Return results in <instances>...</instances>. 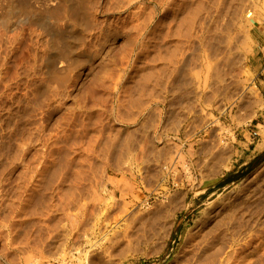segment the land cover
<instances>
[{"label":"rangeland","instance_id":"obj_1","mask_svg":"<svg viewBox=\"0 0 264 264\" xmlns=\"http://www.w3.org/2000/svg\"><path fill=\"white\" fill-rule=\"evenodd\" d=\"M7 0H0V17L4 20L3 22H5L6 23V25H4V23L2 24V20H1V18H0V27H1V29H0V31H3L2 32V34H1V32H0V34L2 35V39L0 38V57H1V55H3L2 53L5 51V48H6V51L4 52L5 54L2 56L3 57V59L2 58H0V60L2 59V61H0V79H1V81L0 82H2V84L0 85V155L2 156H0V158H1V162H0V168L1 167H3V169H5L4 171H3V169L1 168V170L3 171L2 173H1V170H0V174H1V176H0V187H2V188H0V194L2 195H0V197L1 198H3L4 196H6V195H8L9 194V198L11 199V197L13 198L14 197V195H15V199L16 200H14V199H11V201H13V203H11V201H8V200H10L9 198H7V197H4L2 200L3 201H1V198H0V202L2 203H0L1 205V208H0V215H2L3 213H4V215H2V216H0V230H2L1 232H3V233H1L4 237H2V235H0V264H13V262L15 261L16 263H14V264H22L23 262V264H26L27 262H29L30 264H32V263H34V264H49V263H51V264H63V263H68V264H84L85 262H83L84 261V255H83V253H88V252H93V250L95 251V252H100V249H101V251H102V247L103 246H107V244H108V246L109 245H112V243L110 244V241L113 239L114 240V238H116V241L114 240V242H113V244H115V242H117L116 243V245H112L113 246V248L114 247H116L117 246V244L120 246H123V244L126 242V241H128L127 239H129V238H127V236L129 235V237L130 238H133L134 240L136 239V240H138L140 243H139V245H138V247H140V248H144L145 247V245L146 244H148V242H149V246H148V249H147V254H144V253H141V254H138V255H130L126 260H125V262H124V264H170V262H172V264H178L180 261H181V255H177L179 252L182 254V250L184 251V245H185V243H184V241H185V239L184 238H186V232L187 231H192V233H194V231H198V230H200L201 229V227L203 226V224H205V222H206V224L207 225H209V226H213V225H215L217 222H213V220L214 221H216L215 219H217L218 220V217L220 218V216H221V214H223V212H226V211H229V213L231 212V210H232V212L230 213V215H232V214H234L233 213V211H234V209H232V208H236V210H238V211H234L235 213H236V215H239V217L238 216H236L235 214H234V217H233V215L232 216H229V218H228V221L226 222V224L222 227L223 229L225 228V230H223L222 229V234H224V236H229V235H231V237L229 238H227V237H224L223 235H222V237H223V239H224V241H228V244H226V242L224 243L225 245H227L226 247H224L223 246V250H220L219 252H221V253H215L214 254V256L215 257H217V258H215L213 255H211L212 256V258H211V256L210 257H208V259L210 260H208L207 258V260L206 259H204L203 261H202V263L201 264H203V263H207V264H214V261H215V264H216V262H218V264L221 262V261H223L224 260V258L227 256V252H229V254H228V256L225 258V260H228L229 258H231V260L229 259V262L231 263V264H240L241 262V264H264V156L263 157H261L259 160H257V161H255V162H250V159H251V157H252V155L258 150V149H261V148H264V0H242V2H241V0H199L200 1V4H198L199 3V1L198 0H130L131 1V3H129V0H127V2H126V0H86L85 2H83V0H81V2L80 1H78L79 3H80V6L82 7L80 10L78 9V7H80V6H78L79 5V3H77V0H72V1H68V0H63V2H62V0H48V2L46 1V0H30L31 2H29V0H25L26 1V3H27V8H26V11H28V14H27V18H29V19H26L25 20V22H27V24L23 21V23H21L20 22V24H24V26H26V27H24V26H22V25H19V24H17V20H16V18L15 17H12L11 16V18H10V16H8V15H6V13H7V5H8V2H6ZM28 1V2H27ZM33 1H38V2H36V4H35V2H33ZM56 1H57V3H56ZM58 1H61V3H62V5H61V3L60 2H58ZM74 1V2H73ZM125 3H124V2ZM142 2V4H140L141 2ZM180 1H182V3L180 2ZM189 1H192V3L191 2H189ZM198 1V2H197ZM213 1H214V3H213ZM219 1H220V3H219ZM247 1V2H246ZM250 3H249V2ZM253 1V2H252ZM43 2H45V4L43 3ZM193 2H195L194 4H193ZM217 4H216V3ZM239 4H238V3ZM244 2V3H243ZM31 3V4H30ZM32 3H34V5L32 4ZM38 3V4H37ZM69 3H71V5L73 4V6H71V7H75L77 4V6H76V8H75V11H76V14L78 15V16H74V14H72V12H68V11H72L68 6V4ZM75 3V4H74ZM81 3H82V5H81ZM84 3V4H83ZM88 3V4H87ZM92 3V4H91ZM120 3H122V4H120ZM128 5H127V4ZM135 3H137V4H135ZM139 3V4H138ZM155 3H156V8H155ZM177 3H178V5H177ZM188 3H190L192 6L190 7V4H188ZM249 3V4H248ZM46 4H48V5H46ZM53 4H54V6H56L57 7V10H59V12H61V14L59 13V12H57V10H54V9H56V7L54 8L53 7ZM60 4V5H59ZM91 4V5H90ZM146 4H147V6H146ZM175 6H174V5ZM198 4V5H197ZM215 5V6H213V5ZM236 4H238V5H236ZM52 5V6H51ZM65 5V6H64ZM85 5H87V6H85ZM118 5V6H117ZM120 5V6H119ZM122 5V6H121ZM133 5V6H132ZM137 5H139V6H137ZM144 5V6H143ZM199 5H201V6H199ZM217 5V6H216ZM6 8V10L4 9V7ZM30 6H31V8H30ZM32 6L34 7V8H32ZM63 7V9H65V10H62L61 8H59V7ZM85 6V7H84ZM88 6H91V7H88ZM149 6V7H148ZM152 6L154 7L153 9H152ZM170 6H171V8H170ZM189 6V7H188ZM237 8H239V9H237ZM241 6V7H240ZM247 6V9H245V7ZM3 7V8H2ZM47 7L48 8H50V9H47ZM53 7V8H52ZM88 9L87 10V12L85 11V9ZM88 7V8H87ZM138 7V8H137ZM140 7H141V9H140ZM201 7V8H200ZM214 7V8H213ZM216 7H217V9H216ZM244 9H243V8ZM253 7V8H252ZM255 7V8H254ZM59 8V9H58ZM69 8V9H68ZM145 8H147V9H150V11H148L149 12V14H150V16H149V14H148V12L146 13V9ZM190 9L189 10V12L188 11H186L187 12V14L186 13H184L185 12V10L186 9ZM194 8H196V12L198 11V9L201 11L200 12V14H199V11L196 13V15H194L195 14V11L193 10V15H192V9ZM198 8V9H197ZM249 8V9H248ZM28 9V10H27ZM68 9V10H67ZM172 11H171V10ZM187 9V10H188ZM238 10V12H237V10ZM53 10H54V12H53ZM65 13H62V11ZM67 10V11H66ZM140 10H141V12L143 11V13L141 14V12H140ZM167 10V16H166V11ZM174 10H176V11H174ZM246 10V11H245ZM5 11H6V13H5ZM32 11V12H31ZM33 11H34V13H35V15H37V17H34L33 16ZM49 13V14H47V12ZM80 11H82V12H80ZM84 11V12H83ZM90 11V12H89ZM138 11H139V13H138ZM154 11V12H153ZM170 11V12H169ZM173 11H174V14H173ZM235 11V12H234ZM249 11H251V12H249ZM252 11H254V13H252ZM45 14H44V13ZM77 12H80V14L79 13H77ZM151 12V13H150ZM169 12V13H168ZM5 13V14H4ZM27 13V12H26ZM31 13H32V15H31ZM50 13H51V15H50ZM91 14V16H90V14ZM139 14L140 16H137L136 14ZM144 13H146L148 16L147 17H149V18H147V19H144L142 16H145V18H146V14H144ZM164 13H165V15H164ZM171 13V14H170ZM190 13H191V15H190ZM247 13H251V15L250 16H247ZM2 14H4V15H2ZM40 14V15H39ZM57 14V15H56ZM64 14V15H63ZM66 14H67V17H66ZM70 14V15H69ZM89 14V15H88ZM135 14V15H134ZM152 14H154V15H152ZM184 16H183V15ZM186 14V15H185ZM31 15V16H30ZM47 15V16H46ZM49 15L51 16V17H49ZM58 15L60 16L58 19H56L57 17H58ZM86 15L87 17L85 18L84 16ZM164 15V16H163ZM174 15V16H173ZM177 15V17H175ZM187 15H189V17H195V18H190V21H187L186 19H188L189 17L187 16ZM4 16V17H3ZM45 16H46V21H45ZM66 18H65V17ZM69 16V17H68ZM71 16V17H70ZM72 16H74V17H72ZM80 16V17H79ZM82 16H83V18H82ZM134 16H135V18H134ZM171 16V17H170ZM173 16V17H172ZM182 16L183 18H184V20H185V22H178V20L179 21H183L182 20V17H181V20H180V17ZM185 16H186V18H185ZM31 17V18H30ZM55 17V18H54ZM63 17V18H62ZM79 17V18H78ZM150 17H152V18H150ZM156 17H158V18H156ZM161 17V18H160ZM164 17V18H163ZM171 19H170V18ZM179 17V19H177ZM245 17H247V18H245ZM6 19V21H5V19ZM8 18V19H7ZM36 18V19H35ZM50 18H53V19H51L50 20ZM83 20H82V19ZM136 18H137V20H136ZM145 20V22H144V20ZM168 18V19H167ZM173 18V19H172ZM207 18H210V19H208V20H206ZM245 18V19H244ZM32 19H34V21L32 20ZM40 19V20H39ZM56 19V20H55ZM63 19V20H62ZM64 19L66 20V21H64ZM78 19H80V21H82L83 23H81V22H78L79 20ZM140 19V20H139ZM150 19V20H149ZM156 19V20H155ZM196 19H197V21H198V19H199V22L197 23V21H196ZM205 19V20H204ZM32 20V21H31ZM51 22H50V21ZM61 20V22H59ZM70 21V22H68V21ZM78 20V21H77ZM134 20H136V23H134L135 21ZM158 20H159V22H158ZM171 20H175V21H171ZM177 20V21H176ZM195 20V21H194ZM13 22L14 21V25H10L11 24V22ZM15 21H16V23H15ZM29 21V22H28ZM47 21H49V25H48V22ZM138 21H139V24H138V26H137V23H138ZM141 21H142V23H144L145 25H143L142 23H141ZM148 21H149V23H148ZM154 21L156 22V23H154ZM170 21V22H169ZM187 21V22H186ZM192 21H193V23H192ZM208 21V22H207ZM245 22L244 23V25H242L243 24V22ZM52 22H54V24L52 23ZM55 22H56V25H55ZM57 22H58V24H57ZM146 22H147V24H146ZM188 22H190L191 23V26H189V28H187L188 26ZM206 22V23H205ZM19 23V22H18ZM65 23H67V24H65ZM70 25H69V24ZM140 23L143 25V29H142V26L140 25ZM158 23H159V27H158ZM173 23V24H172ZM176 23V24H175ZM177 23L178 24H180V26H182L183 28L185 27V25H183V24H185V23H187L186 24V28L187 29H184L183 30V32L186 30V32H187V30L190 32L189 33V35L187 36L186 35V33L184 32H181L182 31V29L183 28H181L180 26H176L177 25ZM183 23V24H182ZM251 23V24H250ZM16 24V25H15ZM52 24V25H51ZM83 24V25H82ZM134 24H135V28H133L134 27ZM153 24H154V26H153ZM182 24V25H181ZM196 26H195V25ZM204 24H206L205 26H204ZM209 24H210V26H209ZM2 25H4V26H2ZM18 25V26H17ZM60 25H62V26H60ZM67 27H66V26ZM68 25H69V27H68ZM82 25V26H81ZM133 25V26H132ZM140 25V26H139ZM152 25V26H151ZM174 25V26H173ZM194 25V26H193ZM198 25H200L199 26V29H195L194 27H197L198 28ZM11 26H15L14 28L15 29H17L18 27H22L23 28V32H25V30H26V32L25 33H22L21 31V27H20V29H18L19 31H17L16 32V30H14V29H12V32H13V34H17L18 32H21V34L23 35V36H21L20 37V39L19 38H17L16 39V35H13L14 37H12L11 36V34H10V38H6V37H9V32L10 33H12L11 32V30L9 29ZM17 26V27H16ZM28 26V27H27ZM31 28H30V27ZM38 26H40V27H38ZM45 26H46V28H45ZM58 27V26H60V27H56L55 28V31L54 30H52V29H54V28H52V29H50L51 27ZM175 26L176 27H178V28H175ZM243 26H245V27H247V30H246V34H244L243 33V31H242V28H245V27H243ZM2 27H3V30H2ZM7 27H9L8 29H7ZM49 27V28H48ZM63 27V28H62ZM66 27V28H65ZM71 27V28H70ZM83 27V28H82ZM136 27H138V28H136ZM154 30H152L151 28ZM156 27H158V28H156ZM27 28V29H26ZM29 28H30V31H29ZM37 28V29H36ZM44 28V30L43 31H41L42 29ZM76 28V29H75ZM140 28V29H139ZM150 28V29H149ZM180 28V29H179ZM191 28V29H190ZM193 28H194V30H193ZM202 28H204V29H202ZM210 28V29H209ZM35 30V32L37 33L36 35H35V32L33 33H29V32H31V30L32 31H34ZM46 29V30H45ZM62 29H64V32L65 33H63L62 34V32H63V30ZM79 29V30H78ZM82 29H84V30H86L87 32H85V31H82ZM137 29V30H136ZM147 29V30H146ZM178 29V30H177ZM201 29V30H200ZM207 29V30H206ZM208 29H209V31H208ZM246 29V28H245ZM6 30H8V33L6 32ZM59 30V31H58ZM69 30V31H68ZM71 30V31H70ZM73 30H74V32L76 31V32H78V33H74L73 32ZM142 32H141V31ZM150 30V31H149ZM159 32H158V31ZM198 31V32H196V31ZM208 31V32H206V31ZM40 31V32H39ZM44 31H45V33H44ZM53 31H54V33H55V36H54V33H53ZM81 31V32H80ZM139 31L141 32V33H139ZM148 31L150 32V34H148ZM164 31V32H163ZM177 31H179V32H177ZM192 31V32H191ZM200 31H201V33H200ZM41 34V32L44 34H41V35H39V33ZM60 32V34L58 35L57 33H59ZM137 32V33H136ZM152 32V33H151ZM153 32H155V33H153ZM158 32V34L156 35V33ZM196 32V34H193V33H195ZM204 32H206V33H204ZM53 34V36L52 35H50V34ZM67 33H69V34H67ZM71 33H72V35H71ZM84 35V36H81V38H83V40L81 39V38H76V37H78V36H80V35H82V34ZM135 33V34H134ZM178 33L180 34L179 36H178ZM192 33V34H191ZM199 33V35H197ZM31 34H33L32 36H33V38H32V36H31ZM74 34V35H73ZM80 34V35H79ZM138 34V35H137ZM144 34H148L149 35V37L147 36V35H144ZM153 34L155 35L154 37H153ZM188 34V33H187ZM242 34H243V36H242ZM1 35H0V37H1ZM7 35V36H6ZM26 35V36H25ZM30 35V36H29ZM43 35V36H42ZM64 35V36H63ZM86 35V36H85ZM89 35V36H88ZM92 35V36H91ZM135 35H137V36H135ZM151 35H152V37H151ZM192 35H195V36H198V37H196L195 38V36L193 37ZM202 35H204L205 37H207V38H205L204 36V38H202ZM208 35V36H207ZM244 35H246V36H244ZM34 36H36V37H34ZM43 38H42V37ZM52 36V37H51ZM59 36H63L65 39H62L61 37H59ZM74 37V39L76 38V39H78V40H80L79 42H78V40L77 41H75L74 39H73V37ZM142 38H141V37ZM146 36V37H145ZM160 38V40H159V38ZM188 37V39H186L185 38V40H184V37ZM25 37H28L27 39L25 38ZM31 39H30V38ZM46 37V38H45ZM53 37H56V38H53ZM72 37V38H71ZM88 37V38H87ZM161 37L163 38V37H165L164 39H161ZM177 37H179V38H177ZM183 37V38H182ZM189 37H190V39H189ZM247 37H248V39H247ZM12 38V39H11ZM22 38V39H21ZM25 38V39H24ZM41 38V41L39 40ZM86 40H85V39ZM89 38H90V41L92 42V43H90V41H88L89 40ZM92 38V39H91ZM156 38H158L157 39V41H156ZM246 38V39H245ZM9 39H11V40H13V41H11V40H9ZM15 39V40H14ZM18 39H19V41H18ZM36 41H35V40ZM46 41H45V40ZM51 39H52V41H51ZM56 39H58V40H56ZM95 39V40H94ZM132 39H134V40H132ZM165 39H168L167 41L165 40ZM243 41H242V40ZM9 40V42L7 43V41ZM20 40H22L23 42H21ZM24 40H26V41H24ZM31 40V42L29 43V42H27V41H30ZM48 40H50V41H48ZM58 42V41H60V43L58 42V43H56V41ZM63 40H66V41H63ZM70 40V41H69ZM73 40V41H72ZM82 40V41H81ZM141 40H142V42H141ZM162 40H163V42H162ZM183 40L185 41V42H183ZM190 40H192V42L190 41ZM196 40V41H195ZM201 40V41H200ZM11 41V42H10ZM44 41V42H43ZM48 41V42H47ZM53 41H54V43H53ZM69 43H71L72 44V46L74 47V46H76V47H78V46H80V44H81V46H82V49H81V46L79 47V48H76L75 49V47L74 48H72V46H70L71 44H69ZM72 41V42H71ZM75 41V42H74ZM87 41V42H86ZM132 41H134V42H132ZM144 41V42H143ZM156 42V43H154V42ZM182 41L183 42V45H185V47L182 45V42H181V44H180V42ZM189 41V42H188ZM194 41V42H193ZM205 41V42H204ZM228 41H230L229 43H227ZM240 41H242V42H240ZM13 42V43H12ZM17 42V43H16ZM18 42L20 43L21 42V44H23V45H21V44H18ZM37 42V43H36ZM65 42H67V43H65ZM77 42V43H76ZM81 42V43H80ZM86 42V43H85ZM162 42V43H161ZM166 42V43H165ZM189 43L188 45H189V47H190V50H188V46L186 45L187 43ZM190 42H191V44H190ZM195 42L198 44H195ZM250 42V43H249ZM25 43V44H24ZM32 43V44H31ZM41 43H43V44H41ZM49 43H50V45H49ZM62 43H65V44H62ZM80 43V44H79ZM84 43V44H83ZM89 43V44H88ZM133 45H132V44ZM142 43V44H141ZM144 43V44H143ZM159 43V44H158ZM177 43H178V45H177ZM240 43L242 44V46L244 47V49H243V47L242 46H240ZM9 44H12V45H9ZM38 46H37V45ZM58 44H60V45H58ZM61 44L63 45V46H61ZM74 44V45H73ZM76 44V45H75ZM79 44V45H78ZM91 44V45H90ZM138 44H140V45H138ZM150 44H152V45H150ZM165 44V45H164ZM171 44H173L174 45V47H173V45H171ZM194 44V45H193ZM229 44V45H228ZM234 44V45H233ZM248 44V45H247ZM14 45V46H13ZM15 45H19L18 47L16 46V49L14 48L15 47ZM42 45V46H41ZM47 45V46H46ZM49 45V46H48ZM142 45H143V47H142ZM144 45H145V47H144ZM149 45V46H148ZM168 46V48L170 49V51L168 52V55L170 56H168L169 58H171V57H174V58H176V59H174L173 60V63H175V65H172L171 64V62H169V58L168 59H166V61H165V59L164 60H162L161 62H159L158 63V65L160 64V65H162V64H168V65H162L161 67H162V72L159 74L160 76H159V83H161L162 82V84L161 85H164L165 84V86L163 87H161L160 88V84H158V86H157V83L155 82V78L152 76L154 73V68L153 67H155L156 66V63L154 62V56L155 55H153L154 53H156L157 51L160 53V54H162V56H163V58H164V56L167 54V52L166 53H164L165 51H163V50H166L167 51V49H166V47H164V46ZM170 45V46H169ZM179 45H181V46H179ZM222 46V48L224 47L223 45H225L226 47H224V49L226 48V50H224V49H222L221 48V46ZM227 45H228V47H227ZM230 45H233L232 46V48L233 49H231V46ZM246 45H247V47H246ZM12 46V47H11ZM51 46V47H50ZM55 46V49L54 48H52V47H54ZM138 46H139V49H138ZM141 46V47H140ZM155 46L158 48L159 46L161 47H159L158 48V50H157V48L155 49ZM172 46V47H171ZM177 46V47H176ZM179 46V47H178ZM186 46H187V48H186ZM192 46L194 47V48H192ZM199 46V47H198ZM218 46H220V47H218ZM239 46V47H238ZM10 47V49H13L12 51L10 50V49H8ZM32 49H31V48ZM58 47H61L62 48V50L60 49V48H58ZM66 47V48H65ZM69 47V48H68ZM83 47H85L84 49H83ZM152 47V48H151ZM175 47H176V51L174 52V50H175ZM182 47V48H181ZM198 47V48H197ZM229 47H230V49H229ZM247 49H246V48ZM18 48V49H17ZM22 50H21V49ZM29 48L31 49V50H29ZM38 48H40V50L38 49ZM67 48H68V50H67ZM72 48V49H71ZM131 48V49H130ZM140 48H141V50H143V51H140ZM143 48V49H142ZM145 48V49H144ZM147 48V49H146ZM148 48H151V50L150 49H148ZM172 48H173V50H172ZM179 50H178V49ZM216 48V49H215ZM221 50H220V49ZM229 50H228V49ZM240 50V53H239V50ZM262 48V49H261ZM38 49V50H37ZM43 49H47V50H43ZM48 49H51V50H48ZM59 49H60V51L61 52H63L62 54L63 55H61V52L59 51ZM74 49V51L77 53H75L74 51H72ZM85 49H86V51H85ZM152 49H154L155 51H153ZM160 49V50H159ZM183 51H182V50ZM191 49H194V50H191ZM196 49V50H195ZM64 50V51H63ZM67 51V55H65L66 57H64V52H66ZM130 50V51H129ZM135 50V51H134ZM149 50V51H148ZM223 50V51H222ZM233 50V51H232ZM246 50V51H245ZM7 51H9V52H7ZM11 51V52H10ZM16 51H18L17 53H18V56L20 55V57H18V56H16L17 55V53H16ZM23 51V52H22ZM47 51H50L51 53L50 54H48L47 55ZM56 51V52H55ZM71 51H72V53H71ZM81 51V52H80ZM82 51H83V53H82ZM91 51H93V52H95V53H93V52H91ZM136 51H138L137 53H136ZM140 51V52H139ZM145 51L147 52V54L145 53ZM152 51H153V56H151V53H152ZM163 51V53L165 54V55H163V53H161ZM172 51H173V56H172ZM180 51V53L182 54L183 52L185 53V54H187V55H185L184 53V55L188 58V60L187 61H191V59L189 60V56L190 55H192L191 57H192V60L194 59L195 61H196V63H194V62H188V64H187V62H186V64H185V68H184V70H186V71H189V72H186V71H183L182 73H180L179 71H180V67H181V65L179 64V63H177L176 62V60H177V58H178V60L181 58V54L179 55V52ZM182 51V52H181ZM192 53H191V52ZM196 51V52H195ZM197 51H198V53H197ZM219 52V53H215V52ZM226 52V53H224L225 55H223V53L222 52ZM6 52H7V54H6ZM14 52V53H13ZM20 52H22L23 54H22V56H21V54H20ZM29 52H31V53H29ZM142 52V53H141ZM177 52V53H176ZM202 52H204V53H202ZM230 52V53H229ZM232 52V53H231ZM241 52H243V53H241ZM27 53H28V56H30L29 58H28V56H27ZM38 53V55H35V54H37ZM44 53H45V55H44ZM49 53V52H48ZM54 53V54H53ZM58 53V54H57ZM71 53V54H70ZM81 53V54H80ZM87 53V54H86ZM90 54V57L88 56L89 54ZM91 53H93L92 54V56H91ZM125 53L127 54V55H125ZM138 53H140V54H138ZM191 53V54H190ZM194 53H195V55H194ZM196 53H197V55H196ZM212 53V54H211ZM220 53H222V54H220ZM8 54H10V55H8ZM33 54V55H32ZM66 54V53H65ZM68 54H70V55H68ZM143 54V55H142ZM206 54V55H205ZM220 54V55H219ZM226 54H228V55H226ZM25 57H24V56ZM51 55H52V57H51ZM56 55H57V57H56ZM86 55V56H85ZM137 55V56H136ZM177 55V57H175ZM194 55V56H193ZM208 55H211V57L209 56V58H208ZM219 57H218V56ZM232 55H234L233 57H232ZM36 56H38L37 58V61H36ZM40 56V57H39ZM45 56V57H44ZM68 56H70L69 57V59L71 60H69V59H66V58H68ZM83 56V57H82ZM88 56V57H87ZM145 56V57H144ZM147 56H151V57H147ZM207 58H206V57ZM215 56V57H214ZM222 56V57H221ZM231 56V57H230ZM236 56H237V58H236ZM242 58H241V57ZM10 57V58H9ZM23 57V58H22ZM50 57V58H49ZM54 57V58H53ZM62 57H64L65 58V60H64V58H62ZM76 57H77V59H76ZM79 57V58H78ZM190 57V58H191ZM195 57V58H194ZM196 57H198V59H196ZM238 57H240V58H238ZM244 57V58H243ZM27 58V59H26ZM40 58H42V60H40ZM53 58V59H52ZM73 58V59H72ZM145 58H146V61H145ZM149 58H151V59H149ZM165 58H166V56H165ZM216 58H219V60L220 61H223V62H219L218 61V63L221 65V63H222V65L223 66H220V65H218V63H216L217 61H216ZM5 59V60H4ZM7 59V60H6ZM20 59H26V60H20ZM29 59V61H27ZM31 59V60H30ZM47 59V60H46ZM49 59V60H48ZM51 59V60H50ZM76 59V60H75ZM91 59V60H90ZM147 59H149L150 61H147ZM209 61H208V60ZM213 61H212V60ZM215 59V60H214ZM230 61H229V60ZM237 59V60H236ZM239 59H242V60H239ZM244 59V60H243ZM46 60V61H45ZM69 60V61H68ZM74 60V61H73ZM203 60V61H202ZM207 60V61H206ZM232 60H234V61H232ZM21 61H24V63L22 62L21 63ZM42 61V62H41ZM73 61V62H72ZM164 61V62H163ZM199 63H198V62ZM210 61H212V63L210 62ZM216 61V62H215ZM29 63V64H27V63ZM32 62V63H31ZM54 62V64H51V63H53ZM71 62V66H70V63ZM75 62V63H74ZM145 62H146V64H145ZM148 62H150L149 64H148ZM153 62H154V64H153ZM204 62H209L208 63V68H210V69H206L205 68V66H204V64L206 65V63H204ZM39 64V65H37V64ZM44 63V64H43ZM45 63H47V64H45ZM50 63V64H49ZM67 63V64H66ZM73 63V64H72ZM204 63V64H203ZM213 63H215L216 64V66L213 64ZM226 63V64H225ZM228 63V64H227ZM230 63H231V65H230ZM239 63H240V65H239ZM5 64H8V65H5ZM22 64H24V66L22 65ZM26 64V65H25ZM37 66H36V65ZM43 64V65H42ZM150 64H152V66L150 65ZM171 64V65H170ZM196 64H198V65H196ZM210 64H212L211 66H210ZM226 66H225V65ZM234 64V65H233ZM238 64V65H237ZM13 65V66H12ZM15 65V66H14ZM17 65V66H16ZM44 65L47 67V68H45L44 67ZM54 65H55V67H54ZM149 67H148V66ZM154 65V66H153ZM179 65V66H178ZM193 65L195 66V68L193 67ZM218 65V66H217ZM227 65L229 66L230 65V67H227ZM238 66V67H235V66ZM5 66H7V67H5ZM12 66V67H11ZM35 66H36V68H35ZM43 68H42V67ZM50 66V67H49ZM53 66V67H52ZM169 66H170V68H169ZM174 66V67H173ZM189 66L190 67H192V68H194V72H195V69L197 68V66H198V68H200V69H196V71L197 72H195V73H197V78L195 77L196 76V74L195 73H193V70H190V69H188L189 68ZM216 68H214V67ZM219 66H220V68H219ZM5 68V72H6V76H5V73H2V72H4L3 71V69ZM15 67V68H14ZM20 67H21V70H20ZM22 67L23 68H27V67H29L28 69H25L26 71H24V69H23V71H22ZM31 67V68H30ZM61 67L63 68V70L66 68V70H65V72L64 71H57L58 69L60 70L61 69ZM147 67H148V69H147ZM177 67V68H176ZM211 67H213L212 68V70H211ZM223 67H225L226 69H229L230 71H228V70H225ZM235 67V68H234ZM241 69H240V68ZM2 68V69H1ZM11 68H12V70H11ZM40 70H39V69ZM49 68V69H48ZM57 68V70H55V69ZM150 68V69H149ZM167 68H168V70H167ZM172 68V69H171ZM173 68H174V70H173ZM221 68H223L222 70V72H219V70H221ZM233 69V73H231L232 72V69ZM237 68V69H236ZM15 70V72H13L14 70ZM43 69V70H42ZM47 70V72H46V70ZM51 69V70H50ZM69 69V75H67V77L66 76H64V79H63V77H61L62 79H61V83L59 82V84H57L56 85V83H54V81H52V79L53 80H55V81H57V83H58V80H60V74H62V76L63 75H65V74H67V70ZM145 69H147V70H149L148 72L149 73H152L151 74V76H150V74H146V72H147V70H145ZM164 69V70H163ZM169 69H170V71H169ZM176 69H177V71H176ZM188 69V70H187ZM205 69H206V72H205ZM214 69V70H213ZM219 69V70H218ZM236 69V70H235ZM238 69H240V70H238ZM35 72H34V71ZM38 70V71H37ZM50 70V71H49ZM52 70L54 71L55 70V72H53V73H56L57 72V74H53L52 73ZM168 72H167V71ZM204 70V71H203ZM209 70V71H208ZM225 70V71H224ZM237 70L239 71V72H237ZM241 70L243 71V73H241ZM16 71H18L19 73H17ZM48 71H49V73H51L50 75L48 74ZM143 71L145 72L144 74H146L147 75V78L148 77H150V78H152V79H150V80H152V81H145V80H147V78H145V76L146 75H144L143 74ZM151 71V72H150ZM165 71V72H164ZM171 71H172V75H170L171 74ZM177 72V74L176 73H174V72ZM199 71V72H198ZM208 71V72H207ZM213 71V73H212V75L210 74L211 72ZM214 71H217V73L218 74H215L216 72H214ZM226 71L228 72L227 74H226ZM236 72V74H235V72ZM24 72V73H23ZM31 72L32 73H34V74H31ZM58 72L60 73V74H58ZM62 72H64V73H62ZM164 72V73H163ZM168 74H167V73ZM184 72H186L185 73V75L183 74ZM192 72V73H191ZM230 72V73H229ZM22 73V74H21ZM26 73V74H25ZM37 73H39V75L37 74ZM42 73V74H41ZM141 73L144 75V77L143 76H141ZM180 73V74H179ZM187 73H189V74H187ZM204 73H206L205 75H204ZM219 73H222V74H220V75H224L223 77L222 76H220L219 75ZM226 75H225V74ZM19 74V75H18ZM167 74V75H166ZM179 74V75H178ZM190 75V76H192V78L190 77V79L188 80L187 78H188V76L187 75ZM195 74V75H194ZM202 74H203V79L205 78L204 76H206V80L204 79V81L202 80ZM228 74H231L230 76L228 75ZM10 75H14V76H16V77H14V76H11V78H10ZM29 75H31V76H29ZM38 75V76H37ZM46 75H49V77H47L49 80L47 81L46 79ZM55 76V77H52L51 78V76ZM58 75V76H57ZM166 75V76H165ZM170 75V76H169ZM178 75V76H177ZM181 75H183V76H181ZM215 75H217V77H218V79L221 77L222 79H220V82L219 81H216V80H218V79H216L214 76ZM227 75H228V77H230L229 79L231 80L230 82H228V85L230 84V83H232V85L230 86L229 85V87H228V85H227V87H226V84H227V81H229V79H228V77H227ZM234 75V76H233ZM1 76H2V78H1ZM27 76H29V77H27ZM166 78H165V77ZM169 76V77H168ZM171 76H173V77H171ZM177 76V77H176ZM185 76V78H184V81H182L183 80V77ZM187 76V77H186ZM226 76V77H225ZM239 76V77H238ZM7 77V78H6ZM43 77V78H42ZM46 79H45V78ZM57 77H59V79L57 78ZM66 77V78H65ZM179 77V78H178ZM181 77H182V79H181ZM216 79V80H214L213 81V79L214 78ZM248 77V78H247ZM4 78H6V80H4V81H6V83L5 82H3V80L2 79H4ZM16 78V79H15ZM41 78V79H40ZM50 78H51V80H50ZM56 78L58 79V80H56ZM68 78V79H67ZM142 78H144V79H142ZM154 78V79H153ZM160 78H162V79H160ZM173 78V79H172ZM174 78H176V80H174ZM195 78H196V80H195ZM209 78V79H208ZM223 78H226V79H228V80H226V79H224L223 80ZM232 78V79H231ZM234 78H235V80H234ZM245 78H247L248 80H246ZM18 79H21L22 80V82H20V80L18 81ZM43 79V80H42ZM138 79H141V80H138ZM167 79V80H166ZM239 79H244L243 81H244V83H243V81L242 80H239ZM8 80V81H7ZM26 80V81H25ZM37 80H39V81H37ZM64 80L65 81H67L66 83H64ZM138 80V81H137ZM143 80V82H142V84H141V81ZM173 80V81H172ZM180 80V81H179ZM226 80V81H225ZM10 81V82H9ZM12 81H14V82H12ZM40 81H42V82H40ZM62 81H63V83H64V85L63 86H65V88H63L62 89ZM145 81V82H144ZM154 81V82H153ZM161 81V82H160ZM179 81V82H178ZM191 83H190V82ZM196 81H199V82H196ZM215 81L218 83V85H216V83H215ZM225 81V82H224ZM238 81V83L240 84V86L242 87V86H244L245 87V89L246 90H248V88L249 89H251V87H253L252 88V90L254 89V92L259 96L260 95V99H259V105H260V107H259V105H258V107H256V108H254V110L252 109V110H250L252 113H255L253 116H250V114L252 115V113L250 112V114H249V111H247V110H245V109H243V108H238L237 107V102H239V100H240V98H239V96H237V95H239V94H234V95H232V96H236V97H230L229 98V96L230 95H228V98L230 99L229 101H225V99L227 98V97H225L226 95H227V91H231L232 92V90H233V88L235 87L234 86V84L236 83ZM240 81V82H239ZM241 81H242V83H241ZM18 82V83H17ZM21 84H20V83ZM136 82L138 83V84H136ZM140 82V83H139ZM146 82H148V84H149V86H151V87H153L154 86V90H155V87H156V90L154 91V90H152L151 92L153 93V95L155 94V96H153L152 97V93L150 92V90L149 89H152V88H148V84H145ZM163 82H165V83H163ZM174 82V83H173ZM177 82V83H176ZM187 82H188V84L190 83V85H188L187 84ZM202 82V83H201ZM223 82H224V84H223ZM4 83V84H3ZM11 83H12V85H11ZM22 83H24V85L22 84ZM37 83H40V84H38V86H37ZM45 83V84H44ZM154 83V84H153ZM193 83H195V84H193ZM205 85H204V84ZM214 83V84H213ZM220 83H221V88L219 87L220 86ZM226 83V84H225ZM28 84V85H27ZM53 84L56 86V87H54L53 86ZM61 84V87H59V85ZM143 84H145L144 85V87L146 86L147 88H144L143 89V87H142V85ZM151 84V85H150ZM153 84V85H152ZM167 84H169L170 85V87H169V89H168V86H167ZM182 84V85H181ZM183 84H186V86L188 87V89H186V90H188L189 92L187 93V92H182V91H186L185 90V85H183ZM204 86H203V85ZM4 85V86H3ZM19 87H18V86ZM27 85V86H26ZM140 86L141 85V89L142 90H140L141 91V93H142V95H140L141 97H142V99L140 98V96H139V89H138V87H134V86ZM179 85H181L182 86V89H180L181 88V86H179ZM194 85V86H193ZM222 85H224L223 87H222ZM9 86V89L7 88V87ZM11 86V87H10ZM23 86V87H22ZM38 87V89L40 88V89H42V90H37V88H35V87ZM47 87V88H45V87ZM57 86H58V94L56 93L57 92ZM177 86H179L178 87V89H177ZM183 86H184V88H183ZM189 86L191 87L190 88V90H192V91H190L189 90ZM239 86V85H238ZM239 86V87H240ZM17 87H18V89H17ZM28 87H30V89L28 88ZM42 87H44V89L42 88ZM48 87H52V88H48ZM109 87V88H108ZM114 87V88H113ZM159 87V88H158ZM175 87V88H174ZM186 87V88H187ZM198 87V88H197ZM212 87H214L216 90H214V88H211ZM248 87V88H247ZM24 88V89H23ZM120 88V89H119ZM128 88V89H127ZM130 88H131V90H130ZM138 89V91L136 90V89ZM195 88H197L196 89V91H195ZM243 88V87H242ZM242 88H239L240 90L242 89ZM8 89V90H7ZM22 89V90H21ZM29 89V90H28ZM46 89H47V91H46ZM50 89V90H49ZM54 91H56V92H53V93H51L52 92V90ZM110 89V90H109ZM135 89V93H134V90ZM145 89H147L146 91H147V93H146V91H145ZM160 89H162V90H160ZM206 91H205V90ZM210 89L214 92H212V91H210ZM230 89V90H229ZM244 89V88H243ZM244 89V90H245ZM24 91V92H21V91ZM25 90H26V93H25ZM31 90H34L33 92L31 91ZM49 90V91H48ZM63 90L65 91V93H63ZM120 90V91H119ZM125 90L128 92V90H129V93H126L125 92ZM170 90V91H169ZM177 91L178 92V90H179V93H182V94H185V96L186 97H188L187 99H185L186 101H188L191 97V99L189 100L190 101V103L192 104V105H190L188 102H184L183 104L184 105H187V106H185L186 107V109H188V110H186L184 107H182V108H178L179 109V112H178V110L177 111H175V113L177 114V113H181L180 114V118L179 117H177L176 118V115L175 114H173V110H174V108L175 109H177V107H174L173 109H171L170 108V106H169V103L171 102L170 101V99H171V96L172 97H174V96H178L179 94L176 92H174V91ZM221 90V91H220ZM222 90H224L223 92H225V94H223L222 93ZM239 90V91H240ZM245 90V91H246ZM31 91V92H30ZM118 91V92H117ZM158 91V92H157ZM164 91V92H163ZM204 91V92H203ZM207 91H208V95L210 96H206V94L205 93H207ZM243 90H241L240 92H242ZM31 94H30V93ZM40 92V93H39ZM49 92H50V95H49ZM59 92L61 93V95L59 94ZM132 92L134 93V94H137V95H135L134 96V94H132ZM136 92H138V93H136ZM145 92V93H144ZM161 92V93H160ZM201 94H200V93ZM220 92V93H219ZM240 92H238V93H240ZM23 93H25V94H23ZM35 93V94H34ZM36 93H39V95L38 94H36ZM54 93H55V95H54ZM117 93V94H116ZM119 93V94H118ZM140 93V94H141ZM157 93H158V95H157ZM163 93V94H162ZM170 93V95H168ZM174 93V94H173ZM192 93V94H191ZM213 93V95H215L216 94V97L215 96H213V95H211ZM259 93V94H258ZM27 94V95H26ZM42 94V95H41ZM131 94L133 95V96H131ZM143 94H147L146 95V97L143 95ZM150 94V95H149ZM162 94V95H161ZM198 94V96H196ZM203 94L206 96V97H209V98H206L205 97V99H209V100H205V102H204V98H202V97H204L203 96ZM220 94V95H219ZM223 94V95H222ZM23 97H22V96ZM56 95H57V97H56ZM120 98H118V100H117V96ZM149 95V96H148ZM161 95V96H160ZM187 95H189V96H187ZM191 95V96H190ZM195 95V96H194ZM225 95V96H224ZM27 96V97H26ZM39 96H41V97H39ZM45 96V97H44ZM60 96V97H59ZM100 96V97H99ZM220 96V97H219ZM13 97H14V99H13ZM17 97V98H16ZM25 97V98H24ZM55 98V99H53V98ZM99 98V100H98V98ZM102 97V99H100ZM144 97L147 99H144ZM155 97H157V98H155ZM168 97V98H167ZM195 97V98H194ZM215 97V98H214ZM221 97L223 98L222 100H221ZM21 100H20V99ZM42 98V99H41ZM104 98V99H103ZM130 98H131V104H133V105H131V107H130ZM139 98L141 99L140 101H144V100H146L144 103H145V105H146V103L148 102V100H150L149 98H151V100L148 102V104L145 106V105H143V104H139L138 102H137V100H139ZM152 98H154L155 100H153ZM213 98V99H212ZM228 98L226 99V100H228ZM231 98H234V103L232 102V100H231ZM13 99V100H12ZM25 99V100H24ZM132 99L134 100V101H132ZM137 99V100H136ZM201 99H203V102L206 104H204L203 102H201L202 100ZM32 100L34 101V102H32ZM42 100H43V103H41L42 102ZM101 100H102V102H101ZM103 100H105L104 102H103ZM153 100V101H152ZM164 100V101H163ZM15 101H18L17 103H15ZM23 101V103H24V105H23V103H20V102H22ZM25 101V102H24ZM28 102V104H26L27 102ZM92 101V102H91ZM118 101V102H117ZM136 101V102H135ZM157 101V102H156ZM209 101V102H208ZM212 101V102H211ZM213 101H214V103H213ZM220 101H222V103H224V104H221V102ZM117 102V103H116ZM133 102V103H132ZM137 103L136 104V107H135V103ZM154 102H156L157 104H155ZM195 103V104H193V103ZM12 103V104H11ZM15 103V104H14ZM36 103V104H35ZM104 103V104H103ZM188 103V104H187ZM210 103V106L208 105ZM227 103H228V105H227ZM261 103V104H260ZM16 104L18 105L17 107H19V108H17L16 107ZM20 104H21V107H20ZM36 106H35V105ZM155 104V105H154ZM236 104V105H235ZM24 107H23V106ZM27 107H26V106ZM30 105H32V106H30ZM144 106L143 108H139V111H138V107L139 106ZM153 105H154V107H153ZM184 105H182V106H184ZM216 105V106H215ZM222 105V106H221ZM13 106V107H12ZM117 106H119V107H117ZM132 106H134V108H132ZM138 106V107H137ZM190 106V107H189ZM194 108H193V107ZM206 106V107H205ZM208 106V107H207ZM15 107V108H14ZM149 107V108H148ZM153 107V108H152ZM168 107V108H167ZM187 107H189V108H187ZM192 107V108H191ZM196 107V108H195ZM197 107H199V108H201V109H199V108H197ZM14 108V109H13ZM119 108V109H118ZM135 108H137V109H135ZM165 108H167V109H165ZM191 108V109H190ZM229 108V109H228ZM235 108V109H234ZM142 111H141V110ZM148 109V110H147ZM154 109H156L155 110V112L157 113H154L153 111H154ZM165 109V110H164ZM183 109H185V111L183 110ZM193 110L194 109V111H190V110ZM199 109V110H198ZM223 109H224V112L225 113H223ZM239 109V110H238ZM93 110V111H92ZM99 112H98V111ZM147 110V111H146ZM171 110V111H170ZM182 112H181V111ZM195 110H198V111H196L195 112ZM204 110V111H203ZM219 110V111H218ZM230 110V111H229ZM256 110V111H255ZM12 111V112H11ZM26 111V112H25ZM29 111V112H28ZM91 111V112H90ZM118 111L120 112V113H118ZM186 111H187V113H186ZM190 111V112H189ZM203 112V113H201V112ZM229 111V112H228ZM245 111V112H244ZM99 114V118H98V114ZM120 115V117L118 116H116V114L117 113ZM136 112H139L137 115L135 114ZM141 112V113H140ZM152 112V113H151ZM160 112V113H159ZM164 112H165V114H164ZM246 112H248V114H246ZM10 113V114H9ZM27 113V114H26ZM28 113L30 114V115H28ZM92 113L94 114V115H92ZM114 113H116V114H114ZM144 113H149L150 114V116H149V114H147V115H145ZM168 113V114H167ZM183 113H185L186 115H184ZM193 113H194V115H193ZM197 113V114H196ZM200 113V114H199ZM232 113L234 114V116L235 117H232L233 115H232ZM240 113V114H239ZM97 114V115H96ZM157 115V118L155 117H153L152 115ZM159 114V115H158ZM170 114V115H169ZM182 114H183V116H185L184 118H183V116H182ZM189 114V115H188ZM201 114H202V116H201ZM230 114V115H229ZM9 115H10V117L12 118H10L9 117ZM25 115H28L27 116V119L25 118ZM75 115V116H74ZM139 115V116H138ZM143 115H145V116H143ZM192 117H191V116ZM196 115V116H195ZM205 115V116H204ZM75 117V118H71V120H70V117ZM92 116V117H91ZM94 116H97L96 118H94ZM116 116V117H115ZM152 116V117H151ZM165 116H168V117H165ZM175 116V117H174ZM187 116V117H186ZM196 118H194V117ZM132 117H134V120H132ZM136 117V118H135ZM144 119H143V118ZM199 117V118H198ZM202 117V118H201ZM207 117V118H206ZM237 117V118H236ZM94 118V119H93ZM98 118V119H97ZM115 118V119H114ZM116 118H119L120 119V121H119V119H116ZM127 118V119H126ZM130 118V122H128L127 120ZM164 118H166V119H169V122H168V120H166V119H164ZM191 118H193V119H191ZM207 119V120H205V119ZM232 118V119H231ZM124 121H123V120ZM125 119H126V121L128 122H126L125 121ZM143 119V120H142ZM148 119V120H147ZM155 120V122L157 123V124H155V122H153L154 123V126H152L151 124H153V123H151V120ZM157 119V120H156ZM162 119H164L163 121H162ZM182 119H185V120H182ZM201 119L203 120L202 122H201ZM240 119H244L243 121L242 120H240ZM73 120V121H72ZM146 121V122H144L143 123V121ZM150 120V121H149ZM176 120V121H175ZM215 120V121H214ZM217 120V121H216ZM241 122V123H239V121ZM123 121V122H122ZM138 121H140V122H138ZM142 121V122H141ZM167 121V122H166ZM187 121V122H186ZM204 121H206L207 123V127L206 126H204ZM211 121H213V122H211ZM220 121V122H219ZM233 122V123H231V122ZM238 121V122H237ZM114 122V123H113ZM136 122H137V124L139 123L140 125H141V123H142V125L140 126V125H138L139 126V128L141 129V131L139 130V128H138V130H137V128H135V125H137L136 124ZM150 124H149V123ZM179 122V123H178ZM185 122V123H184ZM200 122V123H199ZM215 122H218V124H216V125H220V129H224V131L223 130H221L222 132H220V129H219V127L218 126H216L215 125ZM98 123V124H97ZM112 123V124H111ZM172 123H173V125H172ZM178 123V124H177ZM188 123V124H187ZM238 123H239V125H238ZM26 124V125H25ZM146 125V128H147V126H148V129H147V131H145L146 130V128L144 127V129L142 128L143 126H145ZM149 124V125H148ZM159 124V125H158ZM164 125V127H167V128H165V129H167V130H165L164 129V127H163V125ZM169 124H171L170 126H169ZM184 124V125H183ZM185 124H186V126H185ZM190 124H194V126H191ZM217 127H215L214 125ZM234 124V125H233ZM95 125H97V126H95ZM105 125V126H104ZM106 125H107V127H106ZM115 127V128H119L120 130H118V129H116L115 130V128H113V126ZM132 125V126H131ZM151 125V126H150ZM156 125V126H155ZM166 125V126H165ZM199 125V126H198ZM201 125V126H200ZM228 125V126H227ZM95 126V127H94ZM108 126H110V128L108 127ZM133 126H134V128H133ZM137 126V127H138ZM161 126V127H160ZM180 126V127H179ZM214 127V130H213V127ZM100 127V128H99ZM102 127H105L103 130H102ZM112 127V128H111ZM125 127V128H124ZM129 128V130H131V132H132V130H133V139H132V136H131V138L129 139V137H130V134L128 133V132H130V131H127V136H126V133H124V131H125V129H127V128ZM149 127H151V129L149 128ZM158 127V128H157ZM163 127V128H162ZM178 127V128H177ZM197 127V128H196ZM204 127V128H203ZM228 129H227V128ZM233 127V129H231ZM96 128V129H95ZM107 128H109V129H107ZM131 128V129H130ZM171 128V131H168L169 129ZM174 128H176L175 129V131L177 132H174ZM196 128V129H195ZM211 128H212V130H211ZM113 129L115 130V131H113ZM122 129H123V131H122ZM143 129V130H142ZM154 129V130H153ZM160 129V130H159ZM181 129V130H180ZM185 129V130H184ZM217 129H219V130H217ZM101 131V134L99 133L100 131ZM109 130V131H108ZM111 130H112V132H111ZM118 130V131H117ZM154 132H152V131ZM163 130H165V132H162ZM209 130H211L210 132H209ZM227 130H233L231 133H230V135L228 134L229 133V131H227ZM107 131V132H106ZM119 131H122V132H119ZM125 131V132H126ZM135 131H137V132H135ZM143 131V132H142ZM150 131V132H149ZM213 131H215V134L216 135H213L214 133H213ZM218 131H219V133H218ZM226 131V132H225ZM94 132H97L96 134H100V135H94ZM103 132V133H102ZM104 132H105V134H104ZM109 132H111V133H109ZM116 133L115 135H114V137H113V135L112 134H114V133ZM117 132H119L120 134V138H117V137H119L118 136V133ZM149 133V134H151L152 136H151V139H150V137H149V135L147 136L146 135V133ZM158 132V133H157ZM159 132H161V133H159ZM167 132V133H166ZM195 132V133H194ZM198 132H200L199 134H198ZM212 132V133H211ZM217 132V133H216ZM93 134V136L92 137H88V136H91L92 134ZM125 134V138H124V134ZM166 133V134H165ZM210 133V134H209ZM220 133H223V134H221V135H219ZM91 134V135H90ZM121 134H123V136H122V138H123V140L125 139V141H128V142H123L122 141V138H121ZM135 134H137L136 136H138V137H140L141 139L139 140L138 139V137L136 138L134 135ZM141 134V135H140ZM146 135L147 136V138H148V142L151 140V142H147V144H151V148H150V145L149 146H147V144H146V141H147V138L145 137V136H143V135ZM159 134V138L158 137H156L157 135ZM164 134V135H163ZM27 135V136H26ZM105 135V136H104ZM110 135H112V139H111V136ZM183 135V136H182ZM185 135V136H184ZM211 135V136H210ZM217 135H219L218 137H217ZM227 135V136H226ZM229 135V136H228ZM235 135V136H234ZM26 136V137H25ZM102 136H103V138H102ZM106 136H110V137H106ZM161 136V137H160ZM173 136H174V139H172L173 138ZM194 136V137H193ZM210 136V137H209ZM213 136V140H212V137ZM226 136V137H225ZM23 137H24V140H26V138H27V140L26 141H24L23 140ZM95 137H97V139L95 138ZM116 137V138H115ZM135 137V138H134ZM153 137V138H152ZM185 137H187L186 139L187 140H192L193 141V149H192V151H200V149H201V146H202V149L204 148V151H202V149H201V151L200 152H197V154H196V152H195V154H194V152L190 155V153L188 152L187 153V151H183V153H182V155L183 154H185V158L183 159V162L182 163H176V164H174L173 163V165H175L174 166V168L178 171L177 172V174L174 172V171H172L171 170V167H170V171L168 172V171H166V170H164L165 171V173L167 172V174H166V177L164 178V181H161L160 183H161V185L159 186L158 184H156L157 183V181H155L154 180V178H152L151 179V176L153 177L154 175L153 174H155L157 171H158V169H159V164L161 163L160 162V160L161 161H163V159L164 158H168V156H169V154L166 152L167 150H169V147L172 145V144H170L173 140H175L176 142L178 141V143H184V142H186V139H184ZM188 137L190 138V139H188ZM208 137H209V139H210V141H209V139H208ZM232 137H233V141H232ZM88 138H89V140H88ZM108 138V139H107ZM115 138V139H114ZM144 138H145V141H144ZM163 138V139H162ZM176 138H177V140H176ZM195 138V139H194ZM219 140H221V142L222 143H225V144H222L220 141H218V139ZM222 138V139H221ZM224 138V139H223ZM87 139V140H86ZM93 140V143H92V140ZM98 139L100 140V141H98ZM105 139H107V142H106V146H107V144H108V146H109V148L111 149L110 151H111V154H109V148H108V146L106 147V146H102L103 145V143L105 144ZM114 139V140H113ZM117 139V140H116ZM119 139H121V142L119 141ZM135 139H136V141H135ZM155 139V140H154ZM160 139H161V141H160ZM179 139V140H178ZM206 139H208L207 141H206ZM230 139V140H229ZM91 140V141H90ZM97 140V142H95ZM105 140V141H104ZM109 140H111V142H109ZM130 140L131 141H134L132 144L130 143ZM142 140V144L141 143H139V145H136L138 142H140ZM170 141V143L169 142H165V141ZM185 140V141H184ZM215 140V141H214ZM224 140V141H223ZM228 140V141H227ZM234 140H235V142H234ZM22 141H24L26 144H24ZM89 141V143H90V145L87 143V142ZM104 141V142H103ZM113 141H116L115 143H121V144H114V143H112ZM144 141V142H143ZM152 141H154V142H152ZM163 141H164V143H163ZM183 141V142H182ZM195 141V142H194ZM197 141V142H196ZM212 141H214V142H212ZM218 141V142H217ZM52 142H54L53 144H52ZM103 142V143H102ZM122 142H123V144H127L128 145V147H126V145H124V146H122L123 144H122ZM137 142V143H136ZM162 142V143H161ZM211 142H212V144H211ZM215 142H216V145H215ZM19 143H21V145H22V143H23V145L24 146H27V147H24V146H21V145H19L18 146V144ZM29 143V144H28ZM57 144V146H58V144L60 145V147L57 149L58 151H56L55 149H56V146H54V145H56ZM75 143V144H74ZM76 143H79V146L76 144ZM82 143H84V147H85V145L86 144H88V146H89V148L91 147V146H93V147H91V148H93V149H91V151H89L88 149H84V148H82L83 147V144ZM102 143V144H101ZM160 143V144H159ZM199 143V144H198ZM210 143V144H209ZM219 143V144H218ZM230 143V144H229ZM74 144V145H73ZM91 144H93V145H91ZM97 144H100L102 147H100V145H97ZM113 145V146H111L110 147V145ZM198 144V145H197ZM214 144V145H213ZM232 144V145H231ZM70 145V146H69ZM120 147V148H118V150L116 149L118 146ZM133 145H134V147H133ZM135 145H136V147H135ZM155 145H156V147H155ZM165 145V146H164ZM209 145H212V146H209ZM221 145L222 146H228V147H230V145H231V147L228 149L227 147H226V149L225 148H221ZM54 147L55 149H52L51 150V148L50 147ZM78 147V150H77V147ZM87 146V145H86ZM87 146V147H88ZM97 146V147H96ZM115 146H117L116 148H115ZM121 146L122 147H126V148H131L132 147V151H131V149H129V150H126V152L123 150V149H121ZM141 146H143V147H141ZM154 146V147H153ZM159 146V147H158ZM161 146H163L162 147V149L163 150H160L161 149ZM167 146H169L168 148H166L165 149V147H167ZM217 146H220V147H217ZM20 147H23V148H20ZM87 147H85V148H87ZM95 147H96V151H94V149H95ZM99 147V148H98ZM105 147V148H104ZM212 148V150L210 149V148ZM213 147H215V148H213ZM70 148V149H69ZM76 148V149H75ZM81 148V149H80ZM105 150H104V149ZM106 148H108L107 150H106ZM135 148H136V150H135ZM139 148H141V150L143 149V152H141V150L139 149ZM153 148H157L156 149V151H155V153H154V150L155 149H153ZM207 148V149H206ZM218 148V149H217ZM220 148V149H219ZM21 149H23V153L24 154H22V150ZM25 149V150H24ZM50 149V150H49ZM84 149V151L85 150H88V153L87 152H84V151H81V150H83ZM103 149V150H102ZM117 151H116V150ZM140 151H139V150ZM145 149V150H144ZM146 149H147V152H146ZM164 149H165V151H164ZM197 149V150H196ZM205 149H206V151H207V153L205 152ZM222 149L227 153V151L230 153H225L224 152V155H226V157L225 158H223L225 161H222L220 164H219V166H216V167H213V165H212V162H213V154L216 152V153H218L217 151L219 150H221L222 151ZM228 149V150H227ZM46 150L48 151L49 150V153L47 152V153H44L43 154V152H46ZM76 150V151H75ZM80 150V151H79ZM98 150V151H97ZM117 152V154H118V156L116 155V152ZM138 150V151H137ZM209 150H211V151H209ZM50 151H51V153H50ZM93 151V152H92ZM105 153H103V152ZM108 151V153L106 154V152ZM112 151L114 152V153H112ZM120 151V152H119ZM121 151L123 152L124 151V154L122 153V154H120L121 153ZM127 151H128V153H127ZM153 151V152H152ZM159 152V154H160V156H162L163 154H161V152H163L164 154H167L168 156L167 157H161L162 159H160V157H159V154L157 155V153ZM12 152H14L15 154H16V152H18L17 154H19L20 155V157L18 156V155H16V156H18V158L17 157H15V156H13V155H15L14 153H12ZM41 154H40V153ZM77 152V153H76ZM80 152V153H79ZM100 152V153H99ZM119 152V153H118ZM135 152H136V154H135ZM138 152V153H137ZM141 152V153H140ZM150 152V153H149ZM152 152V153H151ZM169 152V151H168ZM172 152V151H171ZM37 153L38 154H40V155H37ZM82 154V155H84L85 153V155L84 156H80V155H77V156H75L76 154ZM96 153V154H95ZM100 155H99V154ZM103 153V154H102ZM131 153V154H130ZM145 155H144V154ZM203 153H205V154H203ZM210 153H212V154H210ZM215 153V154H216ZM11 154V155H10ZM13 154V155H12ZM36 154V155H35ZM51 155V158H52V160H55V162L54 161H50V157H49V155ZM88 154V155H87ZM90 154V155H89ZM102 154V155H101ZM114 154V155H113ZM119 154H120V157H122L121 155H123V157L124 158H121V160H119ZM127 154V156H125ZM137 154H138V158L136 157L137 156ZM141 154L143 155V157L141 156ZM171 154V153H170ZM188 156H187V155ZM208 154H210L211 156L209 157L208 156ZM4 155H5V157H4ZM23 155L25 156V157H23ZM35 155V156H34ZM43 155H45V156H43ZM48 155V156H47ZM54 155V157H52ZM91 155H92V157H91ZM93 155L95 156V158H93ZM99 155V156H98ZM104 155V156H103ZM107 155V156H106ZM112 157H111V156ZM131 155V156H130ZM136 155V156H135ZM149 155V156H148ZM152 155V156H151ZM157 155V156H156ZM7 156H8V158H7ZM9 156H11V157H9ZM22 156V157H21ZM32 156V157H31ZM73 156H75L74 158H73ZM78 156H80L81 157V159L78 161L77 160V164H76V159H79L80 157H78ZM86 156L88 157V158H92V159H89V161H92L91 163L89 162V166H87V165H81L80 163H81V161H82V163H84L85 161H88L87 160V158H86ZM96 156H98V157H100L101 158V160H100V158H98V157H96ZM102 156H103V158L104 157H106L108 160H106V159H104V161H103V158H102ZM113 156L114 157H116V158H118L117 160H119V161H121V162H124V160H125V163H122V166L124 167V169L126 168L127 170L129 169V170H131L132 172H134L135 174H138V172L140 173V174H142V175H146V178H144V179H146V180H144V179H142V178H139V177H136V179H130L129 178V170L128 171H126V169L125 170H123L122 168V166L119 164V163H117V161L115 162H113L111 159H113V160H116V158L114 159L113 158ZM147 158H146V157ZM154 156H156L157 158L159 157V160L157 161V160H154L155 158H153ZM197 156V157H196ZM207 156H208V158H207ZM37 157V158H36ZM44 157V158H43ZM78 157V158H77ZM82 157L85 159V161H84V159H82ZM110 157V158H109ZM137 158V159H135V158ZM140 157V158H139ZM204 157V158H203ZM205 157H206V161H204L205 160ZM3 158H6V159H3ZM10 158V160H7V159H9ZM11 158H13V159H11ZM25 158V159H24ZM32 158H34L33 159V161H32ZM35 158L38 160H35ZM39 158V159H38ZM46 158V159H45ZM73 158V160H71ZM126 158V159H125ZM143 158H146V160H147V162H149V163H147L146 162V160L144 159L143 160ZM196 158H198V161L199 162H202V163H199L198 161H197V159ZM2 159H3V162H2ZM15 159V160H14ZM21 159V160H20ZM28 159V160H27ZM43 160V162L41 161V160ZM49 159V160H48ZM69 159H70V161H69ZM96 159H98L96 162H97V165H98V163L99 164H106L105 166H103L102 167V165H101V167H100V165H98V167L97 168H95V170H97L98 171V168L100 167V169L102 168L103 170H101L100 171V169H99V171L97 172H95V173H99V172H102V175L99 173V175H97V174H95L94 173V171H93V167L91 168V166H94L93 164L95 163V166L94 167H96L97 165H96V162H94L93 163V160H96ZM124 159V160H123ZM130 161H129V160ZM152 159V160H151ZM195 159V160H194ZM204 159V160H203ZM222 159V160H223ZM4 160H7L8 162L6 163V161L4 162ZM19 161V164H17L18 162L17 161ZM23 160V161H22ZM29 161V162H26V161ZM44 160H48L49 162H47V161H44ZM69 162H68V161ZM110 160H111V162H113V164L110 162ZM128 162H127V161ZM137 161V163H135L136 161ZM188 160V161H187ZM211 160V161H210ZM12 161V162H11ZM14 161H15V163L18 165H15V163H14ZM33 162V164H32V162ZM72 161V162H71ZM75 163H74V162ZM84 161V162H83ZM99 161H101V163L99 162ZM103 161V162H102ZM112 164H110L109 162ZM133 161V162H132ZM142 161V162H141ZM152 161L154 162V163H152ZM203 161L205 162V165L203 166ZM10 162H11V164H10ZM41 162V163H40ZM68 162V163H67ZM73 164V166H72V164ZM127 162V163H126ZM143 162H145V164L147 163V165H145ZM158 162H159V164H158ZM192 162V163H191ZM196 162V163H195ZM224 162V163H223ZM24 163H26V164H24ZM30 163V164H29ZM38 164V165H36V167H33V166H35V164ZM49 163V164H48ZM70 163V164H69ZM115 163V164H114ZM119 164V166H121V167H118V165L117 164ZM133 163H134V165H133ZM142 163V164H141ZM150 163H151V166H149L150 165ZM197 163H199V165L200 166H202L201 167V170H199V169H196L195 167L198 165ZM7 164V165H6ZM10 164V165H9ZM14 164V165H13ZM21 164H23V166L24 167H21L22 165ZM42 164V166H43V168L40 166ZM46 164H48L47 165V167H45V165ZM52 164V165H51ZM67 164L69 165L68 167H70V166H72L71 167V169L69 168H67ZM75 164H76V166H75ZM81 166V168H83L84 167V169H82V170H85V169H87L86 170V172L85 171H83L82 172V176H83V178H82V176H81V178H80V176L79 175H81L80 173H81V168L79 169V165ZM84 164H86V162L84 163ZM92 164V165H91ZM136 164V165H135ZM144 164V168L142 167V165ZM154 164V165H153ZM157 164V165H156ZM179 164V165H178ZM181 164H183V167L181 166ZM207 164H209L210 166H212L214 169H218V170H215V171H217L216 173H213V172H215L214 171V169L212 168V167H210L209 165H207ZM2 165V166H1ZM3 165H5V167L7 168V169H11V167L12 166H15V170L13 171V173L11 174L10 173V170H7ZM9 165V166H8ZM26 165L29 167V169H27L28 167H26ZM30 165H31V167H33V168H30ZM33 165V166H32ZM49 165H51V166H49ZM91 165V166H90ZM108 165V166H107ZM111 165V166H110ZM113 165H114V167H113ZM115 165H117V166H115ZM196 165V166H195ZM220 165H221V168H220ZM49 166V167H48ZM79 166V167H78ZM87 166V168H85ZM110 166V167H109ZM127 166H129L128 168H127ZM135 166V167H134ZM138 166V167H137ZM148 166V167H147ZM172 166V165H171ZM181 166V167H180ZM195 166V167H194ZM262 166H263V169H262ZM17 167V168H16ZM26 167V168H25ZM64 167H66V168H64ZM77 169H76V168ZM90 167V168H89ZM116 167V168H115ZM137 167V168H136ZM155 167H157V169L155 168ZM188 167H190V168H188ZM209 167V168H208ZM217 167H219L220 168V170H219V168H217ZM36 168V169H35ZM133 168H136V169H133ZM140 168H142V169H140ZM150 168H151V170H154V171H151L150 170ZM186 170H185V169ZM203 168V169H202ZM208 168V169H207ZM213 169V171H211L212 169ZM20 169H23V171L25 172V175L27 176V177H29L28 175H30V177L28 178V180L26 179L27 177L26 176H24V172H23V174H22V171H20ZM25 169H27V170H25ZM33 169V170H32ZM80 170V173H79V170ZM106 169H108V172L106 173ZM114 169V170H113ZM138 169V170H137ZM143 169H145V170H143ZM189 169H190V171H189ZM257 169V170H256ZM29 170H31V171H29ZM36 170V171H35ZM47 170V171H46ZM62 170H63V172H62ZM73 170H75V173H76V171H77V173H79L78 175L77 174H75L74 173V171ZM90 170H92V171H90ZM135 170V171H134ZM141 170V171H140ZM156 170V171H155ZM202 170H203V172H202ZM209 170V171H208ZM27 171H29V172H27ZM41 173L42 171H43V173H41V174H43L42 176H44V179H40L39 178V180H35L36 178L38 179V177H40V173ZM46 173H45V172ZM60 171H61V173H60ZM65 171H66V175L64 174L65 173ZM68 171H70L69 172V174L71 175H69L68 174ZM71 171H72V173H74V175L78 178V180L76 179L75 181L73 180L72 181V185L74 184V182L75 183H77L76 184V187H74V188H72V190L73 191H75V189L76 190H79V191H77L78 193H81L80 192V190H82L83 188H85L82 192H84V195L81 193V196H84L85 197V191L88 189V187L87 186H89V188H90V190L88 189V191H86V193L88 192V194L89 193H92V195L94 194V193H96L97 195H98V197H100L101 198V200L99 199V198H97V195L95 194V196H94V198L96 197V202L99 200V201H102V199L104 198V199H106V201L104 200L103 201V205H102V202L100 203V202H98V203H95L94 202V200H92V198H91V194L90 195H87L86 194V197L88 196V198H89V196H90V199H88V198H86L87 200H89V201H85L86 199H84V201L86 202H84L83 201V197H80V195H79V197H77L76 196V194H78V193H74V192H72L73 194H75L74 195V197L73 198H78V201H79V205H80V207H83L84 209L87 207V209H86V215H88V219H87V216L85 217L84 216V218L82 219V220H84V221H86V219H87V221L86 222H84V221H82L81 223H80V227L78 226V220L81 218V216H78V213L77 212H79V205L78 204H76L75 203V199H73L72 198V202H73V200H74V204L72 205V206H68L69 207V209H70V207H71V209H73L72 207H74L75 205H77V207H76V209H78V210H76L75 209V207H74V209H73V211L72 210H69L67 207H65L64 209H63V207H62V210H65L66 211V213H65V211H63L62 212V210H61V207L59 206L60 204V198H62V197H64V192H66V190H63V188H65V189H69V190H71V187H72V185H71V183H70V187H69V182H66L65 183V181H68V179L70 180H72L73 178H71V177H75L74 175H72V173H71ZM117 171V172H116ZM120 173H119V172ZM142 171H143V173H142ZM146 171V172H145ZM187 171H188V174H189V177H188V174H186L187 173ZM199 171H201V172H199ZM207 172V174H206V172ZM256 171V172H255ZM263 171V172H262ZM33 172V173H32ZM36 172H38V173H36ZM89 174H88V173ZM129 172V173H128ZM147 173V174H145V173ZM149 172H150V174H149ZM174 172V173H173ZM210 172H211V174H210ZM259 172V173H258ZM6 173V174H5ZM8 173H10V175L8 174ZM21 174L20 176H22V178H23V176H24V180H27V181H24L21 177H19L18 178V176H19V174ZM35 173H36V175H35ZM45 173V174H44ZM57 173H60L59 175L57 174ZM64 175H63V174ZM84 173H86V174H88L87 176H90V177H95V178H97L98 176V178H101L100 180L99 179H96V181L94 180V179H92L91 180V178L90 177H87L86 176V178H89V181L87 182V179L86 178H84L85 177V175L86 174H84ZM94 173V176L92 175L91 176V174H93ZM201 173H202V175H201ZM258 173V174H257ZM261 173V174H260ZM3 174V175H2ZM14 174V175H13ZM15 174L17 175L16 176V180H15V183L14 182H12L13 184H10L11 182H10V178H12V176L13 177H15ZM28 174V175H27ZM32 174V175H31ZM56 174H57V176H56ZM68 174V175H67ZM121 174V176H124V177H121L122 179L124 178V180L126 181V178H127V182H125L124 180H122V184L123 185H125L126 183L128 184V185H126L125 186V188L122 186V184L120 183L121 181H120V179H119V181H118V177H119V175ZM126 174V175H125ZM150 176H149V175ZM172 174V175H171ZM173 174H176L175 175V177H178L179 179H177V183H175V181H172V179L174 178V175ZM207 176H206V175ZM208 174H209V176H208ZM215 174V175H214ZM37 175H38V177H37ZM63 176V179H60V178H62V176ZM107 176V177H110V179L112 178V179H115L116 181H113L112 179V181L113 182H116V183H118L117 185H116V183L114 184L113 183V185L111 184V180L108 178V180L110 181H108V180H106V177L105 176ZM7 176H9V177H7ZM32 176V177H31ZM36 176V177H35ZM55 176H56V178H55ZM60 176V178H58ZM68 176V179L66 178ZM79 176V177H78ZM147 176H148V178H150L151 180H147ZM171 176V177H170ZM250 176V177H249ZM2 177H6V178H4L5 179V181H4V179H2ZM34 177H35V179H34ZM8 178V179H7ZM22 179V182L24 181V183H23V185L27 182V184L26 185H24L25 186V188L27 189H25L24 187H23V190L21 191V190H19V185H21V187L23 186L22 185V183H21V180L19 181V179ZM64 178H65V180H64ZM172 178V179H171ZM189 180H188V179ZM263 178V179H262ZM32 179H34L35 181H33ZM55 179V180H54ZM67 179V180H66ZM82 179L84 180V179H86V181L84 182V184L82 183L83 181H82ZM142 179V180H141ZM192 179V180H191ZM3 180V182H1ZM18 180V181H17ZM41 180V182H43V184H39V182L38 181H40ZM43 180V181H42ZM62 180H64V181H62ZM70 180V181H71ZM79 180H81V182H79ZM101 181L102 182V184L104 185H102V184H100L101 182H99V181ZM104 180H106V181H104ZM154 180V185H153V183H151V181H153ZM168 180V181H167ZM174 180H176V178H174ZM260 180V181H259ZM9 181V182H8ZM47 181H49V184H47L46 185V183H47ZM52 181V182H51ZM53 181H55L56 183H53ZM60 181V183L62 184V182L63 183H65V184H62V186L60 185V183H58L57 184V182H59ZM77 181V182H76ZM91 181V182H90ZM94 181H95V184H94ZM130 181V182H129ZM136 181V182H135ZM190 181V182H189ZM262 181V182H261ZM18 182H19V185H18ZM32 182L33 183H35V184H37V185H34V184H32ZM40 182V183H41ZM51 182V183H50ZM89 182H90V184H89ZM108 182V183H107ZM129 182V183H128ZM132 182V183H131ZM141 182H142V184L144 185V186H147V189L149 190H145L143 187V185L141 184ZM1 183H3L2 185H1ZM4 183H6L5 185H4ZM17 183V184H16ZM21 183V184H20ZM68 183V184H67ZM78 183H80L79 185H78ZM82 183V184H81ZM85 183H87V184H85ZM97 183V184H96ZM107 183V184H106ZM110 183V184H109ZM149 183V184H148ZM175 183V184H174ZM258 183V184H257ZM261 183V184H260ZM8 184H9V187H8ZM32 184V186H33V189L31 188V185ZM51 184H53V185H51ZM91 184H93V185H91ZM129 184H130V187H129ZM140 184V185H139ZM146 184V185H145ZM148 184V185H147ZM151 184H152V186H151ZM165 184V185H164ZM260 184V185H259ZM16 185H17V187H16ZM41 185H43V186H41ZM49 185V187H45V186H48ZM58 185H59V190L57 191V189H58ZM63 185H65V186H63ZM67 185H68V187H67ZM81 185V186H80ZM87 187V189H86V187ZM120 185H121V187H120ZM131 185H134V186H131ZM150 185V186H149ZM12 186V187H11ZM35 186L36 187H42L41 188V190H39L38 188V191H37V189L35 190ZM50 186H52V187H50ZM56 186V187H55ZM74 186V185H73ZM78 186V187H77ZM94 186V187H93ZM101 186H102V188H101ZM117 186H119L120 187V189L123 191V193L121 192V191H119L120 189H119V187L117 188ZM129 187V189H126V187ZM149 186V187H148ZM153 186H155V188L153 187ZM159 186V187H158ZM161 186H163V188L161 187ZM170 186V187H169ZM8 187V188H7ZM11 187V189L12 188H14V189H12V190H14V191H16V192H12V190L11 189H9ZM20 187V189H22ZM81 189H80V188ZM98 187V188H97ZM122 187L124 188V190L122 189ZM127 187V188H128ZM132 187V188H131ZM135 187V188H134ZM153 187V188H152ZM168 188V190L169 191H167V189H164V188ZM7 189V191H6V189ZM16 188V189H15ZM45 188V190H44V192H45V194H46V196H47V199H46V197H45V195H44V192H42L43 191V189ZM50 190H49V189ZM55 188V189H54ZM79 188V189H78ZM91 188H93V190H95V192L93 191V192H91L92 191V189ZM94 188H96V189H94ZM101 188V189H100ZM109 188V189H108ZM131 188V189H130ZM136 188H138L137 190H136ZM146 188V187H145ZM153 190H152V189ZM157 188V189H156ZM161 189V191H160V189ZM8 189H9V191H8ZM47 189H48V191H47ZM52 189V190H51ZM67 189V190H68ZM106 189H107V191H106ZM119 189V190H118ZM126 189V190H125ZM151 189V190H150ZM164 189V190H163ZM184 191H183V190ZM2 190V191H1ZM17 190H19V191H17ZM55 190L57 191V193L55 192ZM62 190L64 191L63 193H61L62 192ZM68 190V191H69ZM71 190V191H72ZM97 190V191H96ZM129 190H131V191H129ZM140 190V191H139ZM172 190H178L177 191V193H176V191L175 192H173ZM182 190V191H181ZM22 192V194H20L21 192ZM26 191H28L27 193L28 194H30L29 196H28V194L26 193ZM47 191V192H46ZM51 193H50V192ZM60 191V192H59ZM90 191V192H89ZM103 191V192H102ZM125 191V192H124ZM129 193H131L133 196H135V197H133V196H131V194H129ZM143 191V192H142ZM156 191V192H155ZM157 191H159V193L157 192ZM163 191V192H162ZM166 191V192H165ZM7 192V193H6ZM19 192V193H18ZM39 192H40V194H39ZM52 192H55L56 194H54V193H52ZM127 192V193H126ZM149 192H150V194H149ZM152 192V193H151ZM169 192H171V194L169 193ZM180 193V195H179V193ZM184 192H186V195L184 194H182V193H184ZM14 193V194H13ZM41 193L43 194V196L41 195ZM49 193V194H48ZM59 193H60V198L58 199V196H59ZM66 193H68V192H66ZM111 193V194H110ZM121 193H122V195H125L124 196V198L122 197L121 198ZM161 193H163V194H161ZM165 193H167V194H165ZM172 193H173V197H174V199L177 197V195H179L180 197H182V198H180L179 200H180V202H179V200L177 199V201L176 200H169V199H167L168 197H170V198H173L172 197ZM175 193V194H174ZM6 194V195H5ZM11 194H13V195H11ZM17 194L19 195V197L17 196ZM25 194H27V195H25ZM51 194V195H50ZM54 194V195H53ZM58 194V195H57ZM61 194H63V196L61 195ZM102 194V195H101ZM146 194H147V197H146ZM149 194V195H148ZM177 194V195H176ZM248 194V196H249V198H248V196H246ZM21 195V196H20ZM32 195H33V197H32ZM35 195V196H34ZM37 195V196H36ZM40 195V196H39ZM49 195V196H48ZM100 195V196H99ZM137 195V196H136ZM162 195H165L166 196V198H164V196H162ZM171 195V196H170ZM175 195V196H174ZM23 196L25 197V198H23ZM30 197V199L28 198V197ZM55 196H57V198H55ZM112 196H113V198H112ZM118 196H120V197H118ZM244 196V197H243ZM245 196H246V198H245ZM17 197H18V199H17ZM42 197V198H41ZM49 197H51V199H53V198H55V199H53V202H51L52 204H54L55 206H56V204L60 207V210H58V206H57V208L56 207H54V205L52 206V204L50 203V198ZM106 197V198H105ZM110 197H111V199H110ZM162 197V199H159L158 200V198H161ZM240 197V198H239ZM8 199V200H5V199ZM20 198V199H19ZM33 198V199H32ZM80 198V199H79ZM93 198V199H94ZM110 200H109V199ZM120 198V199H119ZM132 198V199H131ZM135 198V199H134ZM137 198V199H136ZM178 198V197H177ZM230 198V199H229ZM236 198V199H235ZM244 198V199H243ZM248 198V199H247ZM26 199H27V201H29L28 203H27V201H26ZM43 199V200H42ZM48 199H49V201H48ZM58 199V200H57ZM108 199V200H107ZM113 199V200H112ZM116 199V200H115ZM126 199V200H125ZM134 199V200H133ZM146 199V200H145ZM157 199V200H156ZM163 199H165V200H163ZM19 200V201H18ZM25 200V201H24ZM57 200V201H56ZM62 200H63V198H62ZM112 200V201H111ZM122 200H124L125 202L127 201V204L128 205H126L125 206V202L124 203H121V202H123ZM142 200V201H141ZM156 200V201H155ZM168 200H169V203L170 204H168ZM223 200V201H222ZM225 200V201H224ZM237 200V201H236ZM241 201V203L240 202H238V201ZM243 200H244V202H243ZM246 200V201H245ZM4 201H6V202H4ZM17 203H16V202ZM25 204V206H26V204H28L26 207L24 206V204L22 203V202ZM44 201H46V202H44ZM52 201V200H51ZM59 201V202H58ZM94 203H93V202ZM110 201H111V203L113 202V201H115L114 203L115 204H110ZM119 201H121L120 203H119ZM129 201L130 202H132V204L131 203H129ZM141 201V202H140ZM144 201V202H143ZM146 201V202H145ZM154 201V202H153ZM167 201V203H165ZM174 202V204L175 205H177L176 203H178V205L177 206H175V205H173V202ZM175 201H176V203H175ZM218 201V202H217ZM222 201V202H221ZM229 201V202H228ZM234 201V202H233ZM8 202H10L11 204H13V205H11L10 203H8ZM42 202H44V205H43V203ZM49 202V203H48ZM55 202H57V203H55ZM72 202H71V204H72ZM82 202V203H81ZM83 202H84V204H83ZM105 202V203H104ZM157 202V203H156ZM160 204H159V203ZM228 202V203H227ZM247 202H249V203H247ZM7 204V205H11V206H13V209H14V204L16 205L15 206V209L14 210H12V207L11 208H9L10 206H6V205H4L3 206V204ZM50 204L51 206L49 207L48 206V204ZM83 205H81V204ZM88 203H90V204H88ZM106 203H107V205H106ZM139 205H138V204ZM145 203V204H144ZM153 203H154V205H153ZM230 203V204H229ZM244 203V204H243ZM30 204V205H29ZM42 204V206H40ZM70 203H69V205H71ZM92 204H94V205H92ZM109 204V205H108ZM116 204H118V205H116ZM131 204V205H130ZM142 204V205H141ZM144 204V205H143ZM150 204V205H149ZM152 204V205H151ZM158 204H159V206H158ZM164 204H165V206L168 204V205H170V206H168L167 205V207H164ZM233 204L235 205L234 207H233ZM40 207H39V206ZM47 205V206H46ZM87 205V206H86ZM91 206V208H92V206H93V208H95L94 206L96 205V208L98 207V205H102V207H104V205H105V208H103V212L105 213V218L107 219V217L109 216V214H111L112 212H114L115 210L117 211H115V213L113 214V215H115L116 213H120V215H115V217H108L109 219H107V220H103V217H104V213H102L101 215H99L98 216V218H94V219H92V218H90L89 219V216H90V212H88V211H90V210H92L91 208H90V206ZM111 205L113 206L114 205V207H111ZM136 205H137V207H139V206H141V207H139L138 209H136ZM149 206V207H146V206ZM156 205H157V208H158V211H157V208H156ZM172 205L174 206V207H177V208H175V210H176V212H175V216L173 217V215L172 216H170V217H163V219H161L162 218V216L163 215H161L162 214V212H164V210L163 209H168L169 207L171 208V209H169V210H173L174 209V207H172ZM227 205V206H226ZM237 205H238V207H237ZM19 206H24V207H20V208H18ZM33 206V207H32ZM37 206V207H36ZM86 206V207H85ZM116 206H117V208H116ZM118 206L119 207H121L122 209H127L126 210V212L128 213V216H126L127 217V221L128 220H130V219H132V221H128V222H126V224H127V226H129L130 224V228L128 227H126V224H125V220H124V218H123V216L122 215H124V214H122V213H124L123 212V210L121 209V211H118V210H120V208L118 209ZM124 208H123V207ZM145 206V207H144ZM153 206H154V208H153ZM162 206V207H161ZM225 208V210L223 209V207ZM31 209H33V211L31 210V212L28 210V211H26L27 209H29V208ZM35 207V208H34ZM38 207H39V209H38ZM42 207V208H41ZM46 207H49V208H52V209H45ZM55 209H54V208ZM110 207H111V209H110ZM126 207V208H125ZM150 207H152V209L150 208ZM160 207V208H159ZM228 207V208H227ZM239 207H242V208H239ZM9 209V211H11L12 213L10 214V213H8L7 212V210ZM89 208H90V210H89ZM113 208V209H112ZM136 210H135V209ZM142 208H145V209H142ZM161 208H163L162 209V212H161ZM19 209H21V210H19ZM26 209V210H25ZM44 209V211H42ZM54 209V210H53ZM110 209V210H109ZM135 211H134V210ZM147 209V210H146ZM155 209H156V211L158 212H156L155 211ZM160 209V210H159ZM219 209H221V210H219ZM17 210V211H16ZM22 210H23V212H25V213H28V212H30V213H28V217H29V215H31L30 217L31 218H33V216L32 215H34L35 214V212L34 211H36L37 210V212L39 213L40 211V213H39V216H38V214H35L34 215V218L32 219V222H31V220L26 216L27 214H24V213H22ZM39 210V211H38ZM51 210H52V213H50L51 212ZM55 210H57V211H55ZM69 210V211H68ZM74 210H76V211H74ZM112 210V212L111 213H108V211L110 212ZM131 210V211H130ZM143 210V211H142ZM150 210H152V212H151V215L152 216H149L150 215ZM154 210V211H153ZM208 210V211H207ZM19 211V212H18ZM48 211H49V214H48ZM59 211V212H58ZM68 211V212H67ZM70 211H72L71 213L72 214H70L69 212ZM106 211V212H105ZM130 211V212H129ZM133 211V212H132ZM138 211V212H137ZM144 211H146V212H144ZM159 211H160V213H159ZM206 211H207V213H206ZM244 211V212H243ZM3 212V213H2ZM7 212V213H6ZM17 212V213H16ZM32 212H34V214L32 213ZM36 212V213H37ZM45 212V213H44ZM46 212H47V216L49 215V218L47 217V220H48V222H50V223H48L47 222V220H46V218H44V217H42V216H44V214H46ZM54 212H56V213H54ZM75 212V213H74ZM122 212V213H121ZM131 212L132 213H134V215L135 216H137L136 217V219L137 220H135V219H133V214H131ZM140 212H143L144 214L145 213H148V214H145V215H148V217H153V214H158V216H157V214H156V217H157V219H154V218H156L155 216H154V218H152V219H150V218H146V216L145 217H143L144 216V214H142L141 213V215L140 214H138L137 215V213H140ZM155 212V213H154ZM6 213V214H5ZM44 213V214H43ZM68 213V214H67ZM89 213V214H88ZM118 213V214H119ZM205 213V214H204ZM9 214V215H8ZM13 214H16L15 215V217L13 216ZM18 214V215H17ZM21 214V215H20ZM22 214H24L25 215V217H27L26 219V221L24 220V218H23V216L24 215H22ZM51 214V215H50ZM59 217H61L62 215L65 217L64 218V221L66 222V223H64V221H63V219H62V217L60 218V220H62L61 222H58V219L59 218H57L58 216ZM60 214V215H59ZM62 214V215H61ZM66 214V215H65ZM74 214V215H73ZM108 214V215H107ZM160 214V215H159ZM7 215V216H6ZM11 215V216H10ZM20 215V216H19ZM40 215H42V216H40ZM107 215V216H106ZM112 214L110 215V216H113ZM129 215H132V216H130L129 217ZM209 215V216H208ZM5 216L6 217H8V219L7 218H5ZM10 216V217H9ZM22 216V217H21ZM46 216V215H45ZM54 218H53V217ZM67 216V217H66ZM101 216V217H100ZM116 216H118V218L116 217ZM141 216V217H140ZM161 216V217H160ZM202 216H203V218H202ZM205 216V217H204ZM19 219H18V218ZM41 217V218H40ZM51 217H52V219H51ZM74 217H75V220H74ZM78 217H80L79 219H78ZM125 217V218H126ZM139 217V218H138ZM142 217H143V220L142 221H148V222H144V224H145V226H143L144 224H143V222L142 221H138V220H140V219H142ZM238 218V220H235L234 218ZM2 218L4 219V220H2ZM21 218V219H20ZM23 218V219H22ZM36 218V219H35ZM40 218V219H39ZM42 218H44L45 220L43 221V219ZM55 218H56V221L58 222V223H55ZM67 218H69V220L67 221ZM86 218V219H85ZM111 218V219H110ZM117 218V219H116ZM128 218H130V219H128ZM135 218V217H134ZM147 220H146V219ZM161 219V220H159V219ZM164 218H166V219H164ZM175 218V223H174V225H173V227H172V229L169 227V226H171V224L170 223H168L170 220V222H172V220ZM210 218V219H209ZM214 218V219H213ZM232 218V219H231ZM236 218V219H237ZM6 219V220H5ZM11 219H12V223H10L11 222ZM19 220V221H17V220ZM38 219H39V222H38ZM42 219V220H41ZM91 219H92V222H93V220H94V222L92 223V225L90 224L91 223ZM154 219V220H153ZM213 219V220H212ZM14 220V221H13ZM21 220V221H20ZM35 220V222H33ZM36 220H37V222H36ZM41 220V221H40ZM72 221V223H74V221H75V224L73 225L72 223L70 224L69 222H71ZM81 220V219H80ZM90 222H89V221ZM97 220H98V222H97ZM102 220V223L104 222V221H106L105 222V224L107 223V225H106V227L103 225V224H101L100 223V221ZM111 220V221H110ZM121 220V221H120ZM151 222H150V221ZM155 220H159L158 222L159 223H157V221L156 222H153V221H155ZM203 220V221H202ZM205 220V221H204ZM208 220H210V221H208ZM235 220V221H234ZM3 221V224L1 225V222ZM6 223H5V222ZM43 221V222H42ZM45 221H46V223H45ZM110 223H109V222ZM138 221V222H137ZM160 221L162 222V221H164V222H162V224L160 223ZM213 223H212V222ZM231 221H232V223H231ZM13 222H17V223H13ZM23 222H24V224H23ZM31 222V223H30ZM52 222H53V224L55 223V228L56 227H58V229L56 228V234L58 235V233H60L59 234V237L55 234V235H53V237L55 238V237H58V239H56L57 241L55 242V239L53 238V237H51L52 236V231H55L54 229L55 228H51L52 227ZM88 222H89V224H90V226L88 225L87 226V224H88ZM117 222H119V223H117ZM122 222V223H121ZM131 222H133V223H131ZM134 222H136V224L138 225H140V223H142L141 225L144 227V228H142V226L140 225L139 227L141 228V229H143V230H141V229H137V228H139V227H137V225L134 223ZM153 223V224H150V223ZM202 222V223H201ZM204 222V223H203ZM234 222V223H233ZM35 223V224H34ZM43 223H45L46 224V229H45V224H43ZM62 224V225H59V226H61V228L63 229V230H66V228H67V231H65V232H61V230L62 229H60L59 230V226H58V224ZM114 223V225H116V226H114V225H112V224ZM121 223V224H120ZM154 223H156V224H154ZM164 223H166V224H164ZM201 223V224H200ZM212 223V225H210ZM215 223V224H214ZM13 225L14 226V228H11L9 225ZM32 225V226H28V225ZM36 224H40L39 226L41 227V230L38 228V225H36ZM43 224V225H42ZM50 224V225H49ZM56 224H57V226H56ZM77 224V225H76ZM86 224V226H87V228H86V226H84V225ZM98 224V225H97ZM100 224V225H99ZM110 224V225H109ZM117 224H120V227L117 225ZM125 225V227L127 228H122V227H124L123 225ZM148 224H150V226L148 227L147 225ZM159 224V225H158ZM169 224V225H168ZM199 224L201 225V226H199ZM231 224H233L232 225V227L230 226ZM11 225V226H12ZM15 225H16V227H15ZM21 225H22V227H21ZM24 225V226H23ZM35 225V226H34ZM50 227H49V226ZM66 227H65V226ZM94 225V226H93ZM134 225H136V229L138 230V232H136L137 230L135 229V226ZM162 225V226H161ZM198 225V226H197ZM226 225H229V226H226ZM50 228V229H52V230H50L48 227ZM64 226V227H63ZM70 226V227H69ZM73 226V227H72ZM97 226H101V228L100 227H97ZM113 226V227H112ZM153 226H156V228L154 227V229L152 228ZM158 226H161V227H163V226H167V228L165 227H163V229L161 228V227H158ZM197 226V227H196ZM31 229H29V228ZM32 227H33V229H32ZM36 227L39 229L38 231H36L37 229H36ZM44 227V228H43ZM54 227V226H53ZM74 227H79V228H82V229H87L86 231L84 230V232H82L83 230L82 229H79L78 228V230L80 231V235H78V232H77V229L76 228H74ZM94 227V228H93ZM114 227H116L115 229L117 230V228H118V230H120V231H116L115 229H114ZM146 227V228H145ZM227 227H228V229L230 228V230H228L227 229ZM10 228V229H9ZM30 230H28V229ZM71 228H73V229H71ZM97 228H98V230H97ZM102 228H105V229H102ZM107 228V229H106ZM108 228H110V229H108ZM151 230H150V229ZM157 228H160V229H162V230H158L157 231ZM193 228V229H192ZM195 228V229H194ZM200 228V229H199ZM234 230V232H233V230ZM15 229V231H13ZM43 229H45V231H42ZM49 229V230H48ZM90 229V230H89ZM123 229H125V230H123ZM130 229V230H129ZM164 229H166V230H164ZM191 229V230H190ZM4 230H5V232H4ZM33 230H35L36 232H38V234L36 233V232H34ZM48 230V231H47ZM62 230V231H63ZM103 230V231H102ZM107 230V231H106ZM110 230V231H109ZM129 230V231H128ZM139 230H141V231H143V232H140ZM194 230V231H193ZM232 230V231H231ZM8 231V232H7ZM10 231H12V233L10 232ZM23 231H25V233H23ZM41 231V232H40ZM51 231V232H50ZM71 233H70V232ZM126 232L127 233V236H126V233L125 234H123V236L121 235V237H120V239L123 237V240H122V242H121V240L117 237V236H120V234H122V233H120V232ZM132 231L134 232V233H132ZM149 231H153L152 232V234H151V232H149ZM157 233H156V232ZM226 231H230V232H226ZM28 232V233H27ZM42 232H46V234H44V233H42ZM48 232V233H47ZM69 232V233H68ZM76 232V233H75ZM94 232V233H93ZM99 232V233H98ZM105 232H107V233H105ZM111 232V233H110ZM113 232H115V233H113ZM117 232V233H116ZM146 232V233H145ZM160 232V233H159ZM224 232H226V233H224ZM234 234H233V233ZM237 232V233H236ZM28 234L27 235V237L25 236V234ZM30 233V234H29ZM31 233H32V235H31ZM36 233V234H35ZM51 233V234H50ZM62 233H64V234H62ZM66 233H67V235H66ZM73 233V234H72ZM81 233H84V234H81ZM103 233V234H102ZM105 233V234H104ZM112 233H113V235H112ZM120 233V234H119ZM140 233V234H139ZM148 233V234H147ZM154 233L156 234V235H154ZM228 233V234H227ZM22 234H24V236L26 237H24V239H23V235ZM34 234V235H33ZM39 234L41 235V238H38V237H40L39 236ZM54 234V233H53ZM86 234V235H85ZM93 234V235H92ZM97 234V235H96ZM103 235V237L105 238V239H103V237H102V235ZM117 234H119V235H117ZM136 235V236H133V235ZM141 234H143V235H141ZM146 234V235H145ZM233 234V235H232ZM240 234V235H239ZM11 235H13L14 237L12 238V236ZM16 235H17V237H16ZM48 235H50V237L48 236ZM74 235H77V236H75L74 238H77L76 240L74 239V240H72L73 239V237L72 236H74ZM84 235H85V237H84ZM89 235V236H88ZM101 235V236H100ZM110 235H112V239H111V237H110ZM11 236V237H10ZM32 236L34 237L33 238V240L31 239L32 238ZM44 236V237H43ZM60 236H62L61 238H60ZM67 236V237H66ZM83 236V237H82ZM96 236V237H95ZM115 236V237H114ZM124 236L127 238H125L124 239ZM145 238H144V237ZM152 236H154L153 238H152ZM233 236L235 237L234 239H233ZM31 237V238H30ZM45 238V240H43V238ZM50 239H49V238ZM65 237V238H64ZM81 237V238H80ZM89 237V238H88ZM136 237V238H135ZM142 237V238H141ZM147 237H149V240H146V239H148ZM150 237H151V240H150ZM238 237H239V239H238ZM242 237V238H241ZM250 237V238H249ZM8 238V239H7ZM16 238V239H15ZM21 238V239H20ZM30 238V239H29ZM38 238V240H40L41 239V241L40 242H36V240L35 239H37ZM52 238H53V241L52 242H50L51 240H52ZM85 238H87V239H85ZM93 238V239H92ZM117 238H118V240H120L119 242L117 241ZM141 238V239H140ZM225 238L227 239V240H225ZM236 238H237V240H236ZM9 239H10V241H9ZM12 239V240H11ZM17 240V242L18 241H20L21 242V240H22V244H24V245H22L20 242H18L20 245H22L23 247H20V245L15 241V240ZM27 241H26V240ZM63 239H64V241H63ZM71 239V240H70ZM84 239V240H83ZM98 239H100V240H98ZM109 239V240H108ZM111 239V240H110ZM146 240V241H144V240ZM230 239V240H229ZM241 239V240H240ZM243 239H245V240H243ZM249 240V242H248V240ZM23 240H24V242H23ZM29 240H31L30 241V243H29ZM47 240V241H46ZM50 240V241H49ZM59 240V241H58ZM78 240V241H77ZM87 240H89V241H87ZM93 240H95V242L93 241ZM96 240H98V241H96ZM235 241V243H239V244H241V243H243V242H245L246 244H248L249 245V247H248V245H246V247H245V249L247 248L248 250H245V249H243V252H244V254L242 253V254H239V252H240V250H238L237 252H234V251H232L233 250V248L234 247H236L235 245L234 246H230V243H231V241ZM247 240V241H246ZM15 241V242H14ZM34 241V242H33ZM45 241V242H44ZM62 241H63V243H62ZM82 241H83V243H82ZM93 241V242H92ZM103 242V243H101V242ZM107 241H109L108 243H107ZM125 241V242H124ZM144 241V242H143ZM239 241V242H238ZM243 241V242H242ZM11 242H13V243H11ZM27 242V243H26ZM31 242H32V244L33 243H38V244H36L37 246L39 245V243H41L40 244V247L38 248L37 246H34L35 244H33V247H32V245H31ZM59 242H61V243H59ZM77 242V243H76ZM89 244H88V243ZM92 242V243H91ZM100 242V243H99ZM6 243H8V244H6ZM29 244V246L27 247V245L26 244ZM46 243H47V245H48V247L50 248H46ZM52 243V244H51ZM57 243H59V244H57ZM72 243V244H71ZM74 243H76V245L78 246H76ZM79 243V244H78ZM94 243V244H93ZM99 243V244H98ZM121 243V244H120ZM13 244H14V246H13ZM42 244H43V246H42ZM45 244V245H44ZM50 244V245H49ZM82 244V245H81ZM86 244V245H85ZM92 244V248L89 246V245H91ZM96 244V245H95ZM145 244V245H144ZM17 245V246H16ZM26 245V247L24 248V246ZM31 245V246H30ZM52 245V246H51ZM54 245V246H53ZM57 245L58 246H60V247H58L57 248ZM70 245V246H69ZM75 245V246H74ZM182 245V246H181ZM16 246V247H15ZM45 246V247H44ZM56 246V247H55ZM83 246V247H82ZM94 246V247H93ZM98 246V247H97ZM154 246V247H153ZM229 246V247H228ZM30 247H32L31 249H33V250H31L30 249ZM37 248V250H38V252L39 253H37V250H36V253H35V251H34V248ZM74 247H76L75 249H76V251H77V253L79 254H81V255H78L77 253H76V251H75V249H74V251H73V249L72 248H74ZM82 248V250H81V248ZM90 247V248H89ZM105 247H103V249L105 248ZM137 247V246H136ZM156 247V248H155ZM233 247V248H232ZM16 248V249H15ZM28 248H29V250H28ZM41 248H42V250H41ZM55 248H57L56 249V251L54 252H50V250H54ZM63 248V250H61ZM69 248V249H68ZM78 248H79V250H78ZM96 248V249H95ZM181 248H183V249H181ZM231 248H232V250H231ZM4 249H5V251H4ZM20 249V250H19ZM22 249V250H21ZM25 251H24V250ZM27 249V250H26ZM40 249V250H39ZM47 249L49 250V252L47 251ZM85 249H87L86 251H85ZM88 249H90V250H88ZM151 249V250H150ZM154 251H153V250ZM226 249V250H225ZM17 250H18V252H17ZM81 250V251H80ZM84 250V251H83ZM110 250V249H109ZM229 250V251H228ZM14 251V252H13ZM22 253H21V252ZM24 251V252H23ZM32 251V252H31ZM42 251H43V253H42ZM60 251H61V253L62 252H64V254L62 253H60ZM67 251V252H66ZM70 251V252H69ZM72 251V252H71ZM151 251V252H150ZM178 251V252H177ZM222 251L224 252V253H222ZM231 251V252H230ZM46 252H47V254L48 255H52L53 257H48L47 256V254H46ZM233 252V253H232ZM11 253H13V254H15L14 255V257H15V259H14V257L13 258H10L9 256L11 255ZM16 253H17V257H16ZM24 253V254H23ZM45 253V254H44ZM54 253H56V256H55V254ZM72 253V254H71ZM233 254L231 257L229 256V255H231V254ZM246 253V254H245ZM29 254H31V256H32V254H33V256L31 257V256H29V258H28V255ZM40 254V255H39ZM60 254H61V256L63 257V255H64V257H63V259H62V257L60 256ZM77 254V255H76ZM169 254H170V256H169ZM221 256H220V255ZM241 257H236V256H238V255ZM43 255V256H42ZM50 255V256H51ZM59 255V256H58ZM68 255V256H67ZM73 256L74 258H76V259H74L73 257H72V259H71V256ZM76 255V256H75ZM176 255V256H175ZM235 255V256H234ZM6 256V257H5ZM13 256V255H12ZM11 256V257H12ZM46 256V257H45ZM58 256V257H57ZM70 256V257H69ZM82 256V257H81ZM220 256V257H219ZM225 256V257H224ZM242 256H245L244 258H246V259H244ZM2 257V258H1ZM4 257V258H3ZM23 257H26V259L27 260H31L32 261V263H31V261H27L25 258H23ZM36 257H37V259H36ZM68 257V258H67ZM105 257L106 256H104L103 257V260L101 259V260H97L96 261V263H98V264H112L109 260H108V262H107V259H106V261H105ZM172 257H173V259H172ZM236 257V258H235ZM10 260H9V259ZM17 258H18V261H16L17 260ZM32 258V259H31ZM35 258V259H34ZM70 258V259H69ZM177 258V259H176ZM180 258V259H179ZM223 258V259H222ZM238 258H239V260H238ZM243 258V259H242ZM79 259H80V262H79ZM215 259V260H214ZM217 259V260H216ZM222 259V260H221ZM235 259V260H234ZM240 259H242V261L240 262V263H238L239 261H240ZM7 260H9V261H7ZM13 260V261H12ZM23 260V261H22ZM26 260V261H25ZM55 260V261H54ZM57 260V261H56ZM60 260H62V261H60ZM206 260V261H205ZM235 262H234V261ZM10 261H12V263H10ZM51 261H53V262H51ZM60 261V262H59ZM64 261V262H63ZM68 261V262H67ZM101 261V263H99ZM102 261H104L103 263H102ZM114 261H116V260H114ZM209 261V262H208ZM211 261H212V263H211ZM9 262V263H8ZM18 262V263H17ZM82 262V263H81ZM167 262V263H166ZM229 262H227V261H223V263L221 262V264H230Z\"/></svg>","mask_w":264,"mask_h":264},{"label":"bare ground","instance_id":"obj_2","mask_svg":"<svg viewBox=\"0 0 264 264\" xmlns=\"http://www.w3.org/2000/svg\"><path fill=\"white\" fill-rule=\"evenodd\" d=\"M8 1H9V2H8ZM46 1L48 2V0H46ZM53 1H54V0H53ZM65 1H66V0H65ZM68 1H69V0H68ZM70 1H72V0H70ZM78 1L81 2V0H77V3H79ZM85 1H86V0H83V2H85ZM133 1H134V0H133ZM166 1H167V0H166ZM177 1H178V0H177ZM198 1H199V0H198ZM198 1H197V2H198ZM243 1H244V0H243ZM6 2H8V5H7V7H6V8H7V13H6V11H5V13H6V15L9 14L8 16H10V18H11V16H12V17H15L16 20H17V24L22 25V24H20V22L23 23V21L25 22L26 19H29V18H27V17H28L27 14H28V11H29V10L27 9L28 11H26L27 3H26L25 0H7ZM27 2H28V1H27ZM29 2H31V1L29 0ZM33 2H35V4H36V2H38V1H33ZM58 2L61 3V1H58ZM62 2H63V0H62ZM73 2H74V1H73ZM123 2H124V1H123ZM126 2H127V0H126ZM140 2H141V1H140ZM180 2L182 3V1H180ZM189 2L192 3V1H189ZM241 2H242V0H241ZM246 2H247V1H246ZM248 2H249V1H248ZM252 2H253V1H252ZM43 3L45 4V2H43ZM56 3H57V1H56ZM63 3H64V2H63ZM124 3H125V2H124ZM127 3H128V2H127ZM127 3H126V4H127ZM129 3H131L130 0H129ZM194 3H195V2H193V4H194ZM213 3H214V1H213ZM215 3H216V2H215ZM219 3H220V1H219ZM237 3H238V2H237ZM243 3H244V2H243ZM249 3H250V2H249ZM249 3H248V4H249ZM30 4H31V3H30ZM32 4L34 5V3H32ZM37 4H38V3H37ZM74 4H75V3H74ZM83 4H84V3H83ZM87 4H88V3H87ZM91 4H92V3H91ZM91 4H90V5H91ZM120 4H122V3H120ZM135 4H137V3H135ZM138 4H139V3H138ZM140 4H142V2H141ZM182 4H183V3H182ZM188 4H190V3H188ZM193 4H192V5H193ZM195 4H196V3H195ZM198 4H200V1H199ZM198 4H197V5H198ZM216 4H217V3H216ZM238 4H239V3H238ZM238 4H236V5H238ZM25 5H26V6H25ZM46 5H48V4H46ZM59 5H60V4H59ZM61 5H62V3H61ZM68 5H69L68 7L72 10V11H68V12H72V14L75 13L74 16H78V15L76 14V11H75V8H76V6H77L78 4H77L75 7H71V6H73V4L71 5V3H69ZM70 5H71V6H70ZM81 5H82V3H81ZM127 5H128V4H127ZM173 5H174V4H173ZM177 5H178V3H177ZM192 5L190 4V7H191ZM212 5H213V4H212ZM51 6H52V5H51ZM56 6H57V5H56ZM56 6H54V4H53V7H54V8H55ZM64 6H65V5H64ZM78 6H80V3H79ZM85 6H87V5H85ZM85 6H84V7H85ZM117 6H118V5H117ZM119 6H120V5H119ZM121 6H122V5H121ZM132 6H133V5H132ZM137 6H139V5H137ZM143 6H144V5H143ZM146 6H147V4H146ZM174 6H175V5H174ZM178 6H179V5H178ZM193 6H194V5H193ZM199 6H201V5H199ZM213 6H215V5H213ZM216 6H217V5H216ZM3 7H4V6H3ZM3 7H2V8H3ZM53 7H52V8H53ZM58 7H59V6H58ZM61 7H62V6H61ZM61 7H59V8H61ZM84 7H83V8H84ZM88 7H91V6H88ZM88 7H87V8H88ZM148 7H149V6H148ZM188 7H189V6H188ZM194 7H195V6H194ZM235 7H236V6H235ZM237 7H238V6H237ZM237 7H236V8H237ZM240 7H241V6H240ZM6 8L4 7L5 10H6ZM30 8H31V6H30ZM32 8H34V7L32 6ZM59 8H58V9H59ZM69 8H68V9H69ZM81 8H82L81 6L78 7L79 10H80ZM137 8H138V7H137ZM153 8H154V7L152 6V9H153ZM155 8H156V3H155ZM170 8H171V6H170ZM200 8H201V7H200ZM213 8H214V7H213ZM242 8H243V7H242ZM252 8H253V7H252ZM254 8H255V7H254ZM47 9H50V8L47 7ZM61 9H62V10H65V9H63V7H62ZM68 9H67V10H68ZM84 9H85V8H84ZM88 9H89V8H88ZM88 9H85V11L87 12ZM140 9H141V7H140ZM145 9L147 10L146 13H147L148 11H150V9H147V8H145ZM187 9H188V8H187ZM187 9H186L185 12H184V13H186V14H187L186 11L189 12V10H190V9H188V10H187ZM191 9H192V8H191ZM197 9H198V8H197ZM216 9H217V7H216ZM237 9H239V8H237ZM237 9H236V10H237ZM243 9H244V8H243ZM245 9H247V6L245 7ZM248 9H249V8H248ZM50 10H51V9H50ZM54 10H57V7H56V9H54ZM54 10H53V12H54ZM62 10H61V11H62ZM67 10H66V11H67ZM81 10H82V9H81ZM170 10H171V9H170ZM193 10L195 11V14L193 13ZM171 11H172V10H171ZM174 11H176V10H174ZM174 11H173V14H174ZM198 11H199V14H200L201 11H200L199 9H198ZM198 11H197V12H198ZM245 11H246V10H245ZM26 12H27V13H26ZM31 12H32V11H31ZM46 12H47V11H46ZM57 12H59V10H57ZM80 12H82V11H80ZM80 12H77V13L80 14ZM83 12H84V11H83ZM89 12H90V11H89ZM140 12H141V10H140ZM153 12H154V11H153ZM165 12H166V16H167V10H166ZM169 12H170V11H169ZM169 12H168V13H169ZM197 12H196V8H195V9H194V8L192 9V15H193V14L196 15ZM234 12H235V11H234ZM237 12H238V10H237ZM249 12H251V11H249ZM5 13H4V14H5ZM33 13H34V11H33ZM43 13H44V12H43ZM59 13L61 14V12H59ZM62 13H64V12L62 11ZM138 13H139V11H138ZM138 13H137L136 15H137V16H140ZM142 13H143V11L141 12V14H142ZM146 13H144V14H146ZM150 13H151V12H150ZM252 13H254V11H252ZM4 14H2V15H4ZM44 14H45V13H44ZM47 14H49V13L47 12ZM64 14H65V13H64ZM64 14H63V15H64ZM89 14H90V13H89ZM89 14H88V15H89ZM148 14H149V12H148ZM170 14H171V13H170ZM186 14H185V15H186ZM254 14H255V13H254ZM31 15H32V13H31ZM31 15H30V16H31ZM34 15H35V13L33 14V16H34ZM39 15H40V14H39ZM50 15H51V13H50ZM50 15H49V17H51ZM56 15H57V14H56ZM69 15H70V14H69ZM134 15H135V14H134ZM152 15H154V14H152ZM164 15H165V13H164ZM164 15H163V16H164ZM182 15H183V14H182ZM190 15H191V13H190ZM250 15H251V13H247V16H250ZM46 16H47V15H46ZM46 16H45V21H46ZM74 16H72V17H74ZM83 16H84V15H83ZM83 16H82V18H83ZM90 16H91V14H90ZM147 16H148V15L146 14V18H145V16H142V17H143L144 19H147V18H149V17H147ZM149 16H150V14H149ZM173 16H174V15H173ZM173 16H172V17H173ZM183 16H184V15H183ZM187 16L189 17V15H187ZM196 16H197V15H196ZM196 16H195V17H196ZM3 17H4V16H3ZM34 17H37V15H35ZM59 17H60V16L58 15V17H57L56 19H58ZM64 17H65V16H64ZM66 17H67V14H66ZM66 17H65V18H66ZM68 17H69V16H68ZM70 17H71V16H70ZM79 17H80V16H79ZM79 17H78V18H79ZM84 17L86 18L87 16L85 15ZM140 17H141V16H140ZM167 17H168V16H167ZM170 17H171V16H170ZM170 17H169V18H170ZM175 17H177V15H176ZM179 17H180V16H179ZM179 17H178L177 19H179ZM181 17H182V16H181ZM181 17H180V20H181ZM195 17H192V18H195ZM0 18H1V17H0ZM30 18H31V17H30ZM54 18H55V17H54ZM62 18H63V17H62ZM82 18H81V19H82ZM134 18H135V16H134ZM143 18H142V19H143ZM150 18H152V17H150ZM156 18H158V17H156ZM160 18H161V17H160ZM163 18H164V17H163ZM185 18H186V16H185ZM190 18H191V17H189V18L186 19V20H187V21H190ZM192 18H191V19H192ZM245 18H247V17H245ZM245 18H244V19H245ZM4 19H5V18H4ZM7 19H8V18H7ZM35 19H36V18H35ZM51 19H53V18H50V20H51ZM56 19H55V20H56ZM83 19H84V18H83ZM83 19H82V20H83ZM144 19H143V20H144ZM167 19H168V18H167ZM170 19H171V18H170ZM172 19H173V18H172ZM208 19H210V18H207L206 20H208ZM1 20H2V24L4 23V25H6V23L3 22L4 20H3L2 18H1ZM32 20L34 21V19H32ZM32 20H31V21H32ZM39 20H40V19H39ZM50 20H49V21H50ZM62 20H63V19H62ZM78 20H79V21H78ZM78 20H77L78 22L83 23L82 21H80V19H78ZM136 20H137V18H136ZM136 20H134V21H135L134 23H136ZM139 20H140V19H139ZM147 20H148V19H147ZM149 20H150V19H149ZM155 20H156V19H155ZM182 20H183V21H179V20H178V22H180V23H181V22H185V20H184L183 17H182ZM192 20H193V19H192ZM204 20H205V19H204ZM5 21H6V19H5ZM7 21H8V20H7ZM7 21H6V22H7ZM49 21H47V22H48V25L50 24ZM64 21H66V20L64 19ZM67 21H68V20H67ZM70 21H71V20H70ZM70 21H68V22H70ZM171 21L173 22V21H175V20H171ZM176 21H177V20H176ZM187 21H186V22H187ZM194 21H195V20H194ZM196 21H197V19H196ZM201 21H202V20H201ZM201 21H200V22H201ZM0 22H1V21H0ZM10 22H11V21H10ZM18 22H19V23H18ZM28 22H29V21H28ZM50 22H51V21H50ZM59 22H61V20H60ZM144 22H145V20H144ZM158 22H159V20H158ZM169 22H170V21H169ZM198 22H199V19H198L197 23H198ZM200 22H199V23H200ZM207 22H208V21H207ZM242 22H243V21H242ZM245 22H246V21H245ZM245 22H243L242 25H244ZM247 22H248V21H247ZM247 22H246V23H247ZM15 23H16V21H15ZM25 23L27 24V22H25ZM52 23L54 24V22H52ZM70 23H71V22H70ZM141 23H142V21H141ZM141 23H140V25L142 26V29H143V25H145V24L142 23V24H143V25H142ZM148 23H149V21H148ZM154 23H156V22L154 21ZM173 23H174V22H173ZM173 23H172V24H173ZM188 23H189V24L187 25L188 27L186 26L187 23H185V24L182 23L183 25H185L184 28H183L182 26H180V24H178V23H177L176 26H180L181 28H183L182 31H181V32H183L184 29H187V28H189V26H191V23H190V22H188ZM192 23H193V21H192ZM201 23H202V22H201ZM203 23H204V22H203ZM203 23H202V24H203ZM205 23H206V22H205ZM57 24H58V22H57ZM65 24H67V23H65ZM68 24H69V23H68ZM83 24H84V23H83ZM83 24H82V25H83ZM138 24H139V21H138V23H137V26H138ZM146 24H147V22H146ZM175 24H176V23H175ZM182 24H181V25H182ZM250 24H251V23H250ZM4 25H2V26H4ZM10 25H14V21L11 22ZM15 25H16V24H15ZM51 25H52V24H51ZM55 25H56V22H55ZM69 25H70V24H69ZM69 25H68V27H69ZM82 25H81V26H82ZM140 25H139V26H140ZM194 25H195V24H194ZM194 25H193V26H194ZM205 25H206V24H204V26H205ZM17 26H18V25H17ZM17 26H16V27H17ZM22 26H24V24H23ZM60 26H62V25H60ZM60 26H58V27H60ZM65 26H66V25H65ZM132 26H133V25H132ZM151 26H152V25H151ZM153 26H154V24H153ZM173 26H174V25H173ZM176 26H175V28H178V27H176ZM195 26H196V25H195ZM199 26H200V25H198V28H197V27H194V28L197 30V29H199ZM209 26H210V24H209ZM9 27H10V26H9ZM9 27H7V29H8ZM14 27H15V26H11V27L9 28V29L11 30V32H12V29L16 30V32L19 31L18 29H20L21 26L18 27L17 29H15ZM24 27H26V26H24ZM27 27H28V26H27ZM29 27H30V26H29ZM38 27H40V26H38ZM50 27H51V26H50ZM56 27H57V26H56ZM56 27H55V28H56ZM58 27H57V28H58ZM66 27H67V26H66ZM66 27H65V28H66ZM158 27H159V23H158ZM158 27H156V28H158ZM186 27H187V28H186ZM243 27H245V26H243ZM30 28H31V27H30ZM30 28H29V31H30ZM45 28H46V26H45ZM48 28H49V27H48ZM52 28H54V27H51L50 29H52ZM55 28L52 29V30L55 31ZM57 28H56V29H57ZM60 28H61V27H60ZM62 28H63V27H62ZM70 28H71V27H70ZM82 28H83V27H82ZM133 28H135V24H134V27H133ZM136 28H138V27H136ZM150 28H151V27H150ZM150 28H149V29H150ZM194 28H193V30H194ZM245 28H246V29H245ZM245 28H242V31H243L244 34H246V30H247V27H245ZM0 29H1V27H0ZM26 29H27V28H26ZM36 29H37V28H36ZM58 29H59V28H58ZM75 29H76V28H75ZM139 29H140V28H139ZM151 29H152V28H151ZM179 29H180V28H179ZM190 29H191V28H190ZM202 29H204V28H202ZM209 29H210V28H209ZM209 29H208V31H209ZM2 30H3V27H2ZM21 30H22V31H21L22 33H25V32H26V30H25V32H23L24 30H23L22 27H21ZM33 30H34V29H33ZM43 30H44V28H43L41 31H43ZM45 30H46V29H45ZM62 30H63L62 34L65 33V32L67 31V30H66V31L64 32V29H62ZM78 30H79V29H78ZM136 30H137V29H136ZM146 30H147V29H146ZM152 30H153V29H152ZM177 30H178V29H177ZM196 30H195V31H196ZM200 30H201V29H200ZM206 30H207V29H206ZM206 30H205V31H206ZM54 31H53V33H54ZM58 31H59V30H58ZM68 31H69V30H68ZM70 31H71V30H70ZM82 31L87 32V31L84 30V29H82ZM140 31H141V30H140ZM140 31H139V33L142 32V31H141V32H140ZM149 31H150V30H149ZM149 31H148V34H150ZM153 31H154V30H153ZM157 31H158V30H157ZM208 31H206V32H208ZM0 32H1V34H2L3 31H0ZM6 32L8 33V30H6ZM13 32H14V31H13ZM13 32H12V33L9 32V37H6V38H7V39L10 38V34H11L12 37H14L13 35H16V39H17V38L20 39V37L23 36V35L21 34V32H18L17 34H16V33L13 34ZM32 32L34 33L35 30H34V31L31 30V32H29V33H32ZM39 32H40V31H39ZM39 32H38V33H39ZM73 32H74V30H73ZM75 32H76V31H75ZM75 32H74V33H75ZM80 32H81V31H80ZM158 32H159V31H158ZM158 32L156 33V35L158 34ZM163 32H164V31H163ZM177 32H179V31H177ZM184 32L186 33L187 36H188L189 33H190L188 30H187V32H186V30H185ZM184 32H183V33H184ZM191 32H192V31H191ZM196 32H198V31H196ZM196 32L193 33V34H196ZM206 32H204V33H206ZM44 33H45V31H44ZM76 33H78V32H76ZM76 33H75V34H76ZM136 33H137V32H136ZM151 33H152V32H151ZM153 33H155V32H153ZM187 33H188V34H187ZM200 33H201V31H200ZM208 33H209V32H208ZM1 34H0V35H1ZM12 34H13V35H12ZM36 34H37V33L35 32V35H36ZM41 34H43V33L41 32ZM41 34L39 33V35H41ZM57 34L59 35L60 32L57 33ZM67 34H69V33H67ZM81 34H82V33H81ZM134 34H135V33H134ZM148 34H144V35H147V36L149 37ZM180 34H181V33H180ZM180 34L178 33V36H179ZM191 34H192V33H191ZM32 35H33V34H31V36H32ZM43 35H44V34H43ZM43 35H42V36H43ZM50 35L53 36L52 33H51ZM71 35H72V33H71ZM73 35H74V34H73ZM79 35H80V34H79ZM137 35H138V34H137ZM137 35H135V36H137ZM158 35H159V34H158ZM197 35H199V33H198ZM6 36H7V35H6ZM25 36H26V35H25ZM29 36H30V35H29ZM42 36H41V37H42ZM52 36H51V37H52ZM54 36H55V33H54ZM63 36H64V35H63ZM63 36H59V37L62 38ZM81 36H84V35L82 34V35H80V36H78V37H76V38H81ZM85 36H86V35H85ZM88 36H89V35H88ZM91 36H92V35H91ZM154 36H155V35L153 34V37H154ZM187 36H186V37H187ZM192 36L194 37L195 35H192ZM203 36H204V35H202V38L205 37V36H204V37H203ZM207 36H208V35H207ZM242 36H243V34H242ZM244 36H246V35H244ZM34 37H36V36H34ZM72 37H73V36H72ZM72 37H71V38H72ZM137 37H138V36H137ZM140 37H141V36H140ZM145 37H146V36H145ZM151 37H152V35H151ZM157 37H158V36H157ZM183 37H184V36H183ZM183 37H182V38H183ZM186 37H184V40H185ZM196 37H198V36H195V38H196ZM0 38H1V39L3 38L2 35H1ZM25 38L27 39L28 37H25ZM25 38H24V39H25ZM29 38H30V37H29ZM32 38H33V36H32ZM42 38H43V37H42ZM45 38H46V37H45ZM53 38H56V37H53ZM76 38L74 39V37H73V39H74L75 41L78 40V39H76ZM87 38H88V37H87ZM141 38H142V37H141ZM154 38H155V37H154ZM158 38H159V37H158ZM158 38H156V41H157ZM164 38H165V37H163V38L161 37V39H164ZM177 38H179V37H177ZM205 38H207V37H205ZM205 38H204V39H205ZM11 39H12V38H11ZM11 39H9V40H11ZM19 39H18V41H19ZM21 39H22V38H21ZM30 39H31V38H30ZM62 39H65V38L63 37ZM81 39L83 40V38H81ZM84 39H85V38H84ZM91 39H92V38H91ZM186 39H188V37H187ZM189 39H190V37H189ZM245 39H246V38H245ZM247 39H248V37H247ZM9 40L7 41V43L9 42ZM14 40H15V39H14ZM34 40H35V39H34ZM39 40L41 41V38H40ZM44 40H45V39H44ZM56 40H58V39H56ZM56 40H55V41H56ZM82 40H81V41H82ZM85 40H86V39H85ZM94 40H95V39H94ZM132 40H134V39H132ZM159 40H160V38H159ZM165 40L167 41L168 39H165ZM184 40H183V42H185ZM241 40H242V39H241ZM11 41H13V40H11ZM11 41H10V42H11ZM20 41L23 42L22 40H20ZM24 41H26V40H24ZM35 41H36V40H35ZM45 41H46V40H45ZM48 41H50V40H48ZM48 41H47V42H48ZM51 41H52V39H51ZM63 41H66V40H63ZM69 41H70V40H69ZM72 41H73V40H72ZM72 41H71V42H72ZM75 41H74V42H75ZM79 41H80V40H78V42H79ZM83 41H84V40H83ZM88 41H90V38H89ZM168 41H169V40H168ZM168 41H167V42H168ZM190 41L192 42V40H190ZM195 41H196V40H195ZM200 41H201V40H200ZM242 41H243V40H242ZM242 41H240V42H242ZM21 42H20V43L18 42V44H21ZM27 42L30 43L31 40H30V41H27ZM43 42H44V41H43ZM58 42L60 43V41H58ZM58 42L56 41V43H58ZM67 42H68V41H67ZM67 42H65V43H67ZM86 42H87V41H86ZM86 42H85V43H86ZM92 42H93V41H92ZM92 42L90 41V43H92ZM132 42H134V41H132ZM141 42H142V40H141ZM143 42H144V41H143ZM153 42H154V41H153ZM162 42H163V40H162ZM162 42H161V43H162ZM179 42H180V41H179ZM181 42H182V41H181ZM181 42H180V44H181ZM183 42H182V45H183ZM188 42H189V41H188ZM191 42H190V44H191ZM193 42H194V41H193ZM204 42H205V41H204ZM229 42H230V41H228L227 43H229ZM12 43H13V42H12ZM16 43H17V42H16ZM36 43H37V42H36ZM53 43H54V41H53ZM65 43H62V44H65ZM68 43H69V42H68ZM68 43H67V44H68ZM76 43H77V42H76ZM80 43H81V42H80ZM80 43H79V44H80ZM154 43H156V42H154ZM165 43H166V42H165ZM186 43H187V42H186ZM230 43H231V42H230ZM242 43H243V42H242ZM249 43H250V42H249ZM24 44H25V43H24ZM31 44H32V43H31ZM41 44H43V43H41ZM62 44H61V46H63ZM69 44H71V43H69ZM79 44H78V45H79ZM83 44H84V43H83ZM88 44H89V43H88ZM131 44H132V43H131ZM141 44H142V43H141ZM143 44H144V43H143ZM156 44H157V43H156ZM158 44H159V43H158ZM188 44H189V43H187L186 45L189 47ZM195 44H197V43L195 42ZM9 45H12V44H9ZM21 45H23V44H21ZM36 45H37V44H36ZM43 45H44V44H43ZM49 45H50V43H49ZM49 45H48V46H49ZM58 45H60V44H58ZM65 45H66V44H65ZM73 45H74V44H73ZM75 45H76V44H75ZM90 45H91V44H90ZM132 45H133V44H132ZM138 45H140V44H138ZM150 45H152V44H150ZM164 45H165V44H164ZM164 45H163V46H164ZM171 45H173V44H171ZM177 45H178V43H177ZM193 45H194V44H193ZM197 45H198V44H197ZM228 45H229V44H228ZM228 45H227V47H228ZM233 45H234V44H233ZM233 45H230V46H231V49L234 48V47L232 48ZM247 45H248V44H247ZM247 45H246V47H247ZM13 46H14V45H13ZM16 46H17V45H15V47H14L15 49H16ZM18 46H19V45H18ZM18 46H17V47H18ZM37 46H38V45H37ZM41 46H42V45H41ZM46 46H47V45H46ZM66 46H67V45H66ZM70 46H72V44H71ZM80 46H81V44H80ZM80 46H78V47L74 46V47H75V49H76V48H79ZM148 46H149V45H148ZM169 46H170V45H169ZM179 46H181V45H179ZM179 46H178V47H179ZM183 46L185 47V45H183ZM187 46H186V48H187ZM220 46H221V45H220ZM220 46H218V47H220ZM223 46L226 47L225 45H223ZM240 46H242L241 43H240ZM11 47H12V46H11ZM50 47H51V46H50ZM74 47L72 46V48H74ZM140 47H141V46H140ZM142 47H143V45H142ZM144 47H145V45H144ZM159 47H160V46H159ZM159 47H158V48H159ZM164 47H166V46H164ZM171 47H172V46H171ZM173 47H174V45H173ZM176 47H177V46H176ZM176 47H175L174 52L176 51ZM198 47H199V46H198ZM198 47H197V48H198ZM224 47L222 48V46H221L222 49H224ZM238 47H239V46H238ZM242 47H243V46H242ZM246 47H245V48H246ZM30 48H31V47H30ZM30 48H29V50L32 49V48H31V49H30ZM52 48L55 49V46L52 47ZM58 48H60V49L62 50L61 47H58ZM65 48H66V47H65ZM68 48H69V47H68ZM68 48H67V50H68ZM72 48H71V49H72ZM84 48H85V47H83V49H84ZM151 48H152V47H151ZM151 48H148V49L151 50ZM156 48H157V47L155 46V49H156ZM158 48H157V50H158ZM160 48H161V47H160ZM181 48H182V47H181ZM192 48H194V47L192 46ZM8 49H10V47H9ZM17 49H18V48H17ZM20 49H21V48H20ZM38 49L40 50V48H38ZM38 49H37V50H38ZM60 49H59V51H60ZM79 49H80V48H79ZM81 49H82V46H81ZM130 49H131V48H130ZM138 49H139V46H138ZM142 49H143V48H142ZM144 49H145V48H144ZM146 49H147V48H146ZM166 49H167V51H166V50H163V51H165L164 53L167 52L166 55L163 53V51L161 52V53H163V55L166 56V58H165V56H164V58H163L162 54L159 53L160 51H159V52H158V51L156 52L154 49H152V50L155 51L156 53L153 54V51H152V53H151V56L155 55L153 58H154V62L156 63V66L153 67V68H154V72H153L154 74H153L152 76L155 78V82L157 83V86H158V84H160V85L162 84L161 81H160L161 83H159V81H158V80H159V76H160L159 74L162 72V71H161V70H162V67H161V66H162V65H165V64L160 65V64L162 63L161 61L164 60V59H165V61H166V59H168V58L170 57V56L168 55V52L170 51V49L168 48V46L166 47ZM177 49H178V48H177ZM179 49H180V48H179ZM179 49H178V50H179ZM215 49H216V48H215ZM219 49H220V48H219ZM227 49H228V48H227ZM229 49H230V47H229ZM229 49H228V50H229ZM237 49H238V48H237ZM243 49H244V47H243ZM246 49H247V48H246ZM261 49H262V48H261ZM10 50L12 51L13 49H10ZM21 50H22V49H21ZM43 50H47V49H43ZM48 50H51V49H48ZM55 50H56V49H55ZM69 50H70V49H69ZM69 50H68V51H69ZM159 50H160V49H159ZM168 50H169V51H168ZM172 50H173V48H172ZM181 50H182V49H181ZM188 50H190V47L188 48ZM191 50H194V49H191ZM195 50H196V49H195ZM220 50H221V49H220ZM224 50H226V48H225ZM238 50H239V49H238ZM5 51H6V48H5ZM5 51H4V52H5ZM11 51H10V52H11ZM63 51H64V50H63ZM65 51H66V50H65ZM72 51H74V49H73ZM72 51H71V53H72ZM75 51H76V50H75ZM75 51H74V52H75ZM85 51H86V49H85ZM129 51H130V50H129ZM134 51H135V50H134ZM140 51H143V50H141V48H140ZM140 51H139V52H140ZM148 51H149V50H148ZM148 51H147V52H148ZM182 51H183V50H182ZM182 51H181V52H182ZM222 51H223V50H222ZM232 51H233V50H232ZM245 51H246V50H245ZM4 52L2 53L3 55L5 54ZM7 52H9V51H7ZM7 52H6V54H7ZM17 52H18V51H16V53H17ZM22 52H23V51H22ZM22 52H20L21 56H22V54H23ZM48 52H49V53H48ZM55 52H56V51H55ZM60 52H61V51H60ZM76 52H77V51H76ZM76 52H75V53H76ZM80 52H81V51H80ZM91 52H93V51H91ZM137 52H138V51H136V53H137ZM147 52L145 51L146 54H147ZM190 52H191V51H190ZM195 52H196V51H195ZM226 52H227V51H226ZM226 52H225V51L222 52L223 55H225L224 53H226ZM13 53H14V52H13ZM29 53H31V52H29ZM50 53H51L50 51H47V55L50 54ZM62 53H63V52H61V55H63ZM65 53H66V54H65ZM71 53H70V54H71ZM77 53H78V52H77ZM77 53H76V54H77ZM82 53H83V51H82ZM93 53H95V52H93ZM93 53H91V56H92ZM141 53H142V52H141ZM176 53H177V52H176ZM178 53H179V55L181 54L180 51H179ZM183 53H184V52H183ZM183 53L181 54V58L178 60V58H179V57H178L177 60H176V62L179 63V64L181 65V67H180V71H179L180 73H182L183 71H186V70H184V68L186 67V66H185L186 62H187V64H188V62H191V61L194 62V61H195L194 59L192 60V57H191L192 55L189 56V60L191 59V61H187L188 58L185 56V55H187V54L184 53V54H185V55H184ZM191 53H192V52H191ZM191 53H190V54H191ZM197 53H198V51H197ZM197 53H196V55H197ZM202 53H204V52H202ZM215 53H219V52L217 51V52H215ZM222 53H220V54H222ZM229 53H230V52H229ZM231 53H232V52H231ZM239 53H240V50H239ZM241 53H243V52H241ZM53 54H54V53H53ZM57 54H58V53H57ZM70 54H68V55H70ZM80 54H81V53H80ZM86 54H87V53H86ZM88 54H89V53H88ZM138 54H140V53H138ZM152 54H153V55H152ZM171 54H172V56H173V54H174L173 51H172ZM211 54H212V53H211ZM220 54H219V55H220ZM3 55H1L0 58L3 59V57H2ZM8 55H10V54H8ZM32 55H33V54H32ZM35 55H38V53L35 54ZM44 55H45V53H44ZM65 55H67V51L64 52V57H66ZM125 55H127V54L125 53ZM142 55H143V54H142ZM147 55H148V54H147ZM194 55H195V53H194ZM194 55H193V56H194ZM205 55H206V54H205ZM226 55H228V54H226ZM263 55H264V54H263ZM16 56H18V53H17ZM23 56H24V55H23ZM27 56H28V53H27ZM85 56H86V55H85ZM88 56L90 57V54H89ZM88 56H87V57H88ZM136 56H137V55H136ZM151 56H147V57H151ZM168 56H169V57H168ZM209 56L211 57V55H208V58H209ZM217 56H218V55H217ZM233 56H234V55H232V57H233ZM18 57H20V55H19ZM24 57H25V56H24ZM29 57H30V56H28V58H29ZM37 57H38V56L35 57V58H36V61H37V59H38ZM39 57H40V56H39ZM44 57H45V56H44ZM51 57H52V55H51ZM56 57H57V55H56ZM64 57H62V58H64ZM69 57H70V56H68V58H66V59H69ZM82 57H83V56H82ZM144 57H145V56H144ZM175 57H177V55H176ZM190 57H191V58H190ZM205 57H206V56H205ZM214 57H215V56H214ZM218 57H219V56H218ZM221 57H222V56H221ZM230 57H231V56H230ZM240 57H241V56H240ZM240 57H238V58H240ZM9 58H10V57H9ZM20 58H21V57H20ZM22 58H23V57H22ZM49 58H50V57H49ZM53 58H54V57H53ZM53 58H52V59H53ZM78 58H79V57H78ZM90 58H91V57H90ZM151 58H152V57H151ZM151 58H149V59H151ZM153 58H152V59H153ZM194 58H195V57H194ZM206 58H207V57H206ZM236 58H237V56H236ZM241 58H242V57H241ZM243 58H244V57H243ZM2 59H1L0 61H2ZM26 59H27V58H26ZM26 59H20V60H26ZM72 59H73V58H72ZM76 59H77V57H76ZM76 59H75V60H76ZM149 59H147V61H150ZM152 59H151V60H152ZM174 59H176V58H174V57L169 58V62H171V64H172ZM196 59H198V57H196ZM4 60H5V59H4ZM6 60H7V59H6ZM30 60H31V59H30ZM40 60H42V58H40ZM46 60H47V59H46ZM46 60H45V61H46ZM48 60H49V59H48ZM50 60H51V59H50ZM64 60H65V58H64ZM69 60H70V59H69ZM69 60H68V61H69ZM90 60H91V59H90ZM207 60H208V59H207ZM207 60H206V61H207ZM211 60H212V59H211ZM214 60H215V59H214ZM228 60H229V59H228ZM236 60H237V59H236ZM239 60H242V59H239ZM243 60H244V59H243ZM27 61H29V59H28ZM70 61H71V60H70ZM73 61H74V60H73ZM73 61H72V62H73ZM145 61H146V58H145ZM152 61H153V60H152ZM174 61H175V60H174ZM202 61H203V60H202ZM208 61H209V60H208ZM212 61H213V60H212ZM212 61H210V62L212 63ZM216 61H217V62H216ZM216 61H215L216 63H218V61H219V62H223V61H220L219 58H216ZM229 61H230V60H229ZM232 61H234V60H232ZM22 62L24 63V61H21V63H22ZM41 62H42V61H41ZM154 62H153V64H154ZM159 62H161V63L158 65ZM163 62H164V61H163ZM192 62H191V63H192ZM197 62H198V61H197ZM26 63H27V62H26ZM31 63H32V62H31ZM74 63H75V62H74ZM149 63H150V62H148V64H149ZM194 63H196V61H195ZM198 63H199V62H198ZM204 63H206V65H205ZM204 63H203V64H204L205 68H206V69H210V68H208V67H209V66H208V63H209V62H208V63H207V62H204ZM0 64H1V63H0ZM27 64H29V63H27ZM36 64H37V63H36ZM36 64H35V65H36ZM43 64H44V63H43ZM43 64H42V65H43ZM45 64H47V63H45ZM49 64H50V63H49ZM51 64H54V62L51 63ZM66 64H67V63H66ZM69 64H70V66H71V62H70ZM72 64H73V63H72ZM145 64H146V62H145ZM171 64H170V65H171ZM213 64L216 66L215 63H213ZM225 64H226V63H225ZM225 64H224V65H225ZM227 64H228V63H227ZM5 65H8V64H5ZM22 65L24 66V64H22ZM25 65H26V64H25ZM37 65H39V64H37ZM37 65H36V66H37ZM150 65L152 66V64H150ZM154 65H155V64H154ZM154 65H153V66H154ZM166 65H168V64H166ZM166 65H165V66H166ZM172 65H175V63H173ZM196 65H198V64H196ZM211 65H212V64H210V66H211ZM218 65H220V64L218 63ZM218 65H217V66H218ZM230 65H231V63H230ZM230 65H229V66L227 65V67H230ZM233 65H234V64H233ZM237 65H238V64H237ZM237 65H236L235 67H238ZM239 65H240V63H239ZM12 66H13V65H12ZM12 66H11V67H12ZM14 66H15V65H14ZM16 66H17V65H16ZM36 66H35V68H36ZM147 66H148V65H147ZM178 66H179V65H178ZM220 66H223L222 63H221ZM220 66H219V68H220ZM225 66H226V65H225ZM5 67H7V66H5ZM24 67H25V66H24ZM41 67H42V66H41ZM44 67L47 68L45 65H44ZM49 67H50V66H49ZM52 67H53V66H52ZM54 67H55V65H54ZM148 67H149V66H148ZM148 67H147V69H148ZM173 67H174V66H173ZM193 67L195 68L194 65H193ZM213 67H214V66H213ZM213 67H211V70H212ZM235 67H234V68H235ZM3 68H4V67H3ZM14 68H15V67H14ZM28 68H29V67H27V68H23V67H22V71H23V69H24V71H26L25 69H28ZM30 68H31V67H30ZM42 68H43V67H42ZM169 68H170V66H169ZM176 68H177V67H176ZM194 68H192V67L189 66L188 69L193 70V73L197 72L196 69H197V70L200 69V68H198V66H197V68L195 69V72H194ZM214 68H215V67H214ZM223 68H224L225 70L230 71L229 69H226L225 67H223ZM223 68H221V70L218 69L219 72H222V71H223V70H222ZM239 68H240V67H239ZM1 69H2V68H1ZM36 69H37V68H36ZM38 69H39V68H38ZM48 69H49V68H48ZM48 69H47V70H48ZM54 69H55V68H54ZM147 69H145V70H147ZM149 69H150V68H149ZM171 69H172V68H171ZM188 69H187V70H188ZM206 69H205V72H206ZM215 69H216V68H215ZM231 69H232V68H231ZM236 69H237V68H236ZM236 69H235V70H236ZM240 69H241V68H240ZM240 69H238V70H240ZM4 70H5V68L3 69V71H4ZM11 70H12V68H11ZM13 70H14V69H13ZM15 70H16V69H15ZM15 70H14L13 72H15ZM20 70H21V67H20ZM39 70H40V69H39ZM42 70H43V69H42ZM45 70H46V69H45ZM47 70H46V72H47ZM50 70H51V69H50ZM50 70H49V71H50ZM55 70H57V68H56ZM55 70H54V71L52 70V73L55 72ZM65 70H66V68L63 70V68L61 67V69H60V70L58 69L57 71H60V72H61V71H64V72H65ZM163 70H164V69H163ZM167 70H168V68H167ZM167 70H166V71H167ZM173 70H174V68H173ZM213 70H214V69H213ZM225 70H224V71H225ZM238 70H237V72H239ZM33 71H34V70H33ZM35 71H36V70H35ZM35 71H34V72H35ZM37 71H38V70H37ZM49 71H48V74L50 75L51 73H49ZM67 71H68L67 74H65L64 72H62V73L65 74V75H63V76H62V74H60V73L58 72V74H60V80H58L59 77H57L58 79L56 78V80H58V83H57V81H55V80H53V79H52V81H54V83H56V85L59 84V82H60L61 79H62L61 77H63V79H64V76L67 77V75H69V74H68V73H69V69H68ZM148 71H149V70H147V72L145 71L146 74H147V75L150 74V76H151L152 73H149ZM169 71H170V69H169ZM176 71H177V69H176ZM203 71H204V70H203ZM208 71H209V70H208ZM208 71H207V72H208ZM16 72L19 73L18 71H16ZM26 72H27V71H26ZM145 72L143 71V74H144ZM150 72H151V71H150ZM164 72H165V71H164ZM164 72H163V73H164ZM167 72H168V71H167ZM167 72H166V73H167ZM173 72H174V71H173ZM177 72H178V71H177ZM177 72H174V73L177 74ZM186 72H189V71H186ZM186 72H184L183 74L185 75ZM198 72H199V71H198ZM214 72H216L215 74H218L217 71H214ZM234 72H235V71H234ZM2 73H5V76H6V72H5V71L2 72ZM23 73H24V72H23ZM180 73H179V74H180ZM191 73H192V72H191ZM212 73H213V71H212L210 74L212 75ZM227 73H228V72L226 71V74H227ZM229 73H230V72H229ZM231 73H233V69H232V72H231ZM241 73H243L242 70H241ZM21 74H22V73H21ZM25 74H26V73H25ZM31 74H34V73L31 72ZM37 74L39 75V73H37ZM41 74H42V73H41ZM53 74H57V72H56V73H53ZM143 74L141 73V76L144 77V75H146V74H144V75H143ZM167 74H168V73H167ZM167 74H166V75H167ZM179 74H178V75H179ZM187 74H189V73H187ZM187 74H186V75H187ZM195 74H196L195 77L197 78V77H198V76H197V73H195ZM195 74H194V75H195ZM205 74H206V73H204V75H205ZM220 74H222V73H219V75H220ZM224 74H225V73H224ZM226 74H225V75H226ZM235 74H236V72H235ZM18 75H19V74H18ZM38 75H37V76H38ZM49 75H46V78L49 77ZM147 75L145 76V78H147ZM166 75H165V76H166ZM170 75H172V71H171V74H170ZM170 75H169V76H170ZM178 75H177V76H178ZM228 75L230 76L231 74H228ZM228 75H227V77H228ZM236 75H237V74H236ZM11 76H14V75H10V78H11ZM29 76H31V75H29ZM29 76H27V77H29ZM57 76H58V75H57ZM148 76H149V75H148ZM165 76H164V77H165ZM169 76H168V77H169ZM177 76H176V77H177ZM181 76H183V75H181ZM187 76H188V78H187L188 80L190 79V77L192 78V76H190V75H187ZM187 76H186V77H187ZM212 76H213V75H212ZM220 76L223 77L224 75H220ZM233 76H234V75H233ZM14 77H16V76H14ZM52 77H55V76L53 75V76H51V78H52ZM66 77H65V78H66ZM160 77H161V76H160ZM171 77H173V76H171ZM204 77H205L204 79L206 80V79H207L206 76H204ZM214 77L216 78L217 75H215ZM214 77H213V78H214ZM225 77H226V76H225ZM238 77H239V76H238ZM1 78H2V76H1ZM6 78H7V77H6ZM6 78L2 79L3 82H5V83H6V81H4V80H6ZM42 78H43V77H42ZM44 78H45V77H44ZM46 78H45V79H46ZM51 78H50V80H51ZM149 78H150V77H148L147 80H145L144 78H142V79H144L145 81H149L150 79H152V78H150V79H149ZM154 78H153V79H154ZM165 78H166V77H165ZM178 78H179V77H178ZM184 78H185V76L183 77V80H182V81H184ZM196 78H195V80H196ZM215 78L213 79V81L216 80V79H218V77H217L216 79H215ZM229 78H230V77H228V79H229ZM247 78H248V77H247ZM247 78H245V79L248 80ZM15 79H16V78H15ZM40 79H41V78H40ZM67 79H68V78H67ZM160 79H162V78H160ZM172 79H173V78H172ZM181 79H182V77H181ZM185 79H186V78H185ZM204 79H203V74H202V80L204 81ZM208 79H209V78H208ZM220 79H222V78L220 77V78H219L218 80H216V81H219V82H220ZM224 79H226V78H223V80H224ZM228 79H226V80H228ZM231 79H232V78H231ZM19 80H20V82H22L21 79H18V81H19ZM42 80H43V79H42ZM46 80L48 81L49 79L47 78ZM138 80H141V79H138ZM138 80H137V81H138ZM166 80H167V79H166ZM174 80H176V78H174ZM190 80H191V79H190ZM226 80H225V81H226ZM234 80H235V78H234ZM239 80H242V79H239ZM243 80H244V79H243ZM243 80H242V81H243ZM0 81H1V79H0ZM7 81H8V80H7ZM25 81H26V80H25ZM37 81H39V80H37ZM145 81H144V82H145ZM150 81H152V80H150ZM172 81H173V80H172ZM179 81H180V80H179ZM179 81H178V82H179ZM216 81H215V83H216V85H218L219 82L217 83ZM225 81H224V82H225ZM230 81H231V80L229 79V81H227V84L225 83V84H226V87H227V85H228V82H230ZM235 81H236V80H235ZM242 81H241V83H242ZM9 82H10V81H9ZM12 82H14V81H12ZM20 82H19V83H20ZM40 82H42V81H40ZM66 82H67V81L64 80V83H66ZM142 82H143V80L141 81V84H142ZM153 82H154V81H153ZM189 82H190V81H189ZM196 82H199V81H196ZM224 82H223V84H224ZM239 82H240V81H239ZM0 83L2 84V82H0ZM17 83H18V82H17ZM60 83H61V82H60ZM62 83H63V81H62ZM64 83L62 84V89L65 88V86H63ZM139 83H140V82H139ZM163 83H165V82H163ZM173 83H174V82H173ZM176 83H177V82H176ZM190 83H191V82H190ZM190 83L188 84V82H187L188 85H190ZM201 83H202V82H201ZM243 83H244V81H243ZM1 84H0V85H1ZM3 84H4V83H3ZM20 84H21V83H20ZM22 84L24 85V83H22ZM38 84H40V83H37V86H38ZM44 84H45V83H44ZM136 84H138V83L136 82ZM145 84H148V82H146ZM145 84L142 85L143 89H144V88H147L146 86L144 87ZM153 84H154V83H153ZM153 84H152V85H153ZM193 84H195V83H193ZM203 84H204V83H203ZM203 84H202V85H203ZM213 84H214V83H213ZM230 84L232 85V83H230ZM230 84H229V85H230ZM11 85H12V83H11ZM27 85H28V84H27ZM27 85H26V86H27ZM150 85H151V84H150ZM181 85H182V84H181ZM181 85H179V86H181ZM183 85L186 86V84H183ZM188 85H187V86H188ZM204 85H205V84H204ZM204 85H203V86H204ZM229 85H228V87H229ZM231 85H230V86H231ZM238 85L240 86V84H239L238 81H237V82L234 84L235 87L233 88L232 92H231V91H227V95H226V96L224 95V96L228 98V95H230V96H229V98H230V97H236V96H232V95H234V94H239V95H237V96H239L240 100H239V102H237V107H238V108H243V109L249 111V114H250V112H251L250 110H252V109L254 110V108L258 107L259 102L261 101V100L259 101V99H260V98H259L260 95L258 96V95L254 92V89L252 90L253 87H251V89H249L250 87H249V88L247 87L248 90H246L245 87L242 86V87L246 90V91H245L241 86L239 87ZM3 86H4V85H3ZM17 86H18V85H17ZM53 86L56 87L54 84H53ZM162 86L164 87L165 84H164V85H161L160 88H161ZM167 86H168V89H169L170 85L167 84ZM179 86H177V89H178ZM187 86H186V87H187ZM193 86H194V85H193ZM223 86H224V85H222V87H223ZM232 86H233V85H232ZM6 87H7V86H6ZM10 87H11V86H10ZM18 87H19V86H18ZM18 87H17V89H18ZM22 87H23V86H22ZM34 87H35V86H34ZM44 87H45V86H44ZM44 87H42V88L44 89ZM59 87H61V84L59 85ZM134 87H138V86L136 85V86H134ZM186 87H185V90L188 89V87H187V88H186ZM219 87L221 88V83H220V86H219ZM224 87H225V86H224ZM7 88L9 89V86H8ZM28 88L30 89V87H28ZM35 88H37L38 91H39V90H42V89H40V88L38 89V87H35ZM45 88H47V87H45ZM48 88H52V87H48ZM108 88H109V87H108ZM113 88H114V87H113ZM139 88H140V89H139ZM148 88H152V89H149L150 92H151L152 90H154V86L151 87V86H149V84H148ZM158 88H159V87H158ZM170 88H171V87H170ZM174 88H175V87H174ZM179 88H180V87H179ZM183 88H184V86H183ZM190 88H191V87L189 86V90H190ZM197 88H198V87H197ZM197 88H195V91H196ZM210 88H211V87H210ZM212 88H214V87H212ZM212 88H211V89H212ZM229 88H230V87H229ZM239 88H242L241 90H243V91L240 92L241 90H240ZM8 89H7V90H8ZM23 89H24V88H23ZM29 89H28V90H29ZM119 89H120V88H119ZM127 89H128V88H127ZM135 89H136V88H135ZM135 89L133 90L134 93H135ZM138 89H139V91H138ZM138 89H136V90L139 92V96H140V95H142V93H141V91H140V90H142V89H141V85L138 87ZM180 89H182V86H181ZM211 89H210V91H212ZM21 90H22V89H21ZM21 90H20V91H21ZM44 90H45V89H44ZM49 90H50V89H49ZM49 90H48V91H49ZM51 90H52V89H51ZM56 90H57V92H56L55 90H54V91L52 90L51 93L56 92V93L58 94V91H59V90H58V86H57V89H56ZM109 90H110V89H109ZM130 90H131V88H130ZM146 90H147V89H145V91H146ZM155 90H156V87H155ZM155 90H154V91H155ZM160 90H162V89H160ZM182 90H183V89H182ZM204 90H205V89H204ZM214 90H216V89L214 88ZM229 90H230V89H229ZM239 90H240V91H239ZM31 91L33 92L34 90H31ZM31 91H30V92H31ZM46 91H47V89H46ZM119 91H120V90H119ZM131 91H132V90H131ZM147 91H148V90H147ZM147 91H146V93H147ZM169 91H170V90H169ZM173 91H174V90H173ZM190 91H192V90H190ZM205 91H206V90H205ZM220 91H221V90H220ZM223 91H224V90H222V93L225 94V92H223ZM21 92H24V91H21ZM30 92H29V93H30ZM117 92H118V91H117ZM125 92H126V93H129V90H128V92L125 90ZM138 92H136V93H138ZM148 92H149V91H148ZM157 92H158V91H157ZM163 92H164V91H163ZM174 92L176 93L177 91H174ZM182 92H187V93H188L189 91L186 90V91H182ZM203 92H204V91H203ZM212 92H213V91H212ZM238 92H240V93H238ZM25 93H26V90H25ZM25 93H23V94H25ZM39 93H40V92H39ZM39 93H36V94L39 95ZM63 93H65L64 90H63ZM134 93L132 92V94H134ZM140 93H141V94H140ZM144 93H145V92H144ZM151 93H152V92H151ZM160 93H161V92H160ZM177 93H178L179 95H178V96H174V97L171 96V99H170L171 102L169 103V106H170L171 109H173L174 107H177V109L174 108V110H173V114L176 115V118L179 117L181 113H180V114H179V113L176 114L175 111L178 110V112H179V109L182 108V107H184V108L186 109L185 106H187V105H184V104H185L184 102L186 101L185 99L188 98V97L185 96V94L179 93V90H178ZM199 93H200V92H199ZM213 93H214V92H213ZM213 93H212L211 95H213ZM219 93H220V92H219ZM30 94H31V93H30ZM34 94H35V93H34ZM59 94L61 95L60 92H59ZM116 94H117V93H116ZM118 94H119V93H118ZM132 94H131V96H133ZM147 94H148V93H147ZM147 94H143V95L146 97ZM162 94H163V93H162ZM162 94H161V95H162ZM173 94H174V93H173ZM191 94H192V93H191ZM200 94H201V93H200ZM205 94H206V96H209V95H208V94H209L208 91H207V93H205ZM223 94H222V95H223ZM258 94H259V93H258ZM26 95H27V94H26ZM41 95H42V94H41ZM49 95H50V92H49ZM54 95H55V93H54ZM135 95H137V94H134V96H135ZM149 95H150V94H149ZM149 95H148V96H149ZM151 95H152V97L155 96V94L153 95V93H152ZM157 95H158V93H157ZM161 95H160V96H161ZM168 95H170V93H169ZM219 95H220V94H219ZM21 96H22V95H21ZM50 96H51V95H50ZM116 96H117V95H116ZM137 96H138V95H137ZM187 96H189V95H187ZM190 96H191V95H190ZM194 96H195V95H194ZM196 96H198V94H197ZM203 96H204V97H202V98H204V102H205V100H209V99H205L206 96H205L204 94H203ZM213 96L216 97V94L213 95ZM22 97H23V96H22ZM26 97H27V96H26ZM39 97H41V96H39ZM44 97H45V96H44ZM56 97H57V95H56ZM59 97H60V96H59ZM99 97H100V96H99ZM135 97H136V96H135ZM145 97H144V99L147 98V97H146V98H145ZM198 97H199V96H198ZM209 97H210V96H209ZM209 97H206V98H209ZM215 97H214V98H215ZM219 97H220V96H219ZM16 98H17V97H16ZM24 98H25V97H24ZM52 98H53V97H52ZM97 98H98V97H97ZM118 98H119V97L117 96V100H118ZM136 98H137V97H136ZM140 98L142 99L141 96H140ZM140 98H139V100L136 99L137 102H138V101L140 102V103L138 102L139 104H143V103L147 100V99H146V100H144V101H143V100L140 101V100H141ZM155 98H157V97H155ZM167 98H168V97H167ZM191 98H192V97H191ZM191 98H190V99H191ZM194 98H195V97H194ZM227 98H226V99H227ZM229 98H228V100L225 99V101H226V102L229 101V100H230ZM13 99H14V97H13ZM13 99H12V100H13ZM19 99H20V98H19ZM21 99H22V98H21ZM21 99H20V100H21ZM41 99H42V98H41ZM53 99H55V98H53ZM100 99H102V97H101ZM103 99H104V98H103ZM119 99H120V98H119ZM149 99L151 100V98H149ZM152 99L155 100L154 98H152ZM190 99H189V100H190ZM212 99H213V98H212ZM222 99H223V98L221 97V100H222ZM232 99H233V100H232ZM22 100H23V99H22ZM24 100H25V99H24ZM98 100H99V98H98ZM134 100H135V99H134ZM134 100L132 99V101H134ZM150 100H148V102H149ZM153 100H152V101H153ZM189 100H188V101H189ZM191 100H192V99H191ZM201 100H202L201 102H203V99H201ZM231 100H232V102H233V101H234V98H231ZM104 101H105V100H103V102H104ZM129 101H130V104H129V105H130V107H131V105H133V104H131V98H130ZM163 101H164V100H163ZM188 101H186V102H188ZM17 102H18V101H15V103H17ZM24 102H25V101H24ZM26 102H27V101H26ZM32 102H34V101L32 100ZM91 102H92V101H91ZM101 102H102V100H101ZM117 102H118V101H117ZM117 102H116V103H117ZM135 102H136V101H135ZM135 102H134V103H135ZM142 102H143V103H142ZM148 102L146 103V105L148 104ZM156 102H157V101H156ZM156 102H154V103L157 104ZM204 102H203V103H204ZM206 102H207V101H206ZM206 102H205V103H206ZM208 102H209V101H208ZM211 102H212V101H211ZM220 102H221V104H224V103H222V101H220ZM15 103H14V104H15ZM18 103H19V102H18ZM20 103H23V101L20 102ZM41 103H43V100H42ZM132 103H133V102H132ZM149 103H150V102H149ZM183 103H184V104H183ZM188 103H189L190 105H192V104L190 103V101H189ZM188 103H187V104H188ZM192 103H193V102H192ZM205 103H204V104H205ZM213 103H214V101H213ZM233 103H234V102H233ZM11 104H12V103H11ZM26 104H28V102H27ZM35 104H36V103H35ZM35 104H34V105H35ZM103 104H104V103H103ZM136 104H137V103H135V107H136ZM155 104H154V105H155ZM193 104H195V103H193ZM260 104H261V103H260ZM23 105H24V103H23ZM23 105H22V106H23ZM28 105H29V104H28ZM143 105H145V103H144ZM146 105H145V106H146ZM154 105H153V107H154ZM182 105H184V106H182ZM205 105H206V104H205ZM208 105L210 106V103H209ZM227 105H228V103H227ZM235 105H236V104H235ZM17 106H18V105L16 104V107H17ZM25 106H26V105H25ZM30 106H32V105H30ZM35 106H36V105H35ZM138 106H139V105H138ZM138 106H137V107H138ZM215 106H216V105H215ZM221 106H222V105H221ZM12 107H13V106H12ZM20 107H21V104H20ZM23 107H24V106H23ZM26 107H27V106H26ZM117 107H119V106H117ZM140 107L143 108L144 106H143V107H142V106H139V107H138V111H139V108H140ZM153 107H152V108H153ZM189 107H190V106H189ZM189 107H187V108H189ZM192 107H193V106H192ZM192 107H191V108H192ZM205 107H206V106H205ZM207 107H208V106H207ZM259 107H260V105H259ZM14 108H15V107H14ZM14 108H13V109H14ZM17 108H19V107H17ZM132 108H134V106H132ZM148 108H149V107H148ZM167 108H168V107H167ZM167 108H165V109H167ZM178 108H179V109H178ZM191 108H190V109H191ZM193 108H194V107H193ZM195 108H196V107H195ZM197 108H199V107H197ZM118 109H119V108H118ZM135 109H137V108H135ZM143 109H144V108H143ZM165 109H164V110H165ZM185 109H183V110L185 111ZM190 109H189V110H190ZM199 109H201V108H199ZM199 109H198V110H199ZM228 109H229V108H228ZM234 109H235V108H234ZM140 110H141V109H140ZM147 110H148V109H147ZM147 110H146V111H147ZM155 110H156V109H154V111H153L154 113H156ZM183 110H182V111H183ZM186 110H188V109H186ZM198 110H195V112L198 111ZM201 110H202V109H201ZM238 110H239V109H238ZM92 111H93V110H92ZM97 111H98V110H97ZM141 111H142V110H141ZM170 111H171V110H170ZM180 111H181V110H180ZM182 111H181V112H182ZM190 111L192 112V111H194V109H193V110H190ZM190 111H189V112H190ZM203 111H204V110H203ZM218 111H219V110H218ZM229 111H230V110H229ZM229 111H228V112H229ZM255 111H256V110H255ZM11 112H12V111H11ZM25 112H26V111H25ZM28 112H29V111H28ZM90 112H91V111H90ZM98 112H99V111H98ZM200 112H201V111H200ZM244 112H245V111H244ZM96 113H97V112H96ZM116 113H117V112H116ZM116 113H114V114H116ZM118 113H120V112L118 111ZM118 113L116 114V116L118 115V116L120 117V115H119ZM138 113H139V112H136L135 114L137 115ZM140 113H141V112H140ZM151 113H152V112H151ZM159 113H160V112H159ZM186 113H187V111H186ZM201 113H203V112H201ZM223 113H225V112H224V109H223ZM251 113H252V112H251ZM9 114H10V113H9ZM26 114H27V113H26ZM97 114H98V113H97ZM97 114H96V115H97ZM144 114L147 115V114H149V113H147V114L144 113ZM156 114H157V113H156ZM164 114H165V112H164ZM167 114H168V113H167ZM183 114L186 115L185 113H183ZM183 114H182V116H183ZM196 114H197V113H196ZM199 114H200V113H199ZM239 114H240V113H239ZM246 114H248V112H246ZM254 114H255V113H252V115L250 114V116H253ZM28 115H30V114L28 113ZM28 115H25V118H26V119H27V116H28ZM92 115H94V114L92 113ZM145 115H143V116H145ZM158 115H159V114H158ZM165 115H166V114H165ZM169 115H170V114H169ZM188 115H189V114H188ZM193 115H194V113H193ZM229 115H230V114H229ZM232 115H233L232 117H235L233 113H232ZM74 116H75V115H74ZM74 116H73V117H70V120H71V118H72V119L75 118ZM116 116H115V117H116ZM118 116H117V117H118ZM138 116H139V115H138ZM149 116H150V114H149ZM152 116H153L154 118H155V117L157 118V115H154V114H153ZM152 116H151V117H152ZM190 116H191V115H190ZM195 116H196V115H195ZM201 116H202V114H201ZM204 116H205V115H204ZM9 117H10V115H9ZM91 117H92V116H91ZM96 117H97V116H94V118H96ZM165 117H168V116H165ZM174 117H175V116H174ZM184 117H185V116H183V118H184ZM186 117H187V116H186ZM191 117H192V116H191ZM193 117H194V116H193ZM202 117H203V116H202ZM202 117H201V118H202ZM10 118H11V117H10ZM94 118H93V119H94ZM98 118H99V114H98ZM98 118H97V119H98ZM135 118H136V117H135ZM142 118H143V117H142ZM179 118H180V117H179ZM194 118H195V117H194ZM198 118H199V117H198ZM206 118H207V117H206ZM236 118H237V117H236ZM11 119H12V118H11ZM114 119H115V118H114ZM116 119H119V118H116ZM126 119H127V118H126ZM126 119H125V121H126ZM143 119H144V118H143ZM143 119H142V120H143ZM164 119H166V118H164ZM164 119H162V121H163ZM191 119H193V118H191ZM195 119H196V118H195ZM204 119H205V118H204ZM204 119H203V120H204ZM231 119H232V118H231ZM73 120H74V119H73ZM73 120H72V121H73ZM122 120H123V119H122ZM132 120H134V117H132ZM147 120H148V119H147ZM150 120H151V119H150ZM150 120H149V121H150ZM156 120H157V119H156ZM166 120H168V122H169V119H166ZM182 120H185V119H182ZM203 120L201 119V122H202ZM205 120H207V119H205ZM240 120H242V119H240ZM243 120H244V119H243ZM243 120H242V121H243ZM119 121H120V119H119ZM123 121H124V120H123ZM123 121H122V122H123ZM127 121L130 122V118H129ZM127 121H126V122H127ZM152 121H153V120H151V123L155 122V120H154L153 122H152ZM175 121H176V120H175ZM214 121H215V120H214ZM216 121H217V120H216ZM238 121H239V120H238ZM238 121H237V122H238ZM128 122H127V123H128ZM138 122H140V121H138ZM141 122H142V121H141ZM144 122H146V121L144 120L143 123H144ZM166 122H167V121H166ZM186 122H187V121H186ZM211 122H213V121H211ZM219 122H220V121H219ZM230 122H231V121H230ZM113 123H114V122H113ZM148 123H149V122H148ZM178 123H179V122H178ZM178 123H177V124H178ZM184 123H185V122H184ZM199 123H200V122H199ZM204 123H205L204 126H206V125L208 124L206 121H204ZM206 123H207V124H206ZM231 123H233V122H231ZM239 123H241V122L239 121ZM239 123H238V125H239ZM97 124H98V123H97ZM111 124H112V123H111ZM136 124H137V122H136ZM149 124H150V123H149ZM149 124H148V125H149ZM155 124H157V123L155 122ZM187 124H188V123H187ZM216 124H218V122H215V125H216ZM25 125H26V124H25ZM138 125H140V124L138 123L137 125H135V128H137V130H138V128H139ZM141 125H142V123H141ZM141 125H140V126H141ZM144 125H145V124H144ZM151 125L154 126V123L151 124ZM151 125H150V126H151ZM158 125H159V124H158ZM162 125H163V124H162ZM170 125H171V124H169V126H170ZM172 125H173V123H172ZM172 125H171V126H172ZM183 125H184V124H183ZM190 125H191V126H194V124H193V125L190 124ZM213 125H214V124H213ZM215 125H214V126H215ZM233 125H234V124H233ZM95 126H97V125H95ZM95 126H94V127H95ZM104 126H105V125H104ZM112 126H113V125H112ZM131 126H132V125H131ZM137 126H138V127H137ZM155 126H156V125H155ZM165 126H166V125H165ZM185 126H186V124H185ZM198 126H199V125H198ZM200 126H201V125H200ZM216 126H218L219 129L221 128L220 125H216ZM216 126H215V127H216ZM227 126H228V125H227ZM106 127H107V125H106ZM108 127L110 128V126H108ZM144 127L146 128V125L143 126L142 128L144 129ZM160 127H161V126H160ZM163 127H164V125H163ZM163 127H162V128H163ZM167 127H168V126H167ZM167 127H164V129L167 128ZM179 127H180V126H179ZM206 127H207V126H206ZM212 127H213V126H212ZM99 128H100V127H99ZM104 128H105V127H102V130H103ZM109 128H107V129H109ZM111 128H112V127H111ZM113 128H115V127L113 126ZM124 128H125V127H124ZM126 128H127V127H126ZM133 128H134V126H133ZM149 128L151 129V127H149ZM157 128H158V127H157ZM177 128H178V127H177ZM196 128H197V127H196ZM196 128H195V129H196ZM203 128H204V127H203ZM216 128H217V127H216ZM226 128H227V127H226ZM95 129H96V128H95ZM116 129L120 130L119 128H115V130H116ZM130 129H131V128H130ZM143 129H142V130H143ZM147 129H148V126H147V128H146L145 131H147ZM167 129H168V128H167ZM167 129H165V130H167ZM175 129H176V128L173 129L174 132H176V131L178 130V129H177V130L175 131ZM219 129H217V130H219ZM224 129H225V128H224ZM224 129H220V132H222L221 130L224 131ZM227 129H228V128H227ZM231 129H233V127H232ZM102 130H101V131H102ZM115 130L113 129V131H115ZM118 130H117V131H118ZM126 130H127V131H130V132H128L129 134L131 133V134H130V137H129V139H130L131 136L133 135V134H132V133H133V130H132V132H131V130H129V128L125 129V131H126ZM139 130L141 131L140 128H139ZM153 130H154V129H153ZM159 130H160V129H159ZM165 130H163L162 132H165ZM180 130H181V129H180ZM184 130H185V129H184ZM211 130H212V128H211ZM211 130H209V132H210ZM213 130H214V127H213ZM233 130H234V129H233ZM233 130H230V131L232 132ZM99 131H100V130H99ZM101 131L99 132L100 134H101ZM103 131H104V130H103ZM108 131H109V130H108ZM122 131H123V129H122ZM122 131H119V132H122ZM125 131H124V133H126V136H127V131H126V132H125ZM151 131H152V130H151ZM168 131H171V128H170ZM227 131H229V130H227ZM230 131H229V133H228L229 135H230V133H231ZM106 132H107V131H106ZM111 132H112V130H111ZM111 132H109V133H111ZM119 132H117V133H118V136H119V137H117V138H120V135H119L120 133H119ZM135 132H137V131H135ZM142 132H143V131H142ZM147 132H148V131H147ZM149 132H150V131H149ZM152 132H153V131H152ZM225 132H226V131H225ZM96 133H97V132H94V135H100V134H96ZM102 133H103V132H102ZM113 133H114V132H113ZM124 133H123V134H124ZM137 133H138V132H137ZM145 133H146V132H145ZM153 133H154V132H153ZM157 133H158V132H157ZM159 133H161V132H159ZM166 133H167V132H166ZM166 133H165V134H166ZM176 133H177V132H176ZM194 133H195V132H194ZM199 133H200V132H198V134H199ZM211 133H212V132H211ZM213 133H214L213 135H216V134H215V131H213ZM216 133H217V132H216ZM218 133H219V131H218ZM91 134H92V133H91ZM91 134H90V135H91ZM104 134H105V132H104ZM115 134H116V133L112 134L113 137H114ZM123 134H121V138H122ZM209 134H210V133H209ZM221 134H223V133H220L219 135H221ZM105 135H106V134H105ZM105 135H104V136H105ZM112 135H110V136H111V139L113 138ZM136 135H137V134H135L134 136L137 138L139 135H138V136H136ZM140 135H141V134H140ZM142 135H143V134H142ZM146 135H147V136L149 135V137H150V139H151V136H152L151 134L146 133ZM146 135H143V136H145V137L147 138ZM156 135H157V134H156ZM163 135H164V134H163ZM219 135H217V137H218ZM229 135H228V136H229ZM26 136H27V135H26ZM26 136H25V137H26ZM92 136H93V134H92L91 136H88V137H92ZM110 136H106V137H110ZM128 136H129V135H128ZM128 136H127V137H128ZM182 136H183V135H182ZM184 136H185V135H184ZM210 136H211V135H210ZM210 136H209V137H210ZM221 136H222V135H221ZM226 136H227V135H226ZM226 136H225V137H226ZM230 136H231V135H230ZM234 136H235V135H234ZM135 137H134V138H135ZM140 137H141V136H140ZM140 137H138L139 140L141 139ZM149 137H148V138H149ZM156 137L159 138V134H158ZM160 137H161V136H160ZM193 137H194V136H193ZM209 137H208V139H209ZM222 137H223V136H222ZM95 138L97 139V137H95ZM102 138H103V136H102ZM115 138H116V137H115ZM115 138H114V139H115ZM124 138H125V134H124ZM148 138H147L146 144H147V142H148ZM152 138H153V137H152ZM186 138H187V137H185L184 139H186ZM211 138H212V140H213V136H212ZM218 138H219V137H218ZM218 138H217V139H218ZM107 139H108V138H107ZM107 139H105L106 141L104 140V141H105V144L103 143L104 141L102 142V143H103L102 146H106ZM114 139H113V140H114ZM132 139H133V136H132ZM162 139H163V138H162ZM172 139H174V136H173ZM188 139H190V138L188 137ZM194 139H195V138H194ZM208 139H206V141H207ZM221 139H222V138H221ZM223 139H224V138H223ZM23 140H24V137H23ZM26 140H27V138H26ZM26 140H24V141H26ZM86 140H87V139H86ZM88 140H89V138H88ZM91 140H92V139H91ZM91 140H90V141H91ZM116 140H117V139H116ZM154 140H155V139H154ZM176 140H177V138H176ZM178 140H179V139H178ZM229 140H230V139H229ZM24 141H22V142H23L24 144H26ZM98 141H100V140L98 139ZM119 141L121 142V139H119ZM122 141L124 142L125 139L123 140V138H122ZM135 141H136V139H135ZM144 141H145V138H144ZM144 141H143V142H144ZM160 141H161V139H160ZM184 141H185V140H184ZM209 141H210V139H209ZM214 141H215V140H214ZM214 141H212V142H214ZM218 141L221 142V140H219V139H218ZM218 141H217V142H218ZM223 141H224V140H223ZM227 141H228V140H227ZM232 141H233V137H232ZM86 142H87V141H86ZM95 142H97V140H96ZM109 142H111V140H109ZM115 142H116V141H113L112 143H114V144H118V143H119V142H118V143H115ZM123 142H122V144H123ZM125 142H128V141H125ZM125 142H124V143H125ZM131 142L133 143L134 141H131V140H130V143H131ZM141 142H142V140H141L140 142H138V143L136 142V143H137L136 145H139V143H141ZM149 142H151V140H150ZM149 142H148V143H149ZM152 142H154V141H152ZM165 142H169V143H170L169 140H168V141H165ZM182 142H183V141H182ZM194 142H195V141H194ZM196 142H197V141H196ZM212 142H211V144H212ZM234 142H235V140H234ZM23 143H22V145H21V143H19L18 146H19V145L24 146ZM53 143H54V142H52V144H53ZM87 143L90 145L89 141H88ZM92 143H93V140H92ZM102 143H101V144H102ZM107 143H108V142H107ZM128 143H129V142H128ZM132 143H131V144H132ZM161 143H162V142H161ZM163 143H164V141H163ZM221 143H222V142H221ZM28 144H29V143H28ZM55 144H56V143H55ZM74 144H75V143H74ZM74 144H73V145H74ZM76 144L79 146V143H76ZM82 144H83V147H82V148H84V149H88V150H89L91 147L94 146L93 144H91V145H93V146H91V147L89 148L88 144H86L88 147L85 145V147H87V148H85V147H84V143H82ZM119 144H121V143H119ZM133 144H134V143H133ZM141 144H142V143H141ZM141 144H140V145H141ZM151 144H152V143H151ZM151 144H147V146L150 145V148H151ZM159 144H160V143H159ZM164 144H165V143H164ZM170 144H172L170 147H169V146L165 147V149L169 147V150L166 151V152L169 154V156H168L167 154H164L163 152H161V154H163V155H162L163 157H164V156H165V157L168 156V158H164L163 161L160 160V162H161L160 164H159V162H158V164H159V165H158V166H159V169H158V171H157L155 174H153V175H154L153 177L151 176V179L154 178V180L157 181L156 184H158L159 186H160L161 183H162L161 181H164V178L166 177V174H167V172L165 173L164 170H166V171L169 172V171H170V167H171V170H172V171L175 170L176 172H175V171H174V172L177 174L178 171L174 168L175 165H173V163L176 164V163H178V162H179V163H182V162H183V159L185 158V157H184L185 154H183L184 156L182 155L183 151H187V153L189 152L190 155H191L193 152H194V154H195V152H196V154H197V152H200V151H201L202 146H203V145L201 146L200 151H192V149H193V141H192L191 139H190V140H187V139H186V142H184V143H178V141L176 142L175 140H173ZM198 144H199V143H198ZM198 144H197V145H198ZM209 144H210V143H209ZM218 144H219V143H218ZM222 144H225V143H222ZM229 144H230V143H229ZM97 145H100V144H97ZM124 145H126V147H128L127 144H123L122 146H124ZM136 145H135V147H136ZM140 145H139V146H140ZM213 145H214V144H213ZM215 145H216V142H215ZM231 145H232V144H231ZM231 145H230V147H231ZM54 146H56V149L52 146V147H50L51 150H52V149H55L56 151H58L57 149L60 147V145L58 144V146H57V144H56V145H54ZM69 146H70V145H69ZM102 146L100 145V147H102ZM107 146H108V144H107ZM107 146H106V147H107ZM111 146H113V145L111 144L110 147H111ZM117 146H118V145H117ZM117 146H115V148H116ZM122 146H121V149L124 148V147H122ZM164 146H165V145H164ZM209 146H212V145H209ZM228 146H229V145H228ZM228 146H226V147L229 149L230 147H228ZM24 147H27V146H24ZM76 147H77V146H76ZM96 147H97V146H96ZM96 147H95L94 151H96ZM126 147H125V148H126ZM133 147H134V145H133ZM141 147H143V146H141ZM153 147H154V146H153ZM155 147H156V145H155ZM158 147H159V146H158ZM162 147H163V146H161V149H160V150H163ZM217 147H220V146H217ZM222 147L226 149L225 146H222V145H221V148H222ZM20 148H23V147H20ZM60 148H61V147H60ZM98 148H99V147H98ZM104 148H105V147H104ZM104 148H103V149H104ZM108 148H109V146H108ZM108 148H106V150H107ZM118 148H120V147L118 146L116 149L118 150ZM125 148H124V149H125ZM136 148H137V147H136ZM136 148H135V150H136ZM209 148H210V147H209ZM213 148H215V147H213ZM69 149H70V148H69ZM75 149H76V148H75ZM80 149H81V148H80ZM84 149L81 150V151H84ZM91 149H93V148H91ZM91 149H90L89 151H91ZM103 149H102V150H103ZM116 149H115V150H116ZM124 149H123V150H124ZM129 149H131V151H132L134 148L132 149V147H131V148H129ZM129 149L126 148L124 151L126 152V150H129ZM139 149L141 150V148H139ZM139 149H138V150H139ZM153 149H155V148H153ZM156 149H157V148H156ZM156 149L154 150V153H155ZM165 149H164V151H165ZM206 149H207V148H206ZM206 149H205V152L207 153ZM210 149L212 150V148H210ZM217 149H218V148H217ZM219 149H220V148H219ZM228 149H227V150H228ZM21 150H22V154H24V153H23V152H24L23 149H21ZM24 150H25V149H24ZM49 150H50V149H49ZM49 150H48V151L46 150V152H43V154H44V153H47V152L49 153ZM77 150H78V147H77ZM88 150H85L84 152H87V153H88ZM104 150H105V149H104ZM108 150H109V154H111V151H110L111 149L109 148ZM115 150H114V151H115ZM117 150H116V151H117ZM138 150H137V151H138ZM140 150H139V151H140ZM144 150H145V149H144ZM157 150H158V149H157ZM196 150H197V149H196ZM211 150H209V151H211ZM52 151H53V150H52ZM75 151H76V150H75ZM79 151H80V150H79ZM97 151H98V150H97ZM116 151H115V152H116ZM124 151H123V152L121 151L120 154H122V153L124 154ZM129 151H130V150H129ZM168 151H169V152H168ZM171 151H172V152H171ZM202 151H204V148L202 149ZM212 151H213V150H212ZM92 152H93V151H92ZM102 152H103V151H102ZM105 152H106V151H105ZM119 152H120V151H119ZM119 152H118V153H119ZM141 152H143V149L141 150ZM141 152H140V153H141ZM146 152H147V149H146ZM152 152H153V151H152ZM152 152H151V153H152ZM157 152H158V151H157ZM159 152H160V151H159ZM159 152L157 153V155L159 154ZM217 152H218V153L215 152L216 154L214 153V154L212 155V156H213V157H212V158H213V162H212L213 167L219 166V164H220L222 161H225V160L223 159V158L226 157V155H224V152H225V151L222 149V151H221V150H220V151L218 150ZM12 153H14V152H12ZM17 153H18V152H16V154L14 153L15 155H13V154H12V155L18 158V156L20 157V155L17 154ZM39 153H40V152H39ZM50 153H51V151H50ZM76 153H77V152H76ZM76 153H75V154H76ZM79 153H80V152H79ZM99 153H100V152H99ZM99 153H98V154H99ZM103 153H104V152H103ZM103 153H102V154H103ZM107 153H108V151L106 152V154H107ZM112 153H114V152L112 151ZM127 153H128V151H127ZM137 153H138V152H137ZM149 153H150V152H149ZM170 153H171V154H170ZM225 153H226V152H225ZM227 153H229V152L227 151ZM227 153H226V154H227ZM40 154H41V153H40ZM40 154L37 153V155H40ZM82 154H83V153H82ZM82 154H76L75 156H77V155H80V156H81ZM85 154H86V153H85ZM85 154H84V155H85ZM95 154H96V153H95ZM102 154H101V155H102ZM104 154H105V153H104ZM120 154H119V160H121V158H124L123 155H121L122 157H120ZM128 154H129V153H128ZM130 154H131V153H130ZM135 154H136V152H135ZM143 154H144V153H143ZM203 154H205V153H203ZM210 154H212V153H210ZM210 154H208L209 157L211 156ZM229 154H230V153H229ZM10 155H11V154H10ZM16 155H18V156H16ZM35 155H36V154H35ZM35 155H34V156H35ZM48 155H49V154H48ZM48 155H47V156H48ZM84 155H82V156H84ZM87 155H88V154H87ZM89 155H90V154H89ZM99 155H100V154H99ZM99 155H98V156H99ZM113 155H114V154H113ZM116 155L118 156L117 152H116ZM144 155H145V154H144ZM157 155H156V156H157ZM186 155H187V154H186ZM0 156H1V155H0ZM43 156H45V155H43ZM75 156H73V158H74ZM80 156H78V157H80ZM98 156H96V157H98ZM103 156H104V155H103ZM103 156H102V158H103ZM106 156H107V155H106ZM110 156H111V155H110ZM125 156H127V154H126ZM130 156H131V155H130ZM135 156H136V155H135ZM141 156L143 157L142 154H141ZM148 156H149V155H148ZM151 156H152V155H151ZM156 156H154L153 158H155L154 160H157V161L159 160V157H160V159L163 158L162 156H160V154H159V157H158V158H157ZM187 156H188V155H187ZM208 156H207V158H208ZM224 156H225V157H224ZM1 157H2V156H1ZM4 157H5V155H4ZM9 157H11V156H9ZM21 157H22V156H21ZM23 157H25V156L23 155ZM31 157H32V156H31ZM45 157H46V156H45ZM49 157H50V161H54V162H55V160H52L51 155H49ZM52 157H54V155H53ZM78 157H77V158H78ZM91 157H92V155H91ZM100 157H101V156H100ZM100 157H98V158H100ZM111 157H112V156H111ZM136 157L138 158V154H137ZM145 157H146V156H145ZM161 157H162V158H161ZM183 157H184V158H183ZM196 157H197V156H196ZM7 158H8V156H7ZM36 158H37V157H36ZM36 158H35V160H37ZM43 158H44V157H43ZM46 158H47V157H46ZM46 158H45V159H46ZM54 158H55V157H54ZM73 158H72L71 160H73ZM84 158H85V157H84ZM84 158L82 157V159H84ZM86 158H87V160H88V161H85V159H84V161L86 162V164H84V163H85L84 161H83L84 163H82V161H81V163H80L81 165L83 164V165H87V166H89V162H90V163L92 162V161H89V159H92V158H88L87 156H86ZM93 158H95L94 155H93ZM109 158H110V157H109ZM113 158L115 159L116 157L113 156ZM134 158H135V157H134ZM137 158H135V159H137ZM139 158H140V157H139ZM146 158H147V157H146ZM146 158H143V160H144V159L146 160ZM203 158H204V157H203ZM3 159H6V158H3ZM3 159H2V162H3ZM11 159H13V158H11ZM24 159H25V158H24ZM33 159H34V158H32V161H33ZM38 159H39V158H38ZM74 159H75V158H74ZM80 159H81V157H80L79 159H76V164L78 163L77 160L79 161ZM104 159L108 160L106 157L103 158V161H104ZM117 159H118V158H116V160H113V159H111V160H112L113 162H114V161H115V162L117 161V163L120 162L121 164H120V163H119V164H120L121 166H122V163H125V160H124V159H123L124 162H121V161H119V160H117ZM125 159H126V158H125ZM196 159H197V161H198V158H196ZM222 159H223V160H222ZM0 160H1V158H0ZM7 160H10V158L7 159ZM7 160H4V162L6 161V163H7V162H8ZM14 160H15V159H14ZM20 160H21V159H20ZM20 160H19V161H20ZM27 160H28V159H27ZM40 160H41V159H40ZM48 160H49V159H48ZM48 160H44V161L49 162ZM97 160H98V159L93 160V163L96 162ZM100 160H101V158H100ZM111 160H110V162H111ZM128 160H129V159H128ZM137 160H138V159H137ZM151 160H152V159H151ZM194 160H195V159H194ZM203 160H204V159H203ZM16 161H17V160H16ZM19 161H17V162H18L17 164H19ZM22 161H23V160H22ZM25 161H26V160H25ZM32 161H31V162H32ZM37 161H38V160H37ZM41 161L43 162V160H41ZM67 161H68V160H67ZM69 161H70V159H69ZM69 161H68V162H69ZM103 161H102V162H103ZM126 161H127V160H126ZM129 161H130V160H129ZM135 161H136V160H135ZM138 161H139V160H138ZM187 161H188V160H187ZM204 161H206V157H205V160H204ZM204 161H203V163H204L203 166L205 165V162H204ZM210 161H211V160H210ZM0 162H1V161H0ZM11 162H12V161H11ZM11 162H10V164H11ZM20 162H21V161H20ZM26 162H29V161H26ZM68 162H67V163H68ZM71 162H72V161H71ZM71 162H70V163H71ZM73 162H74V161H73ZM99 162L101 163V161H99ZM108 162H109V161H108ZM110 162H109V163H110ZM113 162H111V163L113 164ZM127 162H128V161H127ZM127 162H126V163H127ZM132 162H133V161H132ZM139 162H140V161H139ZM141 162H142V161H141ZM146 162H147V160H146ZM154 162H155V161H154ZM154 162L152 161V163H154ZM198 162H199V161H198ZM14 163H15V161H14ZM21 163H22V162H21ZM40 163H41V162H40ZM70 163H69V164H70ZM74 163H75V162H74ZM74 163H73V164H74ZM111 163H110V164H111ZM117 163H116V164H117ZM135 163H137V161H136ZM143 163L145 164V162H143ZM147 163H149V162H147ZM147 163H146L145 165H147ZM183 163H184V162H183ZM191 163H192V162H191ZM195 163H196V162H195ZM199 163H202V162H199ZM199 163H197L198 165H197V166L195 165L196 167H195V166H194V167H195L196 169L201 170V167H202V166H200ZM223 163H224V162H223ZM10 164H9V165H10ZM17 164L15 163V165H17ZM24 164H26V163H24ZM29 164H30V163H29ZM32 164H33V162H32ZM48 164H49V163H48ZM48 164H46V165L44 164L45 167H47ZM71 164H72V163H71ZM73 164H72V166H73ZM76 164H75V166H76ZM102 164H103V163H102ZM102 164H99V163H98V165H100V167H101ZM112 164H111V165H112ZM114 164H115V163H114ZM119 164H117L118 167H121V166H119ZM141 164H142V163H141ZM144 164L142 165V167L144 166ZM6 165H7V164H6ZM9 165H8V166H9ZM13 165H14V164H13ZM21 165H22L21 167H24L23 164H21ZM36 165H38V164L36 163L35 166H33V165H32V166H33V167H36ZM51 165H52V164H51ZM51 165H49V166H51ZM78 165H79V164H78ZM83 165H82V166H83ZM91 165H92V164H91ZM91 165H90V166H91ZM93 165L95 166V163H94ZM96 165H97V162H96ZM98 165H97L96 167L91 166V168H92V167L94 168L93 171L95 170V168L98 167ZM105 165H106V164H103L102 167L105 166ZM111 165H110V166H111ZM117 165H115V166H117ZM133 165H134V163H133ZM135 165H136V164H135ZM153 165H154V164H153ZM156 165H157V164H156ZM171 165H172V166H171ZM178 165H179V164H178ZM207 165H209V164H207ZM1 166H2V165H1ZM3 166L5 167V165H3ZM17 166H18V165H17ZM40 166L43 168L42 164H41ZM49 166H48V167H49ZM68 166H69V165L67 164V168H68V169H69V168L71 169L72 166H70V167H68ZM79 166H80V165H79ZM79 166H78V167H79ZM87 166H86L85 168H87ZM107 166H108V165H107ZM110 166H109V167H110ZM149 166H151V163H150ZM181 166L183 167V164H181ZM181 166H180V167H181ZM209 166H210V165H209ZM26 167H28V166L26 165ZM26 167H25V168H26ZM33 167H31V165H30V168H33ZM100 167L98 168V171H99ZM113 167H114V165H113ZM122 167H123V166H122ZM124 167H125V166H124ZM124 167L122 168L123 170L126 169V168L124 169ZM128 167H129V166H127V168H128ZM134 167H135V166H134ZM137 167H138V166H137ZM137 167H136V168H137ZM147 167H148V166H147ZM151 167H152V166H151ZM210 167H212V166H210ZM213 167H212V168H213ZM1 168L3 169V167H1ZM1 168H0V170H1ZM5 168H6V167H5ZM16 168H17V167H16ZM64 168H66V167H64ZM75 168H76V167H75ZM80 168H81V166L79 167V169H80ZM89 168H90V167H89ZM115 168H116V167H115ZM136 168H133V169H136ZM143 168H144V167H143ZM155 168L157 169V167H155ZM188 168H190V167H188ZM208 168H209V167H208ZM208 168H207V169H208ZM212 168H211V169H212ZM217 168H219V167H217ZM220 168H221V165H220ZM220 168H219V170H220ZM6 169H7V168H6ZM27 169H29V167H28ZM27 169H25V170H27ZM35 169H36V168H35ZM43 169H44V168H43ZM76 169H77V168H76ZM79 169H78V170H79ZM82 169H84V167L80 169V170H81V173H80V170H79V173L81 174V175H79L80 178H81V176H82V172H83V171L86 172V170H87V169H85V170H82ZM140 169H142V168H140ZM184 169H185V168H184ZM202 169H203V168H202ZM213 169H214V168H213ZM213 169H212L211 171H213ZM262 169H263V166H262ZM4 170H5V169H3V171H4ZM7 170H10V173L12 174L13 171L15 170V166H12L11 169L9 168V169H7ZM32 170H33V169H32ZM78 170H77V171H78ZM101 170H103V169L101 168L100 171H101ZM113 170H114V169H113ZM128 170H129V169H128ZM128 170L126 169V171H128ZM137 170H138V169H137ZM143 170H145V169H143ZM150 170H151V168H150ZM185 170H186V169H185ZM215 170H218V169H214V171H215ZM256 170H257V169H256ZM3 171L1 170V173H2ZM20 171H22V174H23V172H24L23 169H20ZM29 171H31V170H29ZM29 171H27V172H29ZM35 171H36V170H35ZM46 171H47V170H46ZM73 171H74V173H75V170H73ZM77 171H76L75 174L78 175L79 173H77ZM87 171H88V170H87ZM90 171H92V170H90ZM96 171H97V170H95L94 173H95ZM98 171H97V172H98ZM134 171H135V170H134ZM140 171H141V170H140ZM151 171H154V170H151ZM155 171H156V170H155ZM189 171H190V169H189ZM208 171H209V170H208ZM38 172H39V171H38ZM38 172H36V173H38ZM44 172H45V171H44ZM62 172H63V170H62ZM69 172H70V171H68V174H69ZM88 172H89V171H88ZM88 172H87V173H88ZM107 172H108V169H106V173H107ZM116 172H117V171H116ZM118 172H119V171H118ZM129 172H130V173H129ZM129 172H128V173L130 174V175H129V178H130V179H136V177H139V178H142V179L146 178V175H142V174H140L139 172H138V174H135V173L132 172L131 170H129ZM145 172H146V171H145ZM145 172H144V173H145ZM174 172H173V173H174ZM199 172H201V171H199ZM202 172H203V170H202ZM205 172H206V171H205ZM216 172H217V171H215V172H213V173H216ZM255 172H256V171H255ZM262 172H263V171H262ZM10 173H8V174L10 175ZM32 173H33V172H32ZM36 173H35V175H36ZM39 173H40V172H39ZM41 173H43V171H42ZM41 173H40V174H41ZM45 173H46V172H45ZM45 173H44V174H45ZM60 173H61V171H60ZM60 173H57V174L59 175ZM71 173H72V171H71ZM74 173H72V175H74ZM94 173L91 174V176H92V175L94 176ZM99 173L102 175V172H99ZM99 173H95V174L99 175ZM119 173H120V172H119ZM142 173H143V171H142ZM203 173H204V172H203ZM258 173H259V172H258ZM258 173H257V174H258ZM5 174H6V173H5ZM18 174H19V173H18ZM57 174H56V176H57ZM62 174H63V173H62ZM64 174L66 175V171H65ZM64 174H63V175H64ZM68 174H67V175H68ZM84 174H86V173H84ZM88 174H89V173H88ZM88 174H86L84 178H86V176H87ZM145 174H147V173H145ZM149 174H150V172H149ZM149 174H148V175H149ZM176 174H173V175H174V178H176V180H174V178H173V179L171 178L172 181H175V183H177V179H179L178 177H175ZM186 174H188V171H187ZM206 174H207V172H206ZM206 174H205V175H206ZM210 174H211V172H210ZM260 174H261V173H260ZM2 175H3V174H2ZM13 175H14V174H13ZM20 175H21V174H19L18 178H19V177L22 178V176H20ZM27 175H28V174H27ZM31 175H32V174H31ZM42 175H43V174H41L40 177H38V175H37L38 179H37V178L35 179L36 176L34 177V179H35V180H39V178L41 179L42 177H43L42 179H44V176H42ZM69 175H70V174H69ZM125 175H126V174H125ZM171 175H172V174H171ZM201 175H202V173H201ZM214 175H215V174H214ZM0 176H1V174H0ZM16 176H17V175L15 174V177L12 176V178H10V182H11L10 184H13L12 182L15 183V180H16L15 178H16ZM24 176H26V175H25V172H24ZM24 176H23V178H24ZM28 176L30 177V175H28ZM41 176H42V177H41ZM56 176H55V178H56ZM61 176H62V175H61ZM70 176H71V175H70ZM74 176H75V175H74ZM79 176H78V177H79ZM104 176H105V175H104ZM149 176H150V175H149ZM176 176H177V175H176ZM206 176H207V175H206ZM208 176H209V174H208ZM7 177H9V176H7ZM26 177H27V176H26ZM29 177H27L26 179L28 180ZM31 177H32V176H31ZM87 177H90V176H87ZM95 177H96V176H95ZM95 177H93V178L90 177V178H91V180L94 179L95 181H96V179H99V180L101 179V178H98L99 176H98L97 178H95ZM105 177H106V180H108V178L110 179V177H107V176H105ZM121 177H124V176H121V174H120L119 177L117 178L118 181H119V179H120ZM170 177H171V176H170ZM188 177H189V174H188ZM249 177H250V176H249ZM4 178H6V177H2V179H4ZM21 178L19 179V181L21 180V183H22V185H23L24 181H27V180H24V179L22 178V179L24 180V181L22 182V179H21ZM58 178H60V176H59ZM66 178L68 179V176H67ZM71 178H73L72 180L70 179L71 181H70L69 179H68V181H65V183H66V182H69V187H70V183H71V185H72V181H73V180H74V181H75L76 179L78 180V178H77L76 176H75V177H71ZM82 178H83V176H82ZM124 178H125V177H124ZM124 178H123V179H122V178L120 179L121 182H120V181H119V182H120L121 184H122V180H124ZM127 178H128V177H127ZM127 178H126V181L124 180L125 182H127ZM166 178H167V177H166ZM7 179H8V178H7ZM14 179H15V180H14ZM34 179H32V180L35 181ZM56 179H57V178H56ZM60 179H63V176H62V178H60ZM67 179H66V180H67ZM86 179H87V182H88V181H89V178H86ZM86 179H84V180L82 179V181H83L82 183H83V184H84V182L86 181ZM111 179H112V178H111ZM111 179H110V180H111ZM115 179H116V178H115ZM115 179H112V180H113V181H116L117 179H116V180H115ZM142 179H141V180H142ZM151 179L148 178V176H147V180H148V181L151 180ZM187 179H188V178H187ZM189 179H190V178H189ZM189 179H188V180H189ZM262 179H263V178H262ZM0 180H1V179H0ZM54 180H55V179H54ZM64 180H65V178H64ZM64 180H62V181H64ZM99 180H98V181H99ZM101 180H102V179H101ZM106 180H104V181H106ZM112 180H111V181H112ZM136 180H137V179H136ZM144 180H146V179H144ZM154 180L151 181V183H153ZM191 180H192V179H191ZM4 181H5V179H4ZM17 181H18V180H17ZM28 181H29V180H28ZM28 181H27V182H28ZM42 181H43V180H42ZM92 181H93V180H92ZM95 181H94V184H95ZM108 181H109V180H108ZM113 181L111 182L112 185H113V183L115 184V183L117 182V181H116V182H113ZM167 181H168V180H167ZM259 181H260V180H259ZM1 182H3V180H2ZM5 182H6V181H5ZM8 182H9V181H8ZM27 182H26L24 185H26ZM38 182H39V184H43V182H41V180L38 181ZM40 182H41V183H40ZM51 182H52V181H51ZM51 182H50V183H51ZM76 182H77V181H76ZM79 182H81V180H79ZM90 182H91V181H90ZM90 182H89V184H90ZM99 182H101V181H99ZM109 182H110V181H109ZM129 182H130V181H129ZM129 182H128V183H129ZM135 182H136V181H135ZM160 182H161V183H160ZM189 182H190V181H189ZM261 182H262V181H261ZM21 183H20V184H21ZM53 183H56V182L53 181ZM58 183H60V181L57 182V184H58ZM65 183L62 182V184H65ZM82 183H81V184H82ZM107 183H108V182H107ZM107 183H106V184H107ZM131 183H132V182H131ZM154 183H155V182H154ZM154 183H153V185H154ZM175 183H174V184H175ZM2 184H3V183H1V185H2ZM5 184H6V183H4V185H5ZM16 184H17V183H16ZM32 184L37 185V184H35V183H33V182H32ZM32 184H31L30 186H31V188L33 189V186H34V185L32 186ZM47 184H49V181H47L46 185H47ZM62 184L60 183L61 186H62ZM67 184H68V183H67ZM76 184H77V183L74 182V184H73L74 186L72 185L71 190H72V188L76 187ZM79 184H80V183H78V185H79ZM85 184H87V183H85ZM96 184H97V183H96ZM100 184H102V182H101ZM109 184H110V183H109ZM117 184H118V183H116V185H117ZM141 184H142V182H141ZM148 184H149V183H148ZM148 184H147V185H148ZM177 184H178V183H177ZM257 184H258V183H257ZM260 184H261V183H260ZM260 184H259V185H260ZM18 185H19V182H18ZM24 185H23L22 187H21V185H19V186L22 188V189H20V187H19V190L22 191V190H23V187L25 188ZM27 185H28V184H27ZM51 185H53V184H51ZM65 185H66V184H65ZM65 185H63V186H65ZM91 185H93V184H91ZM102 185H103V184H102ZM126 185H128V184H127V183H126L125 185L122 184V186H123L124 188H125ZM139 185H140V184H139ZM142 185H143V184H142ZM145 185H146V184H145ZM164 185H165V184H164ZM2 186H3V185H2ZM41 186H43V185H41ZM80 186H81V185H80ZM84 186H85V185H84ZM103 186H104V185H103ZM131 186H134V185H131ZM143 186H144V185H143ZM149 186H150V185H149ZM149 186H148V187H149ZM151 186H152V184H151ZM159 186H158V187H159ZM8 187H9V184H8ZM8 187H7V188H8ZM11 187H12V186H11ZM11 187H10L9 189H11ZM16 187H17V185H16ZM45 187H49V185H48V186H45ZM50 187H52V186H50ZM55 187H56V186H55ZM67 187H68V185H67ZM77 187H78V186H77ZM85 187H86V186H85ZM87 187H88V189L90 190L89 186H87ZM87 187H86V189H87ZM93 187H94V186H93ZM118 187H119V186H117V188H118ZM120 187H121V185H120ZM120 187H119V189H120ZM123 187H122V189L124 190ZM127 187H128V186H127ZM127 187H126V189H129L130 184H129V187H128V188H127ZM145 187H146V188H145ZM153 187L155 188V186H153ZM153 187H152V188H153ZM161 187L163 188V186H161ZM169 187H170V186H169ZM0 188H2V187H0ZM17 188H18V187H17ZM37 188H38L39 190H41L42 187L40 188V187H36V186H35V190H36ZM59 188H60V187H59V185H58V189H57V191L59 190ZM79 188H80V187H79ZM79 188H78V189H79ZM97 188H98V187H97ZM101 188H102V186H101ZM101 188H100V189H101ZM131 188H132V187H131ZM131 188H130V189H131ZM134 188H135V187H134ZM143 188L146 190V189H147V186H144ZM152 188H151V189H152ZM2 189H3V188H2ZM5 189H6V188H5ZM9 189H8V191H9ZM12 189H14V188H12ZM12 189H11V190H12ZM15 189H16V188H15ZM25 189H26V188H25ZM38 189H37V191H38ZM48 189H49V188H48ZM48 189H47V191H48ZM54 189H55V188H54ZM67 189H68V188H67ZM67 189L63 188V190H66V192H68V193L64 192L63 190H62V192H61V193H63V192L65 193V194L63 193V194H64V197H62L63 200H62V198H60V193H59V196H58V199L60 198V199H59V200H60V203H59L60 205H59V206L61 207V210H62V207H63V209H64L65 207H67V208L69 209L68 206H72V205L74 204V203H73L74 200H73V202H72V198L74 197L75 194H73L72 192H74V193H78L77 191H79V190H76L77 188L75 189V191H73V190L71 191V190H69V189H68V190H69V191H68ZM80 189H81V188H80ZM84 189H85V188H83L82 190H80V192H81L83 195H84V192H82V191H83ZM88 189H87L86 191H88ZM91 189H92L91 192H93V191L95 192V190H93V188H91ZM94 189H96V188H94ZM108 189H109V188H108ZM119 189H118V190H119ZM126 189H125V190H126ZM137 189H138V188H136V190H137ZM148 189H149V188H148ZM148 189H147V190H148ZM151 189H150V190H151ZM156 189H157V188H156ZM159 189H160V188H159ZM164 189H167V191H169L168 188H166V187H165ZM164 189H163V190H164ZM19 190H17V191H19ZM26 190H27V189H26ZM44 190H45V188L43 189L42 192H44ZM49 190H50V189H49ZM51 190H52V189H51ZM147 190H146V191H147ZM152 190H153V189H152ZM182 190H183V189H182ZM182 190H181V191H182ZM1 191H2V190H1ZM6 191H7V189H6ZM13 191H14V190H12V192H13ZM21 191H20V192H21ZM47 191H46V192H47ZM57 191L55 190L56 193H57ZM86 191H85V197H86V194H87V195H90V194H91V195H90L91 198H92V197L94 198V196H95L96 193H94V194H93L94 196H93L92 193H89V194H88V192L86 193ZM96 191H97V190H96ZM106 191H107V189H106ZM119 191H121V192L123 193V191H122L121 189H120ZM129 191H131V190H129ZM139 191H140V190H139ZM148 191H149V190H148ZM160 191H161V189H160ZM172 191L175 192L176 190H175V191L172 190ZM177 191H178V190H177ZM177 191H176V193H177ZM183 191H184V190H183ZM14 192H16V191H14ZM27 192H28V191H26V193H27ZM49 192H50V191H49ZM55 192H52V193L56 194ZM59 192H60V191H59ZM89 192H90V191H89ZM102 192H103V191H102ZM124 192H125V191H124ZM127 192H128V191H127ZM127 192H126V193H127ZM142 192H143V191H142ZM155 192H156V191H155ZM157 192L159 193V191H157ZM162 192H163V191H162ZM165 192H166V191H165ZM6 193H7V192H6ZM18 193H19V192H18ZM50 193H51V192H50ZM81 193L76 194V196L79 197V195H80V197H83V201H84V199L88 198V196H87L86 198H85L84 196H81ZM122 193H121L120 196H121V198H122V197L124 198L125 195H122ZM128 193H129V192H128ZM151 193H152V192H151ZM169 193L171 194V192H169ZM178 193H179V192H178ZM13 194H14V193H13ZM13 194H11V195H13ZM20 194H22V192H21ZM27 194H28V193H27ZM27 194H25V195H27ZM39 194H40V192H39ZM48 194H49V193H48ZM54 194H53V195H54ZM63 194H61V195L63 196ZM110 194H111V193H110ZM129 194H131V193H129ZM149 194H150V192H149ZM149 194H148V195H149ZM161 194H163V193H161ZM165 194H167V193H165ZM174 194H175V193H174ZM182 194H183V195H184V194L186 195V192H184V193H182ZM0 195H1V194H0ZM5 195H6V194H5ZM15 195H16V194H15ZM15 195H14L13 198L11 197V199L16 200V199H15ZM29 195H30V194H28V196H29ZM41 195L43 196L42 193H41ZM44 195H45V197H46V199H47V196H46L45 192H44ZM50 195H51V194H50ZM57 195H58V194H57ZM96 195H97V194H96ZM101 195H102V194H101ZM167 195H168V194H167ZM176 195H177V194H176ZM179 195H180V193H179ZM179 195H177L178 198L176 197V198L174 199V197H173V193H172V197H173V198L168 197L167 199H169V200H171V199L173 200V199H174V200L177 201V199L179 200L180 198H182V197H180ZM1 196H2V195H1ZM7 196H8V197H7ZM17 196L19 197L18 194H17ZM20 196H21V195H20ZM28 196H27V197H28ZM34 196H35V195H34ZM36 196H37V195H36ZM39 196H40V195H39ZM48 196H49V195H48ZM90 196H89L88 199H90ZM99 196H100V195H99ZM120 196H118V197H120ZM131 196H133V195L131 194ZM136 196H137V195H136ZM162 196H164V198H166L165 195H162ZM170 196H171V195H170ZM174 196H175V195H174ZM246 196H248V194H247ZM246 196H245V198H246ZM4 197L9 198V194L6 195V196H4ZM4 197H3V198H4ZM18 197H17V199H18ZM32 197H33V195H32ZM133 197H135V196H133ZM146 197H147V194H146ZM243 197H244V196H243ZM0 198H1V197H0ZM3 198H1V201H3V200H2ZM7 198H6L5 200H8ZM23 198H25V197L23 196ZM28 198L30 199V197H28ZM41 198H42V197H41ZM49 198H50V203H51V202H53V199L57 198V196H55V198H53V199H51V197H49ZM93 198H92V200H94L95 203H98V202L101 203V202H102V205H103V201H104V200L106 201V199L103 198L104 200L102 199V201H99V200H98V201L96 202V200H95L96 197H95L94 199H93ZM97 198H99V199L101 200V198L98 197V195H97ZM105 198H106V197H105ZM112 198H113V196H112ZM239 198H240V197H239ZM248 198H249V196H248ZM248 198H247V199H248ZM9 199H10V198H9ZM11 199L8 200V201H11ZM19 199H20V198H19ZM32 199H33V198H32ZM58 199H57V200H58ZM73 199H75V198H73ZM79 199H80V198H79ZM108 199H109V198H108ZM108 199H107V200H108ZM110 199H111V197H110ZM110 199H109V200H110ZM119 199H120V198H119ZM131 199H132V198H131ZM134 199H135V198H134ZM134 199H133V200H134ZM136 199H137V198H136ZM159 199H162V197H161V198H158V200H159ZM229 199H230V198H229ZM235 199H236V198H235ZM243 199H244V198H243ZM42 200H43V199H42ZM51 200H52V201H51ZM57 200H56V201H57ZM90 200H91V199H90ZM112 200H113V199H112ZM112 200H111V201H112ZM115 200H116V199H115ZM125 200H126V199H125ZM145 200H146V199H145ZM156 200H157V199H156ZM156 200H155V201H156ZM163 200H165V199H163ZM169 200H168V204L171 203V202L169 203ZM174 200H173V201H174ZM180 200H181V199H180ZM180 200H179V202H180ZM18 201H19V200H18ZM24 201H25V200H24ZM26 201H27V199H26ZM48 201H49V199H48ZM79 201H80V200H79ZM79 201H78V198L75 199V203L78 204V205H79ZM85 201H89V200L86 199ZM85 201H84V202H85ZM111 201H110V204H112V203L115 204V203H114L115 201H113L112 203H111ZM122 201H123V202L119 201V203H120V202H121V203H124V202H125L124 200H122ZM127 201H128V200H127ZM127 201L124 203L125 206L128 205V204H127ZM141 201H142V200H141ZM141 201H140V202H141ZM159 201H160V200H159ZM173 201H172V202H173ZM176 201H175V203H176ZM222 201H223V200H222ZM222 201H221V202H222ZM224 201H225V200H224ZM236 201H237V200H236ZM245 201H246V200H245ZM4 202H6V201H4ZM15 202H16V201H15ZM21 202H22V201H21ZM28 202H29V201H27V203H28ZM44 202H46V201H44ZM44 202H42L43 205H44ZM58 202H59V201H58ZM71 202H72V204H71ZM84 202H83V204H84ZM92 202H93V201H92ZM94 202H93V203H94ZM132 202H133V201H132ZM132 202L129 201V203H131V204H132ZM143 202H144V201H143ZM145 202H146V201H145ZM153 202H154V201H153ZM177 202H178V201H177ZM217 202H218V201H217ZM228 202H229V201H228ZM228 202H227V203H228ZM233 202H234V201H233ZM238 202L241 203L240 200H239ZM243 202H244V200H243ZM0 203H1V202H0ZM2 203H3V202H2ZM2 203H1V204H2ZM8 203H10V202H8ZM8 203H7V204H8ZM11 203H13V201H11ZM11 203H10V204H11ZM16 203H17V202H16ZM16 203H15V204H16ZM22 203H23V202H22ZM48 203H49V202H48ZM48 203H47V204H48ZM55 203H57V202H55ZM69 203H70L71 205H69ZM81 203H82V202H81ZM81 203H80V204H81ZM85 203H86V202H85ZM104 203H105V202H104ZM156 203H157V202H156ZM158 203H159V202H158ZM160 203H161V202H160ZM160 203H159V204H160ZM165 203H167V201H166ZM244 203H245V202H244ZM244 203H243V204H244ZM247 203H249V202H247ZM1 204H0V205H1ZM7 204L4 203L3 206H4V205H6V206H10L9 208L12 207V210H14V209H15V206L17 205V204H16V205L14 204V209H13V206H11V205H13V204H11V205H7ZM23 204H24V203H23ZM51 204H52V203H51ZM88 204H90V203H88ZM131 204H130V205H131ZM137 204H138V203H137ZM144 204H145V203H144ZM144 204H143V205H144ZM159 204H158V206H159ZM168 204H167V205H168ZM176 204L178 205V203H176ZM229 204H230V203H229ZM27 205H28V204H26V206H27ZM29 205H30V204H29ZM53 205H54V204H52V206H53ZM81 205H82V204H81ZM92 205H94V204H92ZM102 205H98L97 208H96V205L94 206L95 208H93V206H92L93 209H92L91 206L89 205L90 208L92 209V210H90V208H89L90 211H88V212H90L89 219H90V218H92V219L95 218V219H96V218H98L99 215H101L102 213H104V212H103V211H104L103 208H105V205H104V207H102ZM106 205H107V203H106ZM108 205H109V204H108ZM116 205H118V204H116ZM138 205H139V204H138ZM141 205H142V204H141ZM149 205H150V204H149ZM151 205H152V204H151ZM153 205H154V203H153ZM167 205L165 206V204H164V207H167ZM173 205H175L174 202H173ZM173 205H172V207H174ZM177 205H175V206H177ZM24 206H25V204H24ZM24 206H19L18 208H20V207L22 208V207H24ZM26 206H25V207H26ZM38 206H39V205H38ZM40 206H42V204H41ZM40 206H39V207H40ZM46 206H47V205H46ZM48 206L50 207L51 205L48 204ZM57 206H58L57 204H56V206L54 205V207H56V208H57ZM59 206H58V210H60V207H59ZM75 206L77 207V205H75ZM75 206H74V207H75ZM82 206H83V205H82ZM86 206H87V205H86ZM86 206H85V207H86ZM168 206H170V205H168ZM226 206H227V205H226ZM234 206H235V205L233 204V207H234ZM32 207H33V206H32ZM36 207H37V206H36ZM39 207H38V209H39ZM42 207H43V206H42ZM42 207H41V208H42ZM49 207H46V208L48 209ZM54 207H53V208H54ZM74 207H72V208L74 209ZM76 207H75V209H76ZM83 207H84V206H83ZM83 207H80V205H79V212H77V213H78V216H81V218L78 217V219H79V218L81 219V220H80V219L78 220V226H79V227H80V223H81L82 221H84V220H82V219L84 218V216H85V217L87 216V219H88V215H86V209H87V207H86L85 209H84ZM111 207H114V205H113V206L111 205ZM111 207H110V209H111ZM122 207H123V206H122ZM126 207H127V206H126ZM126 207H125V208H126ZM139 207H141V206H139ZM139 207H137V205H136V209H138ZM144 207H145V206H144ZM146 207H149V206L147 205ZM161 207H162V206H161ZM222 207H223V206H222ZM237 207H238V205H237ZM0 208H1V206H0ZM26 208H27V207H26ZM28 208H29V207H28ZM34 208H35V207H34ZM44 208H45V207H44ZM46 208H45V209H46ZM116 208H117V206H116ZM119 208H120V210H118V211H121L122 208L118 206V209H119ZM123 208H124V207H123ZM150 208L152 209V207H150ZM153 208H154V206H153ZM156 208H157V205H156ZM159 208H160V207H159ZM175 208H177V207H174L173 210H169V209H171L170 207H169L168 209H166V208H165V209L161 208V212H162V209L164 210V212H162V214H161V215H163L161 219H163V217H170V216H172V215H173V217H174V216H175V212H176ZM227 208H228V207H227ZM239 208H242V207H239ZM1 209H2V208H1ZM7 209H8V208H7ZM47 209H46V210H47ZM49 209H52V208H49ZM54 209H55V208H54ZM54 209H53V210H54ZM73 209H71V207H70L69 210H72V211H73ZM110 209H109V210H110ZM112 209H113V208H112ZM134 209H135V208H134ZM134 209H133V210H134ZM136 209H135V210H136ZM142 209H145V208H142ZM223 209L225 210L224 207H223ZM232 209H234V211H238V210H236V208H232ZM19 210H21V209H19ZM25 210H26V209H25ZM28 210H29L30 212H31V210L33 211L32 208H31V209L29 208V209H27L26 211H28ZM65 210H66V209H65ZM65 210H62V212L65 211ZM69 210H68V211H69ZM76 210H78V209H76ZM76 210H74V211H76ZM87 210H88V209H87ZM122 210H123L124 213H122V212H121V213L124 214V215H122V216H123V218H124V220H125V221H124L125 224H126V222H128V221H129V222L132 221V219H130V218H128V219H130V220L127 221V217H126V216H128V213L126 212L127 209H122ZM135 210H134V211H135ZM146 210H147V209H146ZM159 210H160V209H159ZM219 210H221V209H219ZM0 211H1V210H0ZM16 211H17V210H16ZM38 211H39V210H38ZM42 211H44V209H43ZM55 211H57V210H55ZM68 211H67V212H68ZM72 211H70L69 213L72 214V213H73ZM115 211H116V210H115ZM115 211L112 212V210H111L110 212L108 211V213H111V212H112L111 214L113 215V214L115 213ZM130 211H131V210H130ZM130 211H129V212H130ZM142 211H143V210H142ZM153 211H154V210H153ZM155 211H156V209H155ZM157 211H158V208H157ZM157 211H156V212H157ZM207 211H208V210H207ZM207 211H206V213H207ZM225 211H226V210H225ZM234 211H233V213L236 215V213H235ZM7 212L10 213V214L12 213L11 211H9V209L7 210ZM7 212H6V213H7ZM18 212H19V211H18ZM30 212H28V213H30ZM34 212H35V214H38V216H39V213H40L41 211H40L39 213L37 212V210L34 211ZM34 212H32V213L34 214ZM36 212H37V213H36ZM58 212H59V211H58ZM71 212H72V213H71ZM105 212H106V211H105ZM116 212H117V211H116ZM132 212H133V211H132ZM132 212H131V214H133V216H132V215H129V217L132 216L133 219L137 220V219H136L137 216H135L136 214L134 215V213H132ZM137 212H138V211H137ZM144 212H146V211H144ZM151 212H152V210H150V215H149V216H152V215H151ZM231 212H232V210H231ZM231 212H230V213H231ZM243 212H244V211H243ZM2 213H3V212H2ZM6 213H5V214H6ZM16 213H17V212H16ZM22 213L27 214L26 216L28 217V213L23 212V210H22ZM44 213H45V212H44ZM44 213H43V214H44ZM50 213H52V210H51ZM54 213H56V212H54ZM63 213H64V212H63ZM65 213H66V211H65ZM74 213H75V212H74ZM118 213H119V212H118ZM118 213H116L115 215H120V213H119V214H118ZM141 213L144 214L143 212H140V213H137V215H138V214L141 215ZM152 213H153V212H152ZM154 213H155V212H154ZM157 213H158V212H157ZM157 213H156V214H157ZM159 213H160V211H159ZM230 213H229V211L223 212V214H221L220 218L218 217V220L215 219L216 221H214V220H213L214 218H213V219H212L213 222H217L216 224L214 223L215 225H213V226H209V225H207L206 222H205V224H203V226L201 227V229L199 228L200 230H198V231H197V230H196V231L193 230L194 233H192V231H187V232H186V235H185L186 238H184V239H185V241H184L185 245H184V247H183V248H184V251L182 250V254H181L180 252L177 254V255H181V261H180L178 264H201L202 261H203L204 259H206V258L208 259V257H210L211 255L214 256L215 253H218L220 250H223V249H224L223 246L225 245L224 243L226 242V244H228V241H224V239H223V237H222V235L224 236V234H222V233H223V232H222V229H223L222 227H223V226L226 224V222L228 221L229 216H232V215H233V217H234V214L230 215ZM24 214H22V215H24ZM35 214H34V215H35ZM48 214H49V211H48ZM67 214H68V213H67ZM88 214H89V213H88ZM111 214H109L108 217H112V218L115 217V215L110 216ZM145 214H148V213H145ZM145 214H144L143 217L146 216V218H147L148 215H145ZM156 214H153V217H151V218L148 217V218L152 219V218H154V216L156 217ZM204 214H205V213H204ZM2 215H4V213H3ZM2 215H0V216H2ZM8 215H9V214H8ZM15 215H16V214H13L14 217H15ZM17 215H18V214H17ZM20 215H21V214H20ZM20 215H19V216H20ZM34 215H32L33 218H34ZM45 215H46V216H45ZM50 215H51V214H50ZM56 215H57V214H56ZM59 215H60V214H59ZM61 215H62V214H61ZM65 215H66V214H65ZM73 215H74V214H73ZM107 215H108V214H107ZM107 215H106V216H107ZM159 215H160V214H159ZM239 215H240V214H239ZM239 215H236V216L239 217ZM241 215H242V214H241ZM241 215H240V216H241ZM6 216H7V215H6ZM6 216H5V218L8 219V217H6ZM10 216H11V215H10ZM10 216H9V217H10ZM30 216H31V215H29L28 218H29V219L31 220V222H32V219H33V218H31ZM40 216H42V215H40ZM57 216H58V215H57ZM62 216H63V215H62ZM62 216H61V217H62ZM138 216H139V215H138ZM141 216H142V215H141ZM141 216H140V217H141ZM157 216H158V214H157ZM208 216H209V215H208ZM2 217H3V216H2ZM21 217H22V216H21ZM24 217H25V215L23 216V218H24ZM27 217L24 218L25 221L27 220V219H26ZM42 217L46 218V220H47V217L49 218V215L47 216V212H46V214H44V216H42ZM52 217H53V216H52ZM52 217H51V219H52ZM61 217H59V216L57 217V218H59V219H58V222H61V221H62V220H60ZM66 217H67V216H66ZM100 217H101V216H100ZM108 217H107V219H109ZM116 217L118 218V216H116ZM125 217H126V218H125ZM134 217H135V218H134ZM143 217H142V219H140V220H138V221H142V220H143ZM160 217H161V216H160ZM204 217H205V216H204ZM17 218H18V217H17ZM23 218H22V219H23ZM40 218H41V217H40ZM40 218H39V219H40ZM44 218H42L43 221L45 220ZM53 218H54V217H53ZM64 218H65V217L63 216V217H62L63 221H64ZM117 218H116V219H117ZM138 218H139V217H138ZM146 218H145V219H146ZM202 218H203V216H202ZM236 218H237V217H236ZM236 218H234V219H235V220H238V218H237V219H236ZM18 219H19V218H18ZM20 219H21V218H20ZM35 219H36V218H35ZM39 219H38V222H39ZM42 219H41V220H42ZM85 219H86V218H85ZM87 219H86V221H87ZM92 219H91V223H90L91 225H92V223L94 222V220H93V222H92ZM107 219L105 218V213H104L103 220H107ZM110 219H111V218H110ZM154 219H157V217L154 218ZM154 219H153V220H154ZM158 219H159V218H158ZM161 219H159V220H161ZM164 219H166V218H164ZM209 219H210V218H209ZM231 219H232V218H231ZM0 220H1V219H0ZM2 220H4V219L2 218ZM5 220H6V219H5ZM16 220H17V219H16ZM41 220H40V221H41ZM68 220H69V218H67V221H68ZM74 220H75V217H74ZM146 220H147V219H146ZM159 220H158V221H159ZM235 220H234V221H235ZM13 221H14V220H13ZM17 221H19V220H17ZM20 221H21V220H20ZM43 221H42V222H43ZM70 221H71V220H70ZM72 221H73V220H72ZM72 221L69 222V223L71 224ZM75 221H76V220H75ZM75 221H74V223H72L73 225L75 224ZM86 221H84V222H86ZM88 221H89V220H88ZM110 221H111V220H110ZM120 221H121V220H120ZM138 221H137V222H138ZM149 221H150V220H149ZM151 221H152V220H151ZM151 221H150V222H151ZM156 221H157V220H155V221H153V222H156ZM158 221H157V223H159ZM170 221H171V220H170ZM170 221H169L168 223L171 224V226H169V227L172 229V227H173V225H174V223H175V218L172 220V222H170ZM202 221H203V220H202ZM204 221H205V220H204ZM208 221H210V220H208ZM4 222H5V221H4ZM31 222H30V223H31ZM33 222H35V220H34ZM36 222H37V220H36ZM47 222H48V220H47ZM58 222L56 221V218H55V223H58ZM89 222H90V221H89ZM89 222H88L87 226H88V225L90 226ZM97 222H98V220H97ZM105 222H106V221H104L103 223L105 224ZM108 222H109V221H108ZM142 222H143V224H144V222L146 223V222H148V221H142ZM150 222H149V223H150ZM162 222H164V221H162ZM162 222L160 221L161 224H162ZM211 222H212V221H211ZM213 222H212V223H213ZM5 223H6V222H5ZM10 223H12V219H11V222H10ZM13 223H17V222H13ZM45 223H46V221H45ZM45 223H43V224H45ZM48 223H50V222H48ZM55 223L53 224V222H52V224H53L52 227H51L52 229L55 228ZM61 223H62V222H61ZM61 223L58 224V226H59V225H62ZM64 223H66V222L64 221ZM100 223L103 224V223H102V220L100 221ZM109 223H110V222H109ZM117 223H119V222H117ZM121 223H122V222H121ZM121 223H120V224H121ZM131 223H133V222H131ZM134 223L136 224V222H134ZM201 223H202V222H201ZM201 223H200V224H201ZM203 223H204V222H203ZM212 223H211L210 225H212ZM231 223H232V221H231ZM233 223H234V222H233ZM2 224H3V221L1 222V225H2ZM23 224H24V222H23ZM34 224H35V223H34ZM43 224H42V225H43ZM104 224H103V225H104ZM111 224H112V223H111ZM120 224H117V225L120 227ZM127 224H128V223H127ZM127 224H126V227H127V228L129 227V228H130V225H131V224H130L129 226H127ZM141 224H142V223H140V225H141ZM143 224H142V225H143ZM150 224H153V223H150ZM150 224H148L147 226L149 227ZM154 224H156V223H154ZM164 224H166V223H164ZM200 224H199V226H201ZM3 225H4V224H3ZM8 225H9V224H8ZM11 225H12V224H11ZM11 225H9V226H10L11 228H14V226H13V225L11 226ZM36 225H38V228L40 227V226H39L40 224H36ZM49 225H50V224H49ZM49 225H48V226H49ZM76 225H77V224H76ZM83 225H84V224H83ZM97 225H98V224H97ZM99 225H100V224H99ZM106 225H107V223H106L104 226L106 227ZM109 225H110V224H109ZM112 225H114V223H113ZM122 225H123V224H122ZM136 225H137V224H136ZM136 225H134V226H135V229H136L137 227L140 226V225L138 224L137 227H136ZM142 225H141V226H142ZM158 225H159V224H158ZM168 225H169V224H168ZM232 225H233V224H231L230 226L232 227ZM23 226H24V225H23ZM28 226H32V225L30 224V225H28ZM34 226H35V225H34ZM48 226H47V227H48ZM53 226H54V227H53ZM56 226H57V224H56ZM64 226H65V225H64ZM64 226H63V227H64ZM84 226H86V224H85ZM87 226H86V228H87ZM93 226H94V225H93ZM114 226H116V225H114ZM123 226H124V227H122V228H126L125 225H123ZM143 226H145V224H144ZM143 226H142V228H144ZM161 226H162V225H161ZM161 226H158V227H161ZM197 226H198V225H197ZM197 226H196V227H197ZM226 226H229V225H226ZM15 227H16V225H15ZM21 227H22V225H21ZM49 227H50V226H49ZM49 227H48V228H49ZM65 227H66V226H65ZM69 227H70V226H69ZM72 227H73V226H72ZM79 227H74V228L77 229V232L79 231V230H78ZM90 227H91V226H90ZM97 227H100V228H101V226H97ZM112 227H113V226H112ZM116 227H117V226H116ZM116 227H114V229H115ZM154 227L156 228V226H153L152 228L154 229ZM163 227H164V228H165V227L167 228V226H163ZM163 227H161V228L163 229ZM28 228H29V227H28ZM28 228H27V229H28ZM38 228L36 227V229H37L36 231H38L39 229L41 230V227H40L39 229H38ZM43 228H44V227H43ZM56 228L58 229V227H56ZM56 228L54 229L55 231H52V236H51V237H53V235L56 234V232H57V231H56ZM86 228H85V229L79 228V229H82V230H83L82 232H84V230L86 231V230L88 229V228H87V229H86ZM93 228H94V227H93ZM127 228H126V229H127ZM145 228H146V227H145ZM152 228H151V229H152ZM225 228H226V227H225ZM225 228H224L223 230H225ZM9 229H10V228H9ZM29 229H30V228H29ZM29 229H28V230H29ZM32 229H33V227H32ZM45 229H46V224H45ZM45 229H43L42 231H45ZM49 229H50V228H49ZM49 229H48V230H49ZM52 229H50V230H52ZM60 229H62L61 226H59V230H60ZM71 229H73V228H71ZM102 229H105V228H102ZM106 229H107V228H106ZM108 229H110V228H108ZM137 229H141V228L139 227V228H137ZM137 229H136V230H137ZM149 229H150V228H149ZM151 229H150V230H151ZM162 229L157 228V231H158V230L160 231V230H162ZM192 229H193V228H192ZM194 229H195V228H194ZM227 229H228V227H227ZM231 229H232V228H231ZM30 230H31V229H30ZM30 230H29V231H30ZM48 230H47V231H48ZM62 230H63V229H62ZM62 230H61V232H65V231H67V228H66V230H63V231H62ZM89 230H90V229H89ZM97 230H98V228H97ZM115 230H116V229H115ZM117 230H118V228H117ZM117 230H116V231H117ZM123 230H125V229H123ZM129 230H130V229H129ZM129 230H128V231H129ZM141 230H143V229H141ZM141 230H139V231H140V232H143V231H144V230H143V231H141ZM164 230H166V229H164ZM190 230H191V229H190ZM228 230H230V228H229ZM232 230H233V229H232ZM232 230H231V231H232ZM1 231H2V230H0V232H1ZM13 231H15V229H14ZM33 231L36 232L35 230H33ZM80 231H81V230H80ZM80 231L78 232V235H80V234H79ZM98 231H99V230H98ZM102 231H103V230H102ZM106 231H107V230H106ZM109 231H110V230H109ZM118 231H120V230H118ZM118 231H117V232H118ZM4 232H5V230H4ZM7 232H8V231H7ZM10 232L12 233V231H10ZM40 232H41V231H40ZM50 232H51V231H50ZM69 232H70V231H69ZM69 232H68V233H69ZM71 232H72V231H71ZM71 232H70V233H71ZM117 232H116V233H117ZM126 232H127V231H126ZM126 232H125V233H126ZM134 232H135V231H134ZM134 232L132 231V233H134ZM136 232H138V230H137ZM149 232H151V231H149ZM152 232H153V231H152ZM152 232H151V234H152ZM155 232H156V231H155ZM226 232H230V231H226ZM226 232H224V233H226ZM233 232H234V230H233ZM233 232H232V233H233ZM1 233H3V232H1ZM1 233H0V235H2ZM23 233H25V231H23ZM27 233H28V232H27ZM27 233L25 234L26 237H27V235H28ZM36 233L38 234V232H36ZM36 233H35V234H36ZM42 233L46 234V232H42ZM47 233H48V232H47ZM53 233H54V234H53ZM75 233H76V232H75ZM93 233H94V232H93ZM98 233H99V232H98ZM105 233H107V232H105ZM105 233H104V234H105ZM110 233H111V232H110ZM113 233H115V232H113ZM113 233H112V235H113ZM120 233H122V234H120ZM120 233H119L120 236H117L119 239H120L121 235L123 236V234H125L123 231L120 232ZM127 233H128V232H127ZM127 233H126V236H127ZM145 233H146V232H145ZM156 233H157V232H156ZM159 233H160V232H159ZM236 233H237V232H236ZM12 234H13V233H12ZM29 234H30V233H29ZM50 234H51V233H50ZM59 234H60V233H58V235H57V234H56V235L59 237ZM62 234H64V233H62ZM72 234H73V233H72ZM81 234H84V233H81ZM102 234H103V233H102ZM102 234H101V235H102ZM119 234H117V235H119ZM139 234H140V233H139ZM147 234H148V233H147ZM227 234H228V233H227ZM233 234H234V233H233ZM233 234H232V235H233ZM3 235H4V234H3ZM3 235H2V237H4ZM22 235H23V239H24L25 236H24V234H22ZM31 235H32V233H31ZM33 235H34V234H33ZM41 235H42V234H41ZM41 235L39 234L40 237H38V238H41ZM60 235H61V234H60ZM66 235H67V233H66ZM85 235H86V234H85ZM85 235H84V237H85ZM92 235H93V234H92ZM96 235H97V234H96ZM101 235H100V236H101ZM112 235H110L111 239L113 238ZM129 235H130V234H129ZM129 235L127 236V238H129V239H127V238L124 236V239L126 238L128 241H126V242L124 241L125 243L123 244V246H121V245L119 246V245L117 244V246L113 248L112 245H116V243H117V242H115V244H113L114 240L116 241V238H114V240H113V239H112V240L110 239V240H111V241H110V244L112 243V245H109V246H108V244H107L106 247L103 246V247H105V248L103 249V247H102V251H101V249H100V252H95L96 250H95V251L93 250V252L83 253V255H84V256H83V257H84V261H83V262H85L84 264H98V263H96V261H97V260H101V259L103 260V257H104V256H106V257H105V261H106V259H107V262H108V260H109L112 264H124L125 260H126L130 255H138V254H141V253L147 254L146 252H147V249H148V246H149V245H148L149 242H148V244H146V245L144 244V245H145L144 248H140L141 246L138 247V245H139L140 242H139L138 240H136V239L134 240V239H133L134 237H133V238H130ZM132 235H133V234H132ZM141 235H143V234H141ZM145 235H146V234H145ZM154 235H156V234L154 233ZM239 235H240V234H239ZM11 236H12V238L14 237L13 235H11ZM11 236H10V237H11ZM48 236L50 237V235H48ZM75 236H77V235L72 236V237H73L72 240H74V239L76 240V239H77V238H74ZM88 236H89V235H88ZM133 236H136V235H133ZM229 236L231 237V235H229ZM229 236H228V237H229ZM16 237H17V235H16ZM26 237H25V238H26ZM34 237H35V236H34ZM34 237L32 236V238H31V237H30V238L33 240ZM43 237H44V236H43ZM43 237H42V238H43ZM49 237H48V238H49ZM51 237H50V238H51ZM58 237H55V238L58 239ZM61 237H62V236H60V238H61ZM66 237H67V236H66ZM82 237H83V236H82ZM95 237H96V236H95ZM102 237H103V235H102ZM104 237H105V236H104ZM104 237H103V239L106 238V237H105V238H104ZM114 237H115V236H114ZM143 237H144V236H143ZM153 237H154V236H152V238H153ZM224 237H227V236H224ZM228 237H227V238H228ZM230 237H229V238H230ZM0 238H1V237H0ZM30 238H29V239H30ZM38 238L35 239L36 242H37V241H38V242L41 241V239L38 240ZM50 238H49V239H50ZM53 238H54V237H53ZM53 238H52L51 241H50V240H49V241L52 242V241H53ZM55 238H54V239H55ZM64 238H65V237H64ZM80 238H81V237H80ZM88 238H89V237H88ZM118 238H117V241H118V242H119L121 239L123 240V237H122L120 240H118ZM135 238H136V237H135ZM141 238H142V237H141ZM141 238H140V239H141ZM144 238H145V237H144ZM147 238H148V239H146V240H149V237H147ZM231 238H232V237H231ZM234 238H235V237L233 236V239H234ZM241 238H242V237H241ZM249 238H250V237H249ZM7 239H8V238H7ZM15 239H16V238H15ZM15 239H14V240H15ZM20 239H21V238H20ZM56 239H55V242L57 241ZM61 239H62V238H61ZM85 239H87V238H85ZM92 239H93V238H92ZM126 239H125V240H126ZM238 239H239V237H238ZM11 240H12V239H11ZM25 240H26V239H25ZM43 240H45V238H43ZM70 240H71V239H70ZM83 240H84V239H83ZM98 240H100V239H98ZM98 240H96V241H98ZM108 240H109V239H108ZM122 240H121V242H122ZM143 240H144V239H143ZM146 240H144V241H146ZM150 240H151V237H150ZM225 240H227V239L225 238ZM229 240H230V239H229ZM236 240H237V238H236ZM240 240H241V239H240ZM243 240H245V239H243ZM247 240H248V239H247ZM247 240H246V241H247ZM9 241H10V239H9ZM15 241L17 242V240H15ZM15 241H14V242H15ZM26 241H27V240H26ZM30 241H31V240H29V243H30ZM46 241H47V240H46ZM58 241H59V240H58ZM63 241H64V239H63ZM63 241H62V243H63ZM77 241H78V240H77ZM87 241H89V240H87ZM93 241L95 242V240H93ZM93 241H92V242H93ZM144 241H143V242H144ZM18 242H20V241H18ZM18 242H17V243H18ZM21 242H22V240H21ZM21 242H20V243H21ZM23 242H24V240H23ZM33 242H34V241H33ZM36 242H35V243H36ZM44 242H45V241H44ZM53 242H54V241H53ZM92 242H91V243H92ZM100 242H101V241H100ZM100 242H99V243H100ZM108 242H109V241H107V243H108ZM238 242H239V241H238ZM242 242H243V241H242ZM248 242H249V240H248ZM11 243H13V242H11ZM26 243H27V242H26ZM26 243H25V244H26ZM35 243H33V244H35ZM59 243H61V242H59ZM59 243H57V244H59ZM76 243H77V242H76ZM76 243H74V244L76 245ZM82 243H83V241H82ZM87 243H88V242H87ZM95 243H96V242H95ZM99 243H98V244H99ZM101 243H103V242H101ZM249 243H250V242H249ZM6 244H8V243H6ZM18 244H19V243H18ZM21 244H22V243H21ZM33 244H32V242H31L32 247H33ZM36 244H38V243H36ZM36 244H35L34 246H37ZM40 244H41V243H39V245H38L39 247H40ZM51 244H52V243H51ZM63 244H64V243H63ZM71 244H72V243H71ZM78 244H79V243H78ZM88 244H89V243H88ZM93 244H94V243H93ZM120 244H121V243H120ZM19 245H20V244H19ZM22 245H24V244H22ZM22 245H20V247H23ZM26 245H27V247L29 246V244H26ZM26 245L24 246V248L26 247ZM31 245H30V246H31ZM44 245H45V244H44ZM46 245H47V243H46ZM49 245H50V244H49ZM59 245H60V244H59ZM75 245H74V246H75ZM81 245H82V244H81ZM85 245H86V244H85ZM95 245H96V244H95ZM231 245H232V246H234V245L236 246V245H237V246L234 247V248L232 247L233 250H232V248H231L232 251L237 252L238 250H240V252L238 251L239 254H242V253L244 254L243 249H245L246 245H248V244H246L245 242H243V243H241V244H239V243H235V241L233 240V241H231V243H230V246H231ZM13 246H14V244H13ZM16 246H17V245H16ZM16 246H15V247H16ZM38 246H37V247H38ZM42 246H43V244H42ZM51 246H52V245H51ZM53 246H54V245H53ZM69 246H70V245H69ZM76 246H77V245H76ZM89 246L91 247L92 244L89 245ZM136 246H137V247H136ZM181 246H182V245H181ZM226 246H227V245H225L224 247H226ZM32 247H30V249H31ZM39 247H38V248H39ZM44 247H45V246H44ZM47 247H48V245L46 246V248H47ZM55 247H56V246H55ZM58 247H60V246L57 245V248H58ZM77 247H78V246H77ZM82 247H83V246H82ZM90 247H89V248H90ZM93 247H94V246H93ZM97 247H98V246H97ZM153 247H154V246H153ZM228 247H229V246H228ZM248 247H249V245H248ZM48 248H49V247H48ZM50 248H51V247H50ZM50 248H49V249H50ZM57 248H55L54 250H50V252H51V251H52V252H53V251L55 252ZM75 248H76V247L72 248L73 251H74ZM80 248H81V247H80ZM91 248H92V247H91ZM155 248H156V247H155ZM183 248H181V249H183ZM222 248H223V249H222ZM226 248H227V247H226ZM15 249H16V248H15ZM68 249H69V248H68ZM76 249H77V248H76ZM76 249H75V251H76ZM95 249H96V248H95ZM109 249H110V250H109ZM19 250H20V249H19ZM21 250H22V249H21ZM23 250H24V249H23ZM26 250H27V249H26ZM28 250H29V248H28ZM31 250H33V249H31ZM36 250H37V248L35 247V248H34L35 253H36ZM39 250H40V249H39ZM41 250H42V248H41ZM57 250H58V249H57ZM59 250H60V249H59ZM59 250H58V251H59ZM61 250H63V248H62ZM78 250H79V248H78ZM81 250H82V248H81ZM81 250H80V251H81ZM86 250H87V249H85V251H86ZM88 250H90V249H88ZM148 250H149V249H148ZM150 250H151V249H150ZM152 250H153V249H152ZM225 250H226V249H225ZM245 250H248V249L246 248ZM4 251H5V249H4ZM24 251H25V250H24ZM24 251H23V252H24ZM29 251H30V250H29ZM47 251L49 252L48 249H47ZM83 251H84V250H83ZM153 251H154V250H153ZM228 251H229V250H228ZM13 252H14V251H13ZM17 252H18V250H17ZM20 252H21V251H20ZM31 252H32V251H31ZM50 252H49V253H50ZM52 252H51V253H52ZM56 252H57V251H56ZM66 252H67V251H66ZM69 252H70V251H69ZM71 252H72V251H71ZM150 252H151V251H150ZM177 252H178V251H177ZM230 252H231V251H230ZM21 253H22V252H21ZM37 253H39L38 250H37ZM42 253H43V251H42ZM49 253H48V254H49ZM60 253H61V251H60ZM62 253L64 254V252H62ZM62 253H61V254H62ZM76 253H77V251H76ZM219 253H221V252H219ZM222 253H224V252L222 251ZM232 253H233V252H232ZM23 254H24V253H23ZM44 254H45V253H44ZM46 254H47V252H46ZM48 254H47L48 257H53L51 254H50L51 256L48 255ZM52 254H53V253H52ZM54 254H55V256H56V253H54ZM61 254H60V256H61ZM71 254H72V253H71ZM77 254H78V253H77ZM77 254H76V255H77ZM228 254H229V252H227V256H228ZM230 254H231V253H230ZM245 254H246V253H245ZM12 255H13V256H12ZM14 255H15V254L11 253V255H10L9 257H10V258H13ZM39 255H40V254H39ZM76 255H75V256H76ZM78 255H81V254L79 253ZM219 255H220V254H219ZM221 255H222V254H221ZM221 255H220V256H221ZM232 255H233V254H231V255H229V256L231 257ZM237 255H238V254H237ZM11 256H12V257H11ZM29 256H31V254L28 255V258H29ZM32 256H33V254H32ZM32 256H31V257H32ZM42 256H43V255H42ZM58 256H59V255H58ZM58 256H57V257H58ZM67 256H68V255H67ZM70 256H71V255H70ZM70 256H69V257H70ZM169 256H170V254H169ZM175 256H176V255H175ZM220 256H219V257H220ZM227 256H226V257H227ZM234 256H235V255H234ZM5 257H6V256H5ZM16 257H17V253H16ZM45 257H46V256H45ZM61 257H62V256H61ZM63 257H64V255H63ZM63 257H62V259H63ZM72 257H73V256H71V259H72ZM81 257H82V256H81ZM214 257H215V256H214ZM224 257H225V256H224ZM226 257H225V258H226ZM232 257H233V256H232ZM236 257H240V256L238 255V256H236ZM236 257H235V258H236ZM242 257L244 258L245 256H242ZM1 258H2V257H1ZM3 258H4V257H3ZM23 258L26 259V257H23ZM28 258H27V259H28ZM67 258H68V257H67ZM73 258H74V257H73ZM211 258H212V256H211ZM215 258H217V257H215ZM225 258H224L223 261H227V262H229V259L231 260V258H229L228 260H225ZM240 258H241V257H240ZM243 258H242V259H243ZM8 259H9V258H8ZM14 259H15V257H14ZM27 259H26V260H27ZM31 259H32V258H31ZM34 259H35V258H34ZM36 259H37V257H36ZM69 259H70V258H69ZM74 259H76V258H74ZM172 259H173V257H172ZM176 259H177V258H176ZM179 259H180V258H179ZM207 259H206V260H207ZM212 259H213V258H212ZM222 259H223V258H222ZM222 259H221V260H222ZM226 259H227V258H226ZM242 259H240V261H239L238 263H240V262L242 261ZM244 259H246V258H244ZM9 260H10V259H9ZM9 260H7V261H9ZM26 260H25V261H26ZM63 260H64V259H63ZM114 260H116V261H114ZM206 260H205V261H206ZM208 260H209V259H208ZM214 260H215V259H214ZM216 260H217V259H216ZM234 260H235V259H234ZM234 260H233V261H234ZM238 260H239V258H238ZM12 261H13V260H12ZM12 261H10V263H12ZM16 261H18V258H17ZM22 261H23V260H22ZM27 261H31V260L29 259V260H27ZM54 261H55V260H54ZM56 261H57V260H56ZM60 261H62V260H60ZM60 261H59V262H60ZM209 261H210V260H209ZM209 261H208V262H209ZM223 261H221V262L223 263ZM231 261H232V260H231ZM51 262H53V261H51ZM63 262H64V261H63ZM67 262H68V261H67ZM79 262H80V259H79ZM103 262H104V261H102V263H103ZM172 262H173V261H172ZM172 262H170V264H172ZM218 262H219V261H218ZM218 262H216V264H218ZM221 262H220L219 264H221ZM234 262H235V261H234ZM0 263H1V262H0ZM8 263H9V262H8ZM14 263H16V262L14 261L13 264H14ZM17 263H18V262H17ZM23 263H24V262H23ZM23 263H22V264H23ZM31 263H32V261H31ZM81 263H82V262H81ZM99 263H101V261H100ZM108 263H109V262H108ZM166 263H167V262H166ZM211 263H212V261H211ZM229 263H230V262H229ZM231 263H232V262H231ZM231 263H230V264H231ZM241 263H242V262H241ZM241 263H240V264H241ZM26 264H30V263L27 262ZM32 264H34V263H32ZM47 264H48V263H47ZM49 264H51V263H49ZM63 264H68V263H63ZM103 264H104V263H103ZM175 264H176V263H175ZM203 264H207V263H203ZM214 264H215V261H214ZM235 264H236V263H235Z\"/></svg>","mask_w":264,"mask_h":264},{"label":"crops","instance_id":"obj_3","mask_svg":"<svg viewBox=\"0 0 264 264\" xmlns=\"http://www.w3.org/2000/svg\"><path fill=\"white\" fill-rule=\"evenodd\" d=\"M264 156V148L258 149L251 157L250 162H255Z\"/></svg>","mask_w":264,"mask_h":264}]
</instances>
